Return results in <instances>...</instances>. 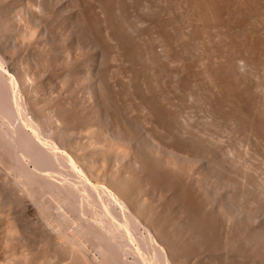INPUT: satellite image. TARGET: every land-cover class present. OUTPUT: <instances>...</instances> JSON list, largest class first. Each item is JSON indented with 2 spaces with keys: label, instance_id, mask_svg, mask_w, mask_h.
<instances>
[{
  "label": "rangeland",
  "instance_id": "374dc122",
  "mask_svg": "<svg viewBox=\"0 0 264 264\" xmlns=\"http://www.w3.org/2000/svg\"><path fill=\"white\" fill-rule=\"evenodd\" d=\"M10 1V2H9ZM14 3H13V2ZM20 1V2H19ZM31 1V2H30ZM44 1V2H43ZM51 1V3H50ZM0 0V61L2 59V63L0 62V76H3L4 73L10 72V63H13L14 66L17 65L19 69L18 72L20 74L19 78L16 79L18 76H16L15 80L12 81V77L9 76V74H4V78L0 77L4 80H8L7 82L9 84H13V86H17L18 88H10V94L13 91H17V89L20 91H17L15 96L17 95L20 97L22 100L21 103L20 99L17 98V100L20 102L19 104L15 103L16 108H14V111H17L18 109L20 111L14 112L13 116L9 115H4L1 114L3 113L0 111V114L3 115L1 117L0 115V262L1 264H264V52L261 57V60L259 63H255L256 65L253 64L254 61H251V58L248 57L247 53L244 52L242 49H238L240 47L239 42H241V38H244V34L246 33L243 30V33L239 31V38L240 35L242 36L239 41L236 42L235 39H237L238 36H236L238 31L236 32L237 28H234L236 24L232 23L236 18H234L235 14L233 15L234 20H232V17H228L224 13V17H228L227 20L231 21H225L227 23V26L229 30H233V33L236 32V34L233 35V39H230L228 34L230 31L228 28L224 30L222 27L219 30H223V34L226 33L224 31H227V36L220 33L219 30H215L216 27H213L212 24H210V27H212V30L214 28V32H212L209 25L207 28L210 32L209 36L212 37L213 39H210L211 42H208L206 40L208 36V31L206 34L203 32L205 30L204 26H207L206 21L202 18L203 23H201V16L199 13L197 15V12L194 15L193 12L196 10H193L194 7H191V2L187 0ZM81 1V2H80ZM129 1V2H128ZM137 1V2H136ZM146 1V2H145ZM175 1V3H174ZM184 1V2H183ZM186 1V3H185ZM261 7L264 8V0H259ZM4 2V3H3ZM19 2V3H18ZM49 2V3H48ZM63 4H62V3ZM77 2V3H76ZM87 2V3H86ZM101 2V3H100ZM107 2L108 4H112L113 9H110V7H107ZM121 2V3H120ZM126 2V3H125ZM147 6H144V3ZM148 2V3H147ZM153 2V3H151ZM159 2V3H158ZM161 2V3H160ZM164 2V3H163ZM167 2V3H166ZM179 6H177L178 4ZM59 3V4H58ZM67 3V4H66ZM72 3V4H71ZM76 3V4H74ZM100 3V4H99ZM129 5H128V4ZM142 3V7H141ZM163 3V4H162ZM184 3V4H183ZM190 3V7L187 6ZM4 4V5H3ZM12 4V5H11ZM27 4V5H26ZM31 4V5H30ZM34 4V5H32ZM41 4V5H40ZM45 4V5H44ZM51 4V6H50ZM107 4V5H106ZM122 4V5H121ZM133 4V5H132ZM138 4V5H137ZM140 4V5H139ZM151 4V5H150ZM156 4V5H154ZM165 4V5H164ZM173 4V5H172ZM15 5V6H14ZM77 5V6H76ZM79 5V6H78ZM89 5V6H88ZM101 5V8H100ZM115 5V6H113ZM131 5V6H130ZM155 7H154V6ZM172 5V9H171ZM176 5V6H175ZM32 6V7H31ZM44 6V7H42ZM103 6V7H102ZM111 6V5H110ZM125 6V7H124ZM150 6V7H149ZM158 6V7H157ZM175 6V7H174ZM182 6V7H181ZM186 6V7H185ZM4 7V8H2ZM64 7V8H63ZM91 7V8H89ZM96 7V9H95ZM139 7V8H138ZM145 7V9H144ZM148 7V8H147ZM166 7V9H165ZM192 8V9H188ZM25 8V9H24ZM84 8V9H83ZM93 8V9H92ZM132 8V9H131ZM135 8V9H134ZM147 8V9H146ZM151 8V9H150ZM157 8V9H156ZM160 8V9H159ZM186 8V10H184ZM261 8L259 9L260 12L258 13L255 12L254 17L250 15V17L255 19L256 18L260 19L262 18V15L264 14V9ZM6 9V10H5ZM24 11H23V10ZM38 11H37V10ZM154 9V10H153ZM180 9H182L180 11ZM34 10V11H33ZM83 10V11H82ZM101 10V11H100ZM111 10V11H109ZM118 10V11H117ZM126 10V11H125ZM142 10V11H141ZM145 10V13H144ZM161 10V11H160ZM167 12H166V11ZM179 10V11H178ZM193 10V11H192ZM263 10V11H262ZM8 11V12H7ZM18 11V12H17ZM41 11V14H39ZM43 11V12H42ZM82 11V12H81ZM89 11V14H88ZM105 11H108V16L112 17L113 20H105L106 18L108 19L109 17L106 15L107 13H104ZM125 11V12H124ZM129 11V12H128ZM160 13L161 15H157L156 13ZM171 11V13H169ZM177 11V12H176ZM187 11V12H186ZM193 15H191L192 13ZM39 12V13H38ZM50 12V13H49ZM78 12V13H76ZM87 12V13H86ZM112 12V13H111ZM137 12V14H136ZM174 12V13H173ZM181 12V13H180ZM189 12V13H188ZM23 13V14H22ZM35 13V14H34ZM58 15H57V14ZM82 13V14H80ZM92 13V14H91ZM110 13V14H109ZM119 13V15H118ZM121 13V14H120ZM124 13V14H123ZM139 13V14H138ZM147 13V14H146ZM166 13V14H165ZM180 15H179V14ZM184 13V16H183ZM188 13V14H187ZM231 13H234L233 11ZM26 14V15H25ZM52 14V15H51ZM88 14V15H87ZM154 16L152 17V15ZM167 14H170L167 15ZM194 16V17H191ZM3 15V16H2ZM55 15V16H53ZM83 17H82V16ZM105 15V16H104ZM126 15V16H125ZM131 17H130V16ZM135 15V16H134ZM172 15V16H171ZM174 15V16H173ZM177 15V16H176ZM202 15V14H201ZM22 16V17H20ZM57 16V17H56ZM93 16V17H92ZM116 16V17H115ZM143 16V17H141ZM157 16L160 17V22H163L165 24L164 29L163 28V33L158 34L159 30L156 28L157 25L156 22H154V19L157 18ZM180 16V17H179ZM182 16V18H181ZM198 18L197 20L195 19L196 17ZM200 16V19H199ZM264 16V15H263ZM64 17V18H63ZM95 17V18H94ZM104 17V18H103ZM128 17V18H127ZM155 17V18H154ZM162 17V18H161ZM169 17V18H168ZM16 18V19H15ZM48 18V19H47ZM69 18V19H68ZM71 18V19H70ZM87 18V19H86ZM89 18V19H88ZM117 18V19H116ZM143 20H142V19ZM152 18V19H151ZM166 18V19H165ZM188 18V19H187ZM194 18L197 25L202 28L201 30L198 26L193 28V22L192 19ZM62 19V20H61ZM116 21H115V20ZM120 19V20H119ZM169 19V20H168ZM173 19V21H172ZM181 21H180V20ZM186 19V20H185ZM255 21V25L258 28H261L260 31L264 28V24L262 20L258 22V20ZM71 20V21H70ZM75 20V21H74ZM78 20V21H77ZM84 20V21H83ZM93 20V21H92ZM105 20V22L103 21ZM119 20V21H118ZM124 20V21H123ZM138 20V21H137ZM145 20V21H144ZM153 20V21H152ZM166 20V21H165ZM188 20V21H187ZM190 20V22H189ZM238 20V19H237ZM252 22L253 19H251ZM250 18L248 21H250ZM264 20V19H263ZM46 21V22H45ZM50 21V22H49ZM60 21V22H59ZM99 21V22H96ZM102 21V22H101ZM114 21V22H113ZM122 21V22H121ZM130 21V22H129ZM132 21V22H131ZM136 21V22H135ZM152 21V22H150ZM171 21V22H170ZM180 21V22H179ZM188 23H187V22ZM236 21V20H235ZM3 22V23H2ZM73 22V23H72ZM85 22V23H84ZM90 22V23H89ZM94 22V23H93ZM96 22V23H95ZM109 22L114 23L119 22L118 24H121L122 28L125 27L126 35L121 34L124 30L120 31L118 36L116 34V30L111 28V31L115 34H112L109 30V33H105L104 28L109 26ZM144 22V23H143ZM176 22V24H175ZM183 22V23H181ZM249 22V23H250ZM258 22V24L256 23ZM2 23V24H1ZM47 25H46V24ZM57 23V24H56ZM87 23V24H86ZM93 23V24H92ZM104 23V24H103ZM106 23L108 25H106ZM171 23V24H170ZM186 23V25H185ZM192 23V24H191ZM202 26H201V24ZM204 23H206L204 25ZM225 25L226 23L223 22ZM247 23V25H249ZM260 23V27L258 26ZM8 24V25H7ZM61 24V25H60ZM70 24V25H69ZM77 25L75 27L74 25ZM99 24V25H97ZM179 24V25H178ZM183 24V25H181ZM232 24L234 26H232ZM252 24V23H251ZM252 24V26H253ZM14 27H13V26ZM49 25V26H48ZM59 25V26H58ZM79 25V26H78ZM82 25V26H81ZM106 25V26H105ZM112 24H110L111 26ZM116 25V24H115ZM133 25V26H131ZM146 25V26H145ZM175 25V26H174ZM212 25V26H211ZM246 25V24H245ZM246 25V26H247ZM2 26V27H1ZM104 26V27H103ZM140 26V27H139ZM143 28H142V27ZM189 26L192 28H189ZM244 26V25H243ZM251 25L248 26V28ZM254 26V27H255ZM7 27V28H6ZM82 27V28H81ZM100 32L99 34V28ZM129 27V28H127ZM152 29H151V28ZM173 27V30H171ZM175 27V28H174ZM178 27V28H176ZM186 27V28H185ZM197 27V28H196ZM233 27V29H231ZM245 27V26H244ZM243 27V28H244ZM254 27H250L251 29ZM255 27V28H256ZM263 27V28H262ZM33 28V29H32ZM52 28V29H51ZM54 28V29H53ZM61 28V29H60ZM76 28V29H75ZM78 28V29H77ZM131 28V29H130ZM136 28V29H135ZM146 28V29H145ZM170 28V30H169ZM247 30L248 28L245 27ZM249 28V29H250ZM14 29V31H12ZM50 29V30H49ZM75 29V31H74ZM98 29V30H97ZM128 29V30H127ZM134 29V30H132ZM142 29V30H141ZM190 29V30H189ZM198 29V32H194V30ZM257 29V28H256ZM255 29V30H256ZM7 30V31H6ZM52 30V31H51ZM60 30V31H59ZM71 30V31H70ZM92 30V31H91ZM150 32H149V31ZM153 30V31H152ZM155 30V31H154ZM188 30V31H187ZM201 30V31H200ZM235 30V31H234ZM254 30V29H252ZM254 30V31H255ZM28 31V32H27ZM132 31V32H131ZM138 31V32H137ZM141 31V32H140ZM144 31V32H143ZM148 31V32H147ZM172 31V32H171ZM183 35L187 34L186 40H183L182 42L180 41L181 37L178 34L179 32L182 33ZM194 33H193V32ZM200 31V32H199ZM257 31V30H256ZM12 32V34H11ZM40 32V33H39ZM43 32V34H42ZM45 32V34H44ZM64 32V33H63ZM69 32V33H68ZM79 32V33H78ZM84 32V33H83ZM88 32V33H87ZM98 32V33H97ZM135 32V33H133ZM141 34H140V33ZM168 32V33H167ZM171 32V33H169ZM177 33L174 36L173 33ZM185 32V33H184ZM193 34H192V33ZM219 34L216 35L217 40L214 38V34L216 33ZM229 32V33H228ZM258 32V31H257ZM8 33V34H7ZM28 33V34H27ZM33 35H32V34ZM82 33V34H81ZM134 37L133 36V34ZM155 33V34H154ZM167 33V36H166ZM191 33V34H190ZM201 33H204L205 36H203ZM231 33V34H233ZM258 33V34H259ZM263 31L259 35H261ZM3 36H2V35ZM11 34V35H10ZM36 34V35H35ZM58 34V35H57ZM63 34V35H62ZM88 34V35H87ZM98 34V35H97ZM103 36H102V35ZM130 34V35H129ZM132 34V35H131ZM138 36H137V35ZM149 34V35H148ZM171 34V39H168V36ZM24 35V36H23ZM30 35V36H29ZM32 35V36H31ZM35 35V36H34ZM41 35V36H40ZM73 35V36H71ZM80 35V36H79ZM83 37H82V36ZM106 35H108L106 37ZM128 35V36H127ZM141 37H140V36ZM161 35V37L159 36ZM191 35V36H190ZM199 35V36H198ZM263 35V34H262ZM261 35V36H262ZM19 36V37H18ZM43 36V37H42ZM59 36V37H58ZM99 36L101 38H99ZM114 36V39L113 37ZM131 36V37H130ZM163 36V37H162ZM182 36V34H181ZM202 36V38H201ZM218 36V37H217ZM222 36V38H221ZM23 37V38H22ZM26 37V38H24ZM30 37V38H28ZM72 37V38H71ZM79 37V38H78ZM105 37V38H104ZM110 37V39H109ZM118 37V38H117ZM139 37V39H138ZM151 37V38H150ZM160 37V38H157ZM167 37V38H166ZM175 40H174V38ZM198 37V38H197ZM33 38V40H32ZM70 38V39H68ZM74 38V39H73ZM121 38V39H120ZM124 38V39H123ZM190 38V39H189ZM195 38L196 40H194ZM221 38V39H220ZM226 42L224 39H226ZM229 38V39H228ZM11 39V40H10ZM46 39V40H45ZM58 39V40H57ZM63 39V40H62ZM66 39V40H65ZM95 39V40H94ZM98 39V40H97ZM100 39V40H99ZM106 39V40H104ZM112 39V40H111ZM116 39V40H115ZM129 39V40H128ZM133 39V40H132ZM150 39V41H149ZM192 39V40H191ZM24 40V41H23ZM26 40V41H25ZM28 40V41H27ZM32 40V41H31ZM35 40V41H34ZM89 40V41H88ZM91 40V41H90ZM104 42H103V41ZM110 40V41H109ZM119 40V41H118ZM126 40V41H125ZM157 40V41H156ZM159 40V42H158ZM165 40V43L164 41ZM174 40V41H173ZM221 40V41H220ZM231 40V41H230ZM238 40V39H237ZM41 43H40V42ZM87 41V42H86ZM95 41V43H93ZM108 41V42H107ZM136 41V42H135ZM156 41V42H155ZM162 41V42H161ZM191 41V42H190ZM205 43H204V42ZM34 44H32V43ZM35 42V43H34ZM44 42V43H42ZM74 42V43H73ZM113 42V44H112ZM123 42V43H122ZM134 42V43H133ZM144 42V43H143ZM151 44L149 45L148 44ZM154 42V43H153ZM168 42V44H167ZM171 44H170V43ZM176 42V43H175ZM178 42V43H177ZM180 42V43H179ZM184 42V44H183ZM189 42V43H188ZM195 42V43H194ZM208 42V43H206ZM223 42V43H222ZM232 42V43H231ZM24 43V45H23ZM103 43H106L103 45ZM109 43V44H108ZM116 45H115V44ZM128 43V44H127ZM130 43L131 48H127ZM141 43V44H140ZM156 43V44H155ZM160 43V44H159ZM182 43V44H181ZM186 43V44H185ZM234 43V44H233ZM50 44V45H49ZM61 44V45H60ZM68 44V45H67ZM90 44V45H89ZM94 46L92 47L91 46ZM134 44V46H132ZM136 44V45H135ZM138 44V46H137ZM140 44V45H139ZM143 44V45H142ZM154 44V45H153ZM158 44V45H157ZM177 44V45H176ZM193 44V45H192ZM195 44V45H194ZM204 44V45H203ZM207 44V45H206ZM226 44V45H225ZM238 44V46L236 45ZM53 45V46H51ZM99 47H98V46ZM103 45V46H102ZM109 45V46H108ZM116 47H115V46ZM122 47H121V46ZM163 45V46H162ZM167 45V46H164ZM176 45V46H174ZM178 45H181L178 47ZM188 45V46H187ZM191 45V46H190ZM199 45V46H198ZM231 45V46H230ZM45 46V47H44ZM86 46V47H85ZM96 46V47H95ZM101 46V47H100ZM108 46V47H106ZM129 46V47H130ZM151 49H149V47ZM153 46V48H152ZM160 46V47H159ZM162 46V47H161ZM190 46V47H189ZM194 46V47H193ZM200 46H203L200 47ZM234 46V47H232ZM12 47V48H11ZM28 47V48H27ZM41 47V48H40ZM158 49H157V48ZM167 47V48H166ZM183 49H182V48ZM204 47L207 49L205 50ZM209 47H214L210 48ZM231 49H230V48ZM16 48V49H14ZM51 48V50H50ZM62 48V49H61ZM87 48V49H86ZM102 48V49H101ZM125 48V49H124ZM137 48L139 53L137 52ZM170 48V49H169ZM173 48V49H172ZM222 48V49H221ZM3 49V50H2ZM34 49V50H33ZM83 49V50H82ZM109 49V50H108ZM116 49V50H113ZM124 49V50H123ZM130 49V50H129ZM169 49V50H168ZM172 49V50H171ZM177 49V50H176ZM188 49V50H187ZM190 49V50H189ZM196 49V50H195ZM199 49V50H198ZM231 51H228V50ZM28 50V51H27ZM80 50V51H79ZM102 50V51H101ZM108 50V51H107ZM112 50V51H111ZM119 50V51H117ZM126 50V51H125ZM134 50V51H133ZM145 50V51H143ZM150 50V51H149ZM157 50V51H156ZM166 53H165V51ZM176 50V51H175ZM199 52H198V51ZM224 52H223V51ZM228 52H227V51ZM233 50V51H232ZM5 51V52H4ZM17 51V52H16ZM31 51V52H30ZM35 51V52H34ZM55 51V52H54ZM58 51V52H57ZM84 51V52H83ZM106 51V52H105ZM123 51V52H122ZM125 51V52H124ZM128 51V52H127ZM130 51V54H129ZM148 51V52H147ZM156 51V52H155ZM169 51V53L167 52ZM178 51V52H177ZM181 51V52H180ZM183 51V53H182ZM191 51V52H190ZM203 51V52H202ZM208 51V53H212L210 55L211 57L208 58L209 55L205 54ZM215 51V53H214ZM217 51L219 52L218 54ZM264 51V50H263ZM7 52V53H6ZM30 52V53H29ZM34 52V53H33ZM52 52V53H51ZM70 52V53H68ZM72 52V53H71ZM80 52V53H79ZM98 52V53H97ZM136 52V54H135ZM143 52V53H142ZM145 52V53H144ZM162 52V53H161ZM180 52V53H179ZM185 52V53H184ZM188 52V55L186 54ZM202 52V53H201ZM235 52V53H234ZM237 52V53H236ZM238 52H244L242 53L243 56L239 55ZM14 53V54H13ZM55 53V54H54ZM57 53V55H56ZM66 53V54H64ZM85 53V55H84ZM87 53V54H86ZM116 53V54H115ZM123 53V54H122ZM148 53V54H147ZM172 53V54H171ZM204 53V54H203ZM234 53V54H233ZM9 54V55H7ZM24 54V55H23ZM29 54V55H28ZM35 54V55H34ZM93 54V55H92ZM110 54V55H109ZM115 54V56L113 55ZM129 54V56H128ZM148 56H147V55ZM167 54V55H166ZM179 54V55H176ZM183 54V55H182ZM185 54V56H184ZM202 54V55H201ZM215 54V55H214ZM219 54H221L219 56ZM229 54V55H228ZM232 54V55H231ZM244 54L246 56H244ZM42 55V58H41ZM54 55V56H53ZM74 55V56H73ZM97 55V56H96ZM118 55V56H117ZM165 55V56H164ZM169 55V58L167 56ZM173 55L174 58L171 56ZM176 55V57H175ZM201 55V56H200ZM225 55V57H224ZM239 55L238 57L244 58L243 60L245 61V57L248 61L250 59V62L247 63L245 69L246 72L244 74L245 69H240L238 70V67L236 66L235 61H237L235 58L236 56ZM10 56V57H9ZM110 57L106 58V57ZM134 56V57H133ZM154 56V57H152ZM159 56V57H158ZM162 56V57H161ZM182 56V57H181ZM190 56V57H189ZM196 56V57H194ZM204 56V59L203 57ZM20 57V58H19ZM76 57V58H75ZM83 57V58H82ZM120 60H118L119 58ZM130 57V58H129ZM148 57V58H147ZM164 57V58H163ZM178 57V58H177ZM183 60H181V58ZM199 57V58H198ZM202 57V58H201ZM216 57V58H215ZM219 57V58H218ZM221 57H223L222 60ZM234 57V58H233ZM237 57V58H238ZM4 58V59H3ZM98 58V59H97ZM103 58V59H102ZM122 58V59H121ZM150 58V59H149ZM155 58V60L153 59ZM158 58V62H157ZM162 58V59H161ZM167 58V59H166ZM197 58V59H196ZM209 60H208V59ZM214 58V59H213ZM227 58V59H226ZM231 58V61H229ZM241 58V59H242ZM6 59V60H5ZM51 59V60H50ZM88 59V60H87ZM148 59V60H147ZM152 59V60H151ZM174 59L176 62H174ZM177 59V60H176ZM189 59V61L187 60ZM193 59V60H192ZM220 59V60H219ZM226 59V60H225ZM5 62H4V61ZM21 60V61H20ZM30 60V61H29ZM60 60V61H59ZM70 60V61H69ZM107 62H104V61ZM128 60V63H127ZM139 60V61H138ZM165 60H168L167 62ZM185 60V62H184ZM204 60V61H203ZM206 60V61H205ZM212 60V61H211ZM218 60V61H217ZM222 60V62H221ZM235 60V61H234ZM14 61V62H13ZM33 61V62H32ZM50 61V62H49ZM90 61V62H89ZM103 61V62H102ZM125 61V62H123ZM155 61V62H154ZM170 61V62H169ZM182 61V62H181ZM190 61H192L190 63ZM211 61V63L209 62ZM214 61V62H213ZM58 64H57V63ZM133 62V63H132ZM182 64H181V63ZM184 62V63H183ZM188 62V63H187ZM195 62V64H194ZM200 62H203L205 67L208 68V70L212 69V72L214 74L216 73L218 76L221 77H226L229 82H234L233 84L236 85V90H239L238 93L233 95V93H236L237 91H233L231 93L230 90L227 89L231 94L229 95V92L226 91V88L223 87V85L220 87L219 83H216V86L212 84L211 80L205 79V77L200 74V71L204 66H201ZM205 62L209 64H205ZM218 62V63H216ZM222 65H220V63ZM229 62V63H228ZM233 62V63H232ZM4 63H6L4 65ZM32 63V64H31ZM34 63V64H33ZM38 63V64H37ZM102 63V65L100 64ZM113 63V64H112ZM122 63V64H121ZM130 63V64H129ZM136 63V64H135ZM150 63L152 64L150 67ZM161 64L162 66L160 70H158L160 67L158 64ZM172 63V64H171ZM179 65H177V64ZM198 63V64H197ZM224 63H228L227 65H231L230 67L226 66ZM251 63V64H250ZM110 64V65H109ZM117 64V65H116ZM125 64V65H123ZM128 64V65H127ZM144 64V65H143ZM165 64V65H164ZM185 64V65H184ZM194 64V65H193ZM250 64V65H248ZM253 64V65H252ZM2 65V67H1ZM80 65V66H79ZM104 65V67H103ZM156 65V66H155ZM169 65V66H168ZM218 65L219 67L217 68ZM255 65V67H254ZM263 67L261 69V66ZM44 66V67H43ZM96 66V67H95ZM122 66L124 67L122 69ZM131 66V67H130ZM140 66V67H139ZM147 66V67H146ZM199 66V67H198ZM211 66V67H210ZM213 66V67H212ZM235 66L237 68H235ZM50 67V68H49ZM76 67V68H75ZM100 67V68H99ZM103 67V69H102ZM118 67V68H117ZM146 67V68H145ZM153 67V68H152ZM157 67V68H156ZM182 67V68H181ZM185 67V68H184ZM188 67L190 70L188 71ZM193 67V68H192ZM216 67V68H215ZM252 67V68H249ZM260 67V68H259ZM58 68V69H57ZM61 68V69H60ZM64 68V70H63ZM79 68V69H78ZM81 68V69H80ZM92 68V69H91ZM111 68V69H110ZM127 68V69H125ZM131 70H130V69ZM142 68V69H140ZM167 68V69H166ZM176 68V69H174ZM180 69V72L177 70ZM196 68V71H194ZM249 70H248V69ZM51 69V70H50ZM70 69V70H69ZM89 69V70H88ZM136 69V70H135ZM169 69V70H168ZM184 71V74H181V72ZM194 69V70H193ZM198 69V70H197ZM223 69V70H222ZM231 69V70H229ZM235 69V70H234ZM256 69V70H255ZM260 71H259V70ZM7 70V71H6ZM24 70V71H22ZM73 70V71H72ZM104 70V71H103ZM115 70V71H113ZM130 70V71H129ZM146 70L148 72H146ZM158 73H157V71ZM253 70V71H251ZM3 71V72H2ZM63 71V72H62ZM69 71V72H68ZM98 73H97V72ZM101 71V72H100ZM118 71V72H117ZM133 71V72H132ZM135 71V72H134ZM144 71V72H143ZM165 71V72H164ZM198 71V72H197ZM222 71V72H221ZM236 71L237 74H236ZM259 71V72H258ZM21 72V73H20ZM52 72V73H51ZM56 72V73H55ZM68 72V73H67ZM74 72V73H73ZM87 72V73H86ZM91 72V73H90ZM127 72V73H126ZM129 72V75H128ZM189 72V73H188ZM228 72V73H227ZM242 72V73H239ZM248 72H250L248 74ZM2 73V75H1ZM23 73V74H22ZM33 73V74H32ZM115 73V74H114ZM137 73V74H136ZM142 73V74H141ZM151 73V74H150ZM153 73V74H152ZM160 73V74H159ZM164 73V74H163ZM166 73V74H165ZM183 73V72H182ZM191 73L194 75H191ZM223 73V74H222ZM235 73V74H234ZM259 73V74H258ZM43 74V76H42ZM62 74V75H61ZM82 74V75H81ZM95 74V75H94ZM123 74V75H122ZM158 74V77H157ZM173 74V75H172ZM196 74V75H195ZM198 74V75H197ZM200 74V75H199ZM222 74V76L220 75ZM230 74V75H229ZM263 74V75H262ZM8 75V76H7ZM26 75V76H25ZM51 75V76H50ZM59 75V76H57ZM99 75V76H98ZM116 75V76H115ZM120 75V76H119ZM135 75V76H133ZM224 75V76H223ZM243 75V77L241 76ZM254 75V76H252ZM258 75L261 77H258ZM104 76V78H103ZM130 76V77H129ZM162 76V77H161ZM192 78H191V77ZM196 76V78H194ZM203 76V77H202ZM232 76V77H231ZM250 76V78H249ZM252 76V77H251ZM10 77V78H6ZM22 77V78H21ZM26 77V79H25ZM32 77V78H31ZM39 77V78H38ZM42 79H41V78ZM46 77V78H45ZM61 77V78H60ZM118 79H117V78ZM127 77V78H126ZM141 77V78H140ZM150 80H149V78ZM170 77V79H169ZM179 77V78H178ZM216 77V76H215ZM236 77V78H235ZM238 77V78H237ZM257 77V79H256ZM263 77V78H262ZM97 78V79H96ZM123 78V79H122ZM130 78V79H129ZM132 78V79H131ZM137 82H134V80ZM145 78V79H144ZM155 78V79H154ZM158 78V79H157ZM198 78V79H197ZM203 78V79H201ZM218 78V77H217ZM243 80V82L240 80ZM20 79V80H19ZM24 79V80H23ZM77 79V80H76ZM93 79V80H92ZM105 79V80H104ZM114 79V80H113ZM116 79V80H115ZM121 79V81H120ZM134 79V80H133ZM165 79V80H164ZM175 79V80H174ZM183 79H185V82L187 85L183 86ZM189 79V80H188ZM192 79V80H191ZM195 79V80H194ZM219 79V78H218ZM217 79V82L220 80ZM247 79V81H245ZM252 79V80H249ZM257 81H256V80ZM19 80V81H18ZM52 80V81H51ZM67 80V81H66ZM71 80V81H70ZM76 80V81H75ZM90 82H89V81ZM126 80V81H125ZM160 80V81H159ZM163 83H161L162 81ZM249 80V81H248ZM261 80L263 82H261ZM3 81V80H1ZM37 81V82H35ZM93 83H92V82ZM139 81V82H138ZM142 81V82H141ZM149 81V83H148ZM168 81V82H167ZM172 81V82H171ZM194 81V82H193ZM203 81V82H202ZM207 81V82H206ZM209 81V82H208ZM240 81L242 82L240 84ZM245 81V82H244ZM250 81H252L250 83ZM254 81V82H253ZM31 82V83H30ZM54 82V83H53ZM74 82V83H72ZM78 82V83H77ZM96 82V83H95ZM101 82V83H99ZM113 82V83H112ZM118 82V83H117ZM127 84H126V83ZM154 82V83H153ZM178 82V83H177ZM197 82V84H196ZM199 82H201L199 84ZM205 82V83H204ZM247 82V83H246ZM249 82V83H248ZM16 83V85H14ZM23 83V84H22ZM25 83V84H24ZM43 83V84H42ZM52 83V84H51ZM61 83V84H60ZM90 83V84H89ZM92 83V84H91ZM139 83V84H137ZM151 83V84H150ZM153 83V84H152ZM160 83V84H159ZM190 83V84H189ZM195 83V84H194ZM260 83V84H259ZM3 84L4 81H3ZM27 84V86H26ZM51 84V85H50ZM104 84V85H102ZM120 84V86H119ZM125 84V85H124ZM129 84V85H128ZM146 84V86H145ZM179 84V85H178ZM218 84V85H217ZM243 84V85H242ZM245 84L247 86H245ZM6 85V84H5ZM21 85V87H20ZM23 85V86H22ZM32 85V86H31ZM40 85V86H38ZM67 85V86H66ZM77 85V86H76ZM141 87H139V86ZM163 85V86H162ZM174 85V86H173ZM194 85V86H193ZM206 85V86H205ZM241 85V86H239ZM261 85V86H260ZM56 86V87H55ZM81 86V87H80ZM93 86V87H92ZM104 86V88H103ZM125 86V87H124ZM136 86V87H135ZM151 86V88L149 87ZM155 86V88H154ZM157 86H159L157 88ZM193 86V87H191ZM196 86V87H195ZM201 86V87H200ZM203 86V87H202ZM210 86V87H209ZM239 86V87H238ZM248 86L250 89H248ZM253 86V87H252ZM80 87V88H78ZM135 87V88H134ZM162 87V88H161ZM179 87V88H178ZM185 87L190 88V90L185 89ZM200 87V88H199ZM210 89H209V88ZM213 87V89H212ZM216 87V88H215ZM239 89H238V88ZM240 87L242 89H240ZM254 89H252V88ZM37 88V89H36ZM68 88V89H67ZM125 88V89H124ZM128 88V89H127ZM145 88V89H144ZM167 88V89H166ZM183 88V90H181ZM192 88V90H191ZM194 88V89H193ZM260 88V89H259ZM12 89V91H11ZM23 89V90H22ZM45 89V90H44ZM77 89V91H76ZM106 89V90H105ZM120 89V91H119ZM123 89V90H122ZM142 89V90H140ZM225 89V91H224ZM245 89V90H244ZM247 89V91H246ZM258 89V90H257ZM67 90V91H66ZM102 90V92H101ZM105 92H104V91ZM113 90V91H112ZM129 92H128V91ZM131 90V91H130ZM136 90V91H135ZM180 90V91H179ZM208 90V91H207ZM213 90V91H212ZM218 90V91H217ZM222 90V91H221ZM241 90V91H240ZM249 90V91H248ZM256 92H255V91ZM65 91V92H64ZM111 93H109V92ZM127 91V92H125ZM135 91V92H134ZM144 91V92H143ZM148 91V92H147ZM198 91V92H196ZM210 91V92H209ZM243 91V92H242ZM251 91V92H250ZM262 91V92H261ZM40 94H39V93ZM90 92V93H89ZM116 92V93H115ZM131 92V93H130ZM141 92V93H140ZM153 92V93H152ZM158 92V93H157ZM180 94H179V93ZM188 92V94H187ZM204 92H207L206 94ZM219 92V93H218ZM245 92V94H244ZM261 92V93H260ZM56 93V94H55ZM68 93V94H67ZM74 93V94H73ZM105 93V94H104ZM109 93V94H108ZM114 93V94H113ZM147 93V94H146ZM151 93V94H150ZM156 93V94H155ZM210 93V95H209ZM214 93V94H213ZM224 93H227L224 95ZM251 93V95H250ZM111 94V95H110ZM122 94V95H121ZM146 94V95H145ZM167 94V95H166ZM179 94V95H178ZM202 94V95H201ZM219 94V95H218ZM248 96H247V95ZM34 95V96H33ZM68 95V96H67ZM85 95V96H84ZM95 95V97H94ZM109 95V97H108ZM187 95V97H186ZM216 97H214V96ZM218 95V96H217ZM262 95V97H261ZM61 96V97H60ZM120 96V97H119ZM136 98H135V97ZM160 96V98H159ZM180 96V97H179ZM227 96V97H225ZM233 96V98H232ZM250 96V97H249ZM24 97V98H23ZM45 97V98H44ZM85 97V98H84ZM132 97V98H131ZM164 97V98H163ZM206 97V98H205ZM225 97V98H224ZM245 97V98H244ZM32 98V99H31ZM53 98V99H52ZM117 98V99H116ZM152 98V99H151ZM192 98V99H190ZM231 98V99H230ZM236 98V101H234ZM256 98V99H255ZM258 98V99H257ZM263 98V100H262ZM96 99V101H94ZM104 100V102L102 100ZM123 99V100H122ZM133 99V100H132ZM147 99V100H146ZM149 99V100H148ZM186 99V101H185ZM207 99V100H206ZM213 99V100H212ZM215 99V100H214ZM217 99V100H216ZM250 101H249V100ZM31 100V101H30ZM35 100V101H34ZM57 100V101H56ZM108 100V101H107ZM151 100V101H150ZM200 100V101H199ZM239 100V101H238ZM243 100V101H242ZM252 100V102H251ZM256 100V101H255ZM17 101V102H18ZM56 101V102H55ZM97 101H99L97 103ZM134 101V102H133ZM172 101V102H171ZM194 101V102H193ZM214 101V103H213ZM230 101V102H228ZM248 101V102H247ZM32 102V103H31ZM77 102V103H76ZM84 102V103H83ZM152 102V103H151ZM156 102V103H155ZM161 103V105L159 104ZM165 102V103H164ZM182 102V103H181ZM201 102V103H200ZM204 102L206 104H204ZM211 102V103H210ZM219 102V103H218ZM226 102V104H225ZM237 102V103H236ZM252 104H249V103ZM254 102V104H253ZM259 102V103H258ZM262 102V103H261ZM91 103V104H90ZM101 103V104H100ZM108 103V104H107ZM118 103V104H116ZM144 103V104H143ZM149 103V104H148ZM154 103L156 105L159 104L158 106H154ZM179 103V104H177ZM181 103V104H180ZM187 103V104H186ZM213 103V104H212ZM222 103V104H221ZM245 103V104H244ZM43 104V105H42ZM112 104V105H111ZM115 104V105H114ZM175 104V105H173ZM193 104V105H192ZM196 104V105H195ZM209 104V105H207ZM232 106H230V105ZM235 104V106H234ZM258 104V105H257ZM17 105H22L21 107L19 106L17 108ZM55 105V106H54ZM103 105V106H102ZM106 105V106H105ZM124 105V106H123ZM164 105V106H163ZM167 105H169L167 107ZM215 105H217L215 107ZM229 105V106H228ZM255 105V106H254ZM111 106V107H110ZM122 106V107H121ZM144 106L146 108H144ZM153 106L156 108V110H164L166 111L169 110L170 113H173V117H169V124H172V130L169 129V124L166 126H162L165 124L159 123L155 117H151L152 114H147L150 113L149 110H153ZM174 106V107H173ZM177 106V107H176ZM182 106V107H181ZM187 106V107H186ZM201 106V107H200ZM206 106V107H205ZM221 106V107H220ZM239 106V107H238ZM247 106V107H246ZM250 106V107H249ZM252 106V107H251ZM261 106V107H260ZM30 107V108H29ZM32 107V108H31ZM34 107V108H33ZM89 107V109H88ZM103 107V108H102ZM118 107L121 109H118ZM129 107V108H128ZM164 109H163V108ZM171 107V108H170ZM186 107V108H185ZM195 107V109H194ZM226 107V108H225ZM256 107H259L258 109ZM26 108V109H25ZM44 108V109H43ZM67 108V109H66ZM82 108V109H81ZM113 110H112V109ZM143 108V109H142ZM152 108V109H150ZM161 108V109H160ZM175 108V109H174ZM181 108L183 110H181ZM191 108V109H190ZM201 108V109H200ZM205 110H204V109ZM219 110H218V109ZM243 108V109H241ZM246 108V109H245ZM250 108H252L250 110ZM256 108V109H255ZM262 108V109H261ZM54 109V111H53ZM58 109V110H57ZM71 109V110H70ZM94 109V110H93ZM138 109V110H137ZM145 109V110H144ZM179 109V110H178ZM187 109V110H186ZM200 109V110H199ZM203 109V110H202ZM211 109V110H209ZM229 109V110H228ZM249 109V110H248ZM68 110V111H67ZM75 110V112H74ZM128 110V111H127ZM132 110V111H131ZM136 110V111H135ZM164 110V111H165ZM176 110V111H175ZM196 110V111H195ZM215 110V111H214ZM223 110V111H222ZM226 110V111H225ZM255 114H254V112ZM262 110V111H259ZM87 111V112H86ZM96 111V112H95ZM100 111V112H99ZM109 111V112H108ZM112 111V113H111ZM130 111V112H129ZM165 111V112H166ZM168 111V112H169ZM176 113H175V112ZM220 113H218V112ZM238 113H237V112ZM25 112V113H23ZM30 112V113H29ZM40 112V113H39ZM54 112V113H53ZM91 112V113H90ZM95 112V113H94ZM118 112V113H116ZM119 112L121 114H119ZM126 112V113H125ZM143 112V113H142ZM144 112H146L144 114ZM192 112V113H191ZM195 112V113H194ZM203 112V114H202ZM227 114H225V113ZM244 112V113H243ZM250 112V113H249ZM258 112V113H256ZM263 112V113H262ZM16 113V114H15ZM23 113V114H22ZM53 113V114H52ZM60 113V114H59ZM74 113V114H73ZM124 113V115H123ZM178 113V114H177ZM185 113V115H184ZM197 113V114H196ZM207 113V114H206ZM232 113V114H231ZM241 113V114H239ZM246 113V114H245ZM6 114V113H5ZM47 114V115H46ZM56 114V115H55ZM114 114V115H113ZM119 114V115H118ZM131 114V115H130ZM144 116H143V115ZM180 114V117L178 115ZM187 114H190L187 115ZM223 114V115H221ZM249 114V115H248ZM253 114V115H251ZM260 114V115H259ZM23 115V116H22ZM38 115V116H37ZM118 115V116H117ZM140 115V116H139ZM142 115V116H141ZM177 115V116H176ZM184 115V116H183ZM193 115V116H192ZM198 115V116H197ZM226 115V116H225ZM5 116V117H4ZM22 118H21V117ZM49 116V117H47ZM54 116V117H53ZM57 116V117H56ZM90 116V117H89ZM112 116V117H111ZM121 116V117H120ZM138 116V117H137ZM175 116V117H174ZM207 116V117H206ZM215 116V117H214ZM224 118H222V117ZM246 116V117H245ZM249 116V117H248ZM255 116V117H254ZM19 117V118H18ZM33 117V118H32ZM55 119H52V118ZM97 117V118H96ZM117 117V118H116ZM134 117V118H133ZM142 117V118H141ZM146 119H144V118ZM150 117V118H149ZM188 117V119H187ZM202 117V118H201ZM206 117V118H205ZM231 117V118H230ZM10 120H9V119ZM15 118V119H14ZM26 118V119H25ZM87 118V119H86ZM113 120H112V119ZM121 118V119H120ZM180 118V119H179ZM216 118V119H215ZM221 118V119H220ZM227 118V119H226ZM230 118V119H229ZM233 118V119H232ZM256 118V119H255ZM3 119V121H2ZM6 119V120H4ZM30 121L31 119L35 122V125L38 127V131H33L30 124H25V120ZM61 119V120H60ZM91 119V120H90ZM103 119V120H102ZM111 119V120H109ZM130 119V120H129ZM140 119V120H139ZM144 119V121L142 120ZM258 119V120H257ZM20 120V121H19ZM45 122H43V121ZM117 120V121H116ZM120 120V121H118ZM124 120V121H123ZM151 120V121H150ZM183 120H186L182 122ZM189 120V121H187ZM6 121V122H5ZM41 121V122H40ZM72 121V123H71ZM122 121V122H121ZM168 121V119H167ZM165 121V122H167ZM180 121V122H179ZM206 121V122H205ZM229 121V122H228ZM234 121V122H232ZM247 121V122H246ZM9 122V123H8ZM19 122V123H18ZM40 122V123H39ZM46 122L48 124H46ZM58 122V124H57ZM63 122V123H62ZM87 122V123H86ZM101 122V123H100ZM120 122V124H119ZM132 122V124H131ZM147 122V123H146ZM154 122V123H153ZM164 122V123H165ZM174 122V123H173ZM189 128H188V125ZM195 122V123H194ZM218 122V123H217ZM238 124H236V123ZM249 122V123H248ZM23 123V124H22ZM38 123V124H37ZM42 123V125H40ZM109 123V124H108ZM111 123V124H110ZM131 125H130V124ZM143 123V124H142ZM156 123V124H155ZM161 125H159V124ZM180 123V124H179ZM208 123V124H207ZM212 123V124H211ZM227 123V124H226ZM233 123V126H232ZM242 123V124H240ZM259 123V124H258ZM262 123V124H261ZM8 124V125H7ZM20 124V128L18 127ZM45 124V126H44ZM60 124V125H59ZM88 124V125H86ZM91 124V125H90ZM106 124V125H105ZM113 124V125H112ZM116 124V125H115ZM155 126H154V125ZM185 126H184V125ZM205 127H204V125ZM207 124V125H206ZM231 124V125H230ZM4 125V126H2ZM23 125V127L21 126ZM26 125V128L24 126ZM31 126L29 128V126ZM39 125V126H38ZM50 125V126H49ZM57 125V126H56ZM63 125V126H62ZM102 125V126H101ZM125 125V127H124ZM127 125V126H126ZM196 125V126H195ZM226 125V126H225ZM12 126V127H11ZM14 126V127H13ZM52 126V127H51ZM100 126V127H98ZM118 126V127H117ZM132 126V129L135 127V131L138 129V133L135 139L131 137V141H129L126 146H122L120 149L122 150V159L124 161L123 165L120 163V168L122 169L121 171H116L115 167H117L118 163L110 162L109 165L108 163L102 164V160L100 161L99 158V164L101 166L105 167L106 174L104 173V178L101 174H98L101 176L100 180L104 181H110L112 178H118V177H111L114 176L115 173H117V176H124L128 175L130 178L131 182H129L128 187L131 190V200L134 202V200L138 201L137 195L139 196L141 193V201L143 206V210L141 207L138 208L141 212L134 208V205L136 202L131 203L132 205L130 206L129 202L127 200H122L125 202L124 204L126 205V210L125 212L131 215L135 220L131 224V226H137L131 227L129 226L130 224H127L126 228L124 224L128 221H125L124 215H123V207L124 205L119 204L118 201L117 203L112 200L114 196L109 197L107 199V195H104L105 191L101 190L98 185H95L98 183L97 180L99 178H95L96 176L93 175L94 180H92V175H87L88 183L83 180L82 177L79 175V171H77L79 168L77 166L76 172L78 173H73L74 170L70 169L67 162H58L59 166L56 164L55 158H53V162H55L53 167H55V170L51 169L50 171L41 168L40 165L38 164L36 158H33V155H30V152L28 149H26L23 146H19L16 138H19V134L21 131H27L25 133H30L29 135L35 136L34 133H36V136L40 133V138L38 140H41L43 143L44 140L50 139V142L54 140L51 144H56L55 146L59 147H65L64 149L67 150L69 158H72L74 161L75 153L76 152H83L82 149L85 142H88L89 139L86 136L87 133L88 135L91 134V138L95 137L94 140H97L96 138L99 139L100 135L104 134L112 139H115L112 135L114 136H119L120 134L122 137V134L124 136H129L127 135L128 132H130V127ZM178 126V127H177ZM235 126V127H234ZM250 126V127H249ZM8 129H7V128ZM19 128L18 129H16ZM43 127V128H41ZM46 127V128H45ZM52 129H51V128ZM54 127V128H53ZM110 127V128H109ZM117 127V128H116ZM122 127V128H121ZM137 127V128H136ZM140 129H139V128ZM153 127V128H152ZM167 129H166V128ZM177 127V128H175ZM199 127V128H198ZM234 127V128H233ZM240 127V128H239ZM245 127V128H244ZM259 127V128H258ZM12 128V129H11ZM147 128V129H145ZM218 128V129H217ZM230 128V130H229ZM233 128V129H232ZM60 129V130H59ZM74 129V131H73ZM95 129V130H94ZM128 129V131H127ZM143 131H142V130ZM153 129V130H151ZM158 131H157V130ZM187 129V130H186ZM194 131H193V130ZM197 129V130H196ZM203 129V130H202ZM237 129V130H236ZM240 129V131H239ZM263 129V130H262ZM8 130V131H7ZM57 130V132H56ZM112 130V131H111ZM140 130V131H139ZM151 130V131H150ZM168 130V133H167ZM174 130V131H173ZM177 132H176V131ZM181 130V131H180ZM212 130V131H211ZM219 130V131H218ZM249 130V131H248ZM251 130V131H250ZM253 130V132H252ZM8 133H7V132ZM14 131V132H13ZM32 131V132H31ZM43 131V132H42ZM64 131V132H63ZM91 131V132H90ZM97 131V132H96ZM100 131L102 134H97ZM120 131V132H119ZM149 131V132H148ZM160 131V132H159ZM190 131L192 133V136L190 135ZM217 133H216V132ZM244 131V133H243ZM255 131V133H254ZM6 132V133H5ZM10 132V133H9ZM52 132V133H50ZM74 132V133H73ZM80 132V133H79ZM90 132V133H89ZM93 132V133H92ZM146 132V133H145ZM169 132H171L169 134ZM173 132V133H172ZM197 132V133H196ZM214 132V133H213ZM219 132V133H218ZM222 132V133H221ZM225 132V133H224ZM227 132V133H226ZM238 134H237V133ZM248 132V133H247ZM5 133V134H4ZM16 133V134H15ZM33 133V134H32ZM38 133V134H37ZM57 133V134H56ZM62 133V134H61ZM116 133V134H115ZM118 133V134H117ZM126 133V134H125ZM165 133V134H164ZM195 133L197 135H195ZM213 135H212V134ZM232 136H230L231 134ZM253 133V134H252ZM86 134V135H85ZM94 134L95 136H92ZM109 134V135H108ZM143 134V138H142ZM152 135V137L157 139V142L161 141L164 146L167 147H172V149H180L182 148L181 151L178 150V154L176 153L177 149L174 150L175 153L177 154L175 156H167V151L165 152V148L162 151L159 149L160 154V159H154L152 156L151 158L149 157L150 155H147L148 153L145 150V147H143L144 143V135ZM178 134V135H176ZM180 134V135H179ZM186 134V135H185ZM227 134V135H225ZM238 136L236 138V136ZM250 134V135H249ZM257 134V135H256ZM45 135V136H44ZM49 135V136H48ZM56 135V136H55ZM65 135V136H64ZM68 135V136H67ZM73 135V136H72ZM84 135V136H83ZM99 135L98 137H96ZM133 135V134H132ZM190 137H187L189 136ZM211 135V136H210ZM217 135L219 136L217 138ZM261 138H257L260 137ZM10 136V137H9ZM42 136V137H41ZM76 136V137H75ZM116 136V137H117ZM131 136V135H130ZM140 136V138H139ZM182 136H185L182 138ZM200 136V137H199ZM213 139L210 140L209 139ZM214 136V137H213ZM234 136V137H233ZM6 137V138H4ZM10 139H9V138ZM15 137V139H14ZM39 137V135L37 136ZM45 137V138H44ZM55 137V138H54ZM81 137V138H80ZM87 138L86 141L84 138ZM171 137V138H170ZM173 137V138H172ZM175 137V138H174ZM193 139H192V138ZM222 137V138H221ZM230 137V138H229ZM244 137V138H243ZM255 139H254V138ZM71 138V139H70ZM139 138V140H137ZM163 138V139H162ZM191 138V139H190ZM227 138V139H226ZM239 138V139H238ZM263 138V139H262ZM3 139V140H2ZM5 139V140H4ZM9 142H8V140ZM61 140V141H58ZM77 141H76V140ZM142 139V141H141ZM159 139L161 141H159ZM180 139V140H179ZM208 141H207V140ZM221 139V140H220ZM249 139V140H247ZM252 139V140H251ZM7 140V141H6ZM16 140V141H15ZM137 140V141H136ZM175 140V141H174ZM190 140V141H189ZM207 142H206V141ZM232 140V141H230ZM238 140V141H237ZM256 140V141H254ZM4 141V142H3ZM14 141V142H13ZM49 141V140H47ZM69 141V142H68ZM72 141V142H71ZM83 141V142H81ZM140 141L142 143H140ZM175 144H174V142ZM186 141V142H185ZM188 141V142H187ZM197 141V142H196ZM212 141V142H211ZM220 141V142H218ZM241 143H240V142ZM248 141V142H246ZM253 141V143H252ZM2 142V143H1ZM8 142V144H6ZM133 142V143H132ZM178 142V144H177ZM183 142V143H182ZM192 142V143H191ZM194 142V143H193ZM237 145H236V143ZM246 142V143H245ZM258 142V143H256ZM16 143V144H15ZM73 143V144H72ZM81 143V144H80ZM131 143V144H129ZM186 145H185V144ZM191 143V145H189ZM196 143V145H195ZM214 143V145H213ZM218 143V144H217ZM235 143V144H234ZM245 143V144H243ZM248 143V146H247ZM261 143V144H260ZM14 148H13V146ZM60 144V145H59ZM78 144V145H77ZM181 144V146H180ZM205 146H204V145ZM230 144V145H229ZM243 144V145H242ZM22 145V144H21ZM81 145V146H80ZM162 145V144H161ZM189 145V146H188ZM199 145V146H198ZM208 145V146H207ZM216 145V146H215ZM233 145V146H232ZM242 145V146H241ZM261 147H260V146ZM7 146V147H6ZM11 148H9V147ZM52 146V145H51ZM68 146V147H67ZM132 146V147H131ZM163 146V147H164ZM176 146V147H175ZM196 146V147H195ZM198 146V147H197ZM214 146V148H212ZM230 146V147H229ZM239 146V147H238ZM16 147V148H15ZM54 148V146H52ZM168 147V148H169ZM175 147V148H174ZM206 147V148H204ZM212 151H209L208 149ZM217 147V149H216ZM226 147V148H225ZM232 147V148H231ZM236 147H238L236 149ZM247 147V148H246ZM250 147V149L247 151V149ZM6 148V149H5ZM52 148V149H53ZM63 148H60L61 150H64ZM125 148V149H124ZM130 148V149H129ZM135 148V149H134ZM141 148V149H140ZM195 148V149H193ZM220 150H219V149ZM234 148V149H233ZM244 148V149H243ZM246 148V150H245ZM253 148V149H252ZM259 148V149H258ZM26 149V150H25ZM50 151V155L52 158L55 154L54 151L56 150V147L54 150ZM128 149V150H127ZM154 149V148H153ZM155 149H157L155 147ZM185 149V150H184ZM188 149V150H186ZM216 149V150H215ZM229 151H226V150ZM232 149V150H231ZM242 149V150H241ZM252 149V150H251ZM13 150V152H12ZM28 150V151H27ZM44 150V149H43ZM78 150V151H77ZM120 150V151H121ZM133 150V151H131ZM231 150V151H230ZM235 150V151H234ZM256 150V151H253ZM259 150V151H258ZM263 150V151H262ZM16 151V152H15ZM29 152V154L26 152ZM45 151V150H44ZM70 151V152H69ZM87 151L90 153V156H94L90 149H87ZM136 151V152H135ZM182 151H187L186 153L182 154ZM189 151V152H188ZM198 151V152H197ZM224 151V152H223ZM234 151V152H232ZM242 153H241V152ZM248 152L247 154L243 152ZM21 152V153H20ZM46 153L49 151H45ZM53 156H52V153ZM87 154L89 155V153ZM125 152H128L125 153ZM139 152V153H138ZM144 152H146L144 154ZM181 152V154L179 153ZM197 154L195 156H192L191 153ZM208 152V153H207ZM212 152V153H211ZM228 152V153H227ZM231 152V153H230ZM56 153V151H55ZM134 153V154H133ZM190 153V154H189ZM234 153V154H232ZM259 153V155H258ZM4 154V156H3ZM11 156H10V155ZM17 156H16V155ZM21 154V155H20ZM28 156H26V155ZM48 154V153H47ZM58 152L55 157L58 156ZM86 154V155H87ZM96 154V153H95ZM184 154H187L191 156L194 160L183 156ZM193 154V155H194ZM221 154V155H220ZM223 154V155H222ZM238 154V155H236ZM49 155V154H48ZM49 155V156H50ZM85 155V154H84ZM100 155L97 153L96 156ZM127 155V156H126ZM140 155V156H139ZM169 155V153H168ZM210 155V156H209ZM215 155V156H213ZM218 155V156H217ZM225 155V156H224ZM235 155V157H234ZM241 157H240V156ZM7 156V157H6ZM83 156V154H82ZM198 156V157H197ZM207 156V157H206ZM211 158L209 159L208 158ZM213 159H212V157ZM258 156V157H257ZM5 160H4V158ZM17 157V158H16ZM23 157V158H22ZM76 157V156H75ZM99 157V156H98ZM144 157V158H143ZM146 157V158H145ZM179 157V158H178ZM205 157V158H204ZM16 160H15V159ZM22 158L24 161L22 162ZM59 158V157H57ZM68 158V159H69ZM101 158V157H100ZM181 158V159H180ZM184 161H183V159ZM224 158V159H223ZM232 158V159H231ZM234 158V159H233ZM261 158V159H260ZM12 159V160H11ZM31 159V160H30ZM129 159V160H127ZM144 159V160H143ZM153 159V161H152ZM179 159V161H178ZM190 161H187V160ZM227 159V160H226ZM3 160V161H2ZM9 160V161H8ZM15 160V162H14ZM52 162V159H50ZM55 160V161H54ZM60 160V159H59ZM75 160H77L75 158ZM138 160V162H137ZM142 160V161H141ZM161 163L160 164V161ZM231 160V161H230ZM261 160V161H260ZM19 163H17V162ZM33 161V163H32ZM64 161V160H63ZM146 161V162H145ZM148 161V162H147ZM157 161V162H155ZM164 161V162H163ZM195 161V162H194ZM207 161V163H206ZM229 161V162H228ZM236 161V162H235ZM244 161V162H243ZM4 162V163H3ZM29 162V163H28ZM37 162V163H36ZM52 162V163H53ZM71 162V160L69 161ZM75 162V161H74ZM118 162V161H117ZM126 162V163H125ZM145 162V163H144ZM152 162V163H151ZM173 162V163H171ZM176 162V163H175ZM183 162V163H182ZM186 162V163H185ZM195 164H194V163ZM239 162V163H238ZM241 162V163H240ZM256 162V163H255ZM17 163V164H16ZM36 163V164H35ZM62 163V164H60ZM132 163V164H131ZM159 163V164H158ZM178 164L177 169H172L171 165L172 164ZM224 163V164H223ZM228 163V164H227ZM230 163V164H229ZM237 163V165H236ZM3 164V165H2ZM22 164V165H21ZM98 164V165H99ZM112 164H115L112 166ZM124 164H127L124 166ZM167 164V165H166ZM198 164V165H197ZM228 165V166H225ZM231 164H233L231 166ZM241 164V165H240ZM245 165L242 167V165ZM257 164V165H256ZM8 165V166H7ZM10 165V166H9ZM15 167H14V166ZM61 165V166H60ZM111 165V166H110ZM130 165V166H129ZM162 165V166H161ZM206 165V166H205ZM253 165V166H252ZM26 166V167H25ZM37 166V167H36ZM39 166V167H38ZM98 166H97V169ZM101 166V167H102ZM110 166V168H109ZM133 166V167H132ZM161 166V167H159ZM171 169H169V167ZM248 166V169H247ZM252 166V167H251ZM20 167V168H19ZM103 167V168H104ZM107 167V168H106ZM126 170H124L123 169ZM128 167V168H127ZM191 167V168H190ZM203 167V168H202ZM245 167V168H244ZM259 167V168H258ZM16 170H15V169ZM25 168V169H24ZM38 168V169H37ZM62 170H61V169ZM118 168V167H117ZM127 168V169H126ZM183 168V169H182ZM186 168V169H185ZM208 168V169H207ZM219 168V169H218ZM233 168V169H232ZM251 168V169H250ZM254 168V170H253ZM5 169V170H4ZM36 169V170H35ZM44 169V170H42ZM185 169V170H184ZM204 169V170H203ZM9 170V171H8ZM28 170V171H27ZM35 174L33 173V171ZM73 170V171H71ZM102 170V169H101ZM111 170V171H110ZM113 170V171H112ZM133 170V171H132ZM167 170V171H166ZM170 170V171H169ZM177 170V172H176ZM224 170V171H223ZM257 170V172H255ZM261 170V171H260ZM55 171V172H53ZM65 171V172H63ZM104 171V169H103ZM143 171V173H142ZM184 171V172H182ZM233 171V172H232ZM246 171V172H244ZM252 171V172H251ZM6 172V173H5ZM11 172V173H10ZM15 172V173H14ZM44 174H41V173ZM57 172V174H56ZM175 172V173H174ZM200 172V173H199ZM231 172V173H230ZM251 172V173H250ZM261 172V173H260ZM7 175H5V174ZM39 173V174H37ZM49 173V174H47ZM73 173V174H72ZM88 173V172H87ZM112 173V174H111ZM169 173V174H168ZM236 173V174H235ZM245 173V174H243ZM259 173V174H258ZM18 174V175H16ZM66 174V175H65ZM70 174V175H69ZM120 174V175H118ZM137 174V175H136ZM168 174V175H166ZM250 176H249V175ZM34 177H33V176ZM44 178H42V176ZM52 177H51V176ZM73 175V176H72ZM260 175V176H259ZM29 176V177H28ZM48 176V177H47ZM69 176V177H68ZM72 176V177H71ZM145 176V177H144ZM176 176V177H175ZM178 176V177H177ZM237 176V177H235ZM246 176V177H245ZM254 176V177H253ZM7 177V178H6ZM10 177V178H8ZM12 177V178H11ZM51 179H50V178ZM57 177V178H56ZM58 177L60 179H58ZM75 177V178H74ZM77 177V178H76ZM139 177V178H138ZM234 177V178H233ZM240 177V178H239ZM249 177V178H248ZM258 177V178H257ZM5 178V179H3ZM31 178V179H30ZM62 178V179H61ZM73 178V180H72ZM108 178V179H107ZM38 179V180H37ZM77 179V180H75ZM80 179V180H79ZM136 179V180H135ZM146 179V180H145ZM151 179V180H150ZM166 179V180H165ZM179 179V180H178ZM212 179V180H211ZM242 179V180H241ZM244 179V180H243ZM248 179V180H246ZM260 179V180H259ZM5 180V181H4ZM19 180V181H18ZM21 180V181H20ZM30 180V181H29ZM36 180V181H35ZM46 180V181H45ZM48 180V181H47ZM69 180V181H68ZM89 180H91L89 182ZM96 180V181H95ZM133 180V181H132ZM214 180V181H213ZM216 180V181H215ZM230 182H229V181ZM257 180V181H256ZM16 181V182H15ZM32 181V182H31ZM35 181V182H34ZM56 181V183H55ZM59 181V182H58ZM64 181V182H62ZM66 181V182H65ZM79 181V182H78ZM107 181V188L110 187L111 185L113 186V183L109 184ZM137 181V182H136ZM254 183H253V182ZM26 182V183H25ZM37 182V183H36ZM41 182V183H40ZM81 182V183H80ZM86 182L85 184H88L89 186L85 185H78ZM136 182V185H135ZM184 182V183H183ZM208 182V183H206ZM213 182V183H212ZM250 182V183H249ZM20 183V184H18ZM59 183H61L59 185ZM130 183H134L130 185ZM8 184V185H7ZM57 184V185H56ZM74 184V185H72ZM77 184V185H76ZM93 184V185H91ZM146 184V185H145ZM202 184V185H201ZM258 184L257 186H255ZM263 186H262V185ZM12 185V186H11ZM18 185V186H17ZM21 185V187H20ZM30 185V186H29ZM33 185V187H32ZM63 185V186H62ZM71 185V189H70ZM95 185V186H94ZM139 185V186H138ZM141 185V186H140ZM143 185V186H142ZM170 185V186H169ZM254 185V186H253ZM11 186V187H10ZM48 186V187H47ZM60 186V187H59ZM68 186V187H66ZM80 186V187H79ZM87 186V187H86ZM95 188V189H100V190H93L94 192L100 191L99 193L94 192H89V188ZM98 186V187H97ZM111 186V187H112ZM135 186V187H134ZM192 186V187H191ZM234 186V187H233ZM236 186V187H235ZM262 186V187H261ZM15 187V188H14ZM45 187V188H44ZM47 187V188H46ZM74 187V188H73ZM88 188V190H85L84 188ZM127 187V188H128ZM143 187V188H142ZM162 187V188H161ZM219 189H217V188ZM258 187H261L260 189ZM22 188V189H21ZM42 188V189H40ZM62 188V189H60ZM73 188V189H72ZM115 190V187H112ZM123 188L124 190L127 189L124 185L120 187V189ZM137 188V189H135ZM247 188V189H246ZM21 189V190H20ZM44 189V190H43ZM51 189V191H50ZM70 189V190H69ZM78 189V191L76 190ZM164 189V190H163ZM209 189V190H208ZM215 189V190H214ZM217 189V190H216ZM243 191H242V190ZM247 191H246V190ZM258 189V190H257ZM29 190V191H28ZM76 190V191H75ZM112 189L110 188L109 191ZM112 190L111 193L115 196H119L115 191L119 190ZM122 190L123 192H126ZM206 190V191H205ZM254 190V192H253ZM27 191V193H26ZM42 191V192H41ZM72 194H71V192ZM81 191V192H80ZM88 191V192H87ZM92 191V189H91ZM102 191V193H101ZM121 191V192H122ZM136 191L138 194L136 195ZM153 191V192H152ZM158 191V192H157ZM163 191V192H162ZM178 191V192H177ZM194 191V192H193ZM211 191V192H210ZM55 192V193H54ZM63 192V193H62ZM79 194H78V193ZM155 192V194H154ZM167 192V193H166ZM203 192V193H202ZM217 192V193H216ZM222 192V193H221ZM241 192V193H239ZM245 192V193H244ZM249 192V193H248ZM252 194H251V193ZM258 192V193H257ZM24 193V194H23ZM37 195H36V194ZM85 195L88 197H86ZM88 193H93V194H88ZM104 193V194H103ZM110 193V192H109ZM116 193V194H115ZM146 193V194H144ZM150 193V194H149ZM169 193V194H168ZM220 193V194H219ZM233 193V196H232ZM256 193V195H255ZM260 193V194H259ZM10 194V195H9ZM27 194V195H26ZM40 194V195H39ZM43 194V195H42ZM51 194V195H50ZM70 194V195H69ZM74 194V195H73ZM183 194V195H182ZM201 194V195H200ZM240 194V195H239ZM245 194V196H244ZM7 195V196H6ZM29 195V196H28ZM34 195V197H33ZM77 195V196H76ZM80 195V196H78ZM83 195V196H82ZM92 195V196H90ZM98 195V196H97ZM123 195V193H121ZM163 195V197H162ZM178 195V196H177ZM237 197H236V196ZM10 196V197H9ZM38 196V197H37ZM42 196V197H41ZM75 196V197H74ZM97 196V197H96ZM101 196V197H100ZM124 196V195H123ZM148 196V197H146ZM157 196V197H156ZM195 196V197H194ZM206 196V197H205ZM228 196V197H227ZM231 196V197H230ZM235 196V197H234ZM239 196V197H238ZM241 196V197H240ZM247 196V197H246ZM258 196V198H257ZM7 197V199H6ZM50 197V198H48ZM70 197V199L68 198ZM74 197V198H73ZM92 197V198H91ZM104 197V198H102ZM137 197V198H136ZM226 197V198H225ZM234 197V198H233ZM243 197V198H242ZM261 197V198H260ZM263 197V198H262ZM37 198V199H36ZM42 198V199H41ZM73 198V199H72ZM77 198V199H75ZM83 198V200H81ZM102 198V200H101ZM121 198V197H120ZM155 198V199H154ZM161 198V199H160ZM163 198V199H162ZM213 198V199H212ZM233 200H232V199ZM14 201H13V200ZM40 199V200H39ZM69 199V200H68ZM76 201H75V200ZM88 199V200H86ZM100 199V200H99ZM104 199V200H103ZM110 199V200H109ZM149 199V200H148ZM158 199V200H157ZM160 199V200H159ZM184 199V200H183ZM236 201H235V200ZM256 199V200H255ZM34 202H33V201ZM42 200V201H41ZM60 200V201H59ZM101 201L105 203L106 201L108 202L109 208L112 207L115 213L112 218L107 217L108 223L102 220L101 215H103L105 218L110 213L112 210L110 209L106 215L105 212H102L101 209L102 206ZM171 200V201H170ZM211 200V201H210ZM224 200V201H223ZM66 201V202H65ZM98 204L96 205V203ZM116 201V200H115ZM146 201V202H145ZM148 201V202H147ZM155 201V202H154ZM170 201V202H169ZM220 201V202H219ZM230 201V202H229ZM233 201V202H232ZM253 201V202H252ZM256 201V202H255ZM263 201V202H262ZM17 202V203H16ZM42 202V203H41ZM56 202V203H55ZM59 202V203H58ZM78 202V203H77ZM181 202V203H180ZM223 202V203H222ZM227 202V203H226ZM235 202V203H234ZM243 202V203H242ZM58 203V204H57ZM65 203V204H64ZM69 203V204H68ZM114 203V204H113ZM175 203V204H174ZM220 203V204H219ZM242 203V204H241ZM249 203V204H248ZM8 205V207L6 206ZM71 204V206H70ZM73 204V205H72ZM75 204V205H74ZM88 204V205H87ZM116 204V205H115ZM164 206H163V205ZM190 204V205H189ZM208 204V205H207ZM216 204V205H215ZM234 204V205H233ZM54 205V206H52ZM81 207V208H79ZM100 205V206H98ZM159 205V206H158ZM231 205V206H230ZM60 206V207H59ZM89 206V207H88ZM92 209H91V207ZM162 206V207H161ZM186 206V207H185ZM207 206V207H206ZM251 206V207H249ZM260 208H259V207ZM75 207V208H74ZM83 207V208H82ZM88 207V209H87ZM99 209L94 210V209ZM116 207V208H115ZM160 207V208H159ZM175 207V208H174ZM179 207V208H178ZM227 207V209L225 208ZM241 207V208H240ZM256 207V208H255ZM60 208V209H59ZM64 208V209H63ZM125 208V207H124ZM187 208V209H186ZM194 208V209H193ZM207 208V209H206ZM223 210H222V209ZM254 208V209H253ZM67 209V210H66ZM69 209V210H68ZM86 214L85 211H87ZM91 209V210H90ZM116 209V211H115ZM185 209V210H184ZM122 210V211H121ZM197 210V211H196ZM249 210V211H248ZM48 211V212H47ZM63 211V212H62ZM93 211V212H92ZM120 211V212H119ZM146 211V212H145ZM152 213H151V212ZM162 211V212H161ZM186 211V212H185ZM191 211V212H190ZM234 213H233V212ZM239 214H237L238 212ZM252 211V212H250ZM59 212V213H58ZM71 212V213H70ZM101 214H99V213ZM148 212V213H147ZM169 212V213H168ZM201 212V213H200ZM204 212V214H203ZM211 212V213H210ZM245 212V213H244ZM261 212V213H260ZM263 212V213H262ZM159 213V215L157 214ZM184 213V214H183ZM186 213V214H185ZM260 213V215H259ZM94 214H96L94 216ZM99 214V215H98ZM113 214V213H111ZM120 214V215H119ZM163 214V215H162ZM197 214V215H196ZM241 214V215H240ZM2 215V216H1ZM41 215V216H40ZM49 215V216H48ZM67 215V216H66ZM88 215V216H86ZM108 215V216H109ZM123 215V216H122ZM172 215V216H170ZM174 215V216H173ZM186 215V217H185ZM221 215V216H220ZM249 215V217H248ZM47 216V217H46ZM80 218H79V217ZM167 216V217H166ZM236 216V217H235ZM240 216V217H239ZM254 216V217H253ZM67 217V218H66ZM97 217V218H96ZM103 217V218H104ZM116 217V218H115ZM122 219H121V218ZM152 217V219L150 218ZM157 219H156V218ZM173 217V218H172ZM178 217V218H177ZM228 217V218H227ZM243 217V218H242ZM47 218V219H46ZM50 218V219H49ZM61 218V219H60ZM69 218V219H68ZM89 218V219H88ZM99 218V219H98ZM101 218V219H100ZM115 218V219H113ZM119 218V219H118ZM160 218V219H158ZM186 218V219H185ZM194 218V219H193ZM207 218V219H206ZM209 218V219H208ZM231 218V219H230ZM233 218V219H232ZM240 218V219H239ZM242 218V220H241ZM77 219V220H76ZM83 221H82V220ZM93 219V220H92ZM112 219V220H110ZM124 219V220H123ZM145 219V220H144ZM171 219V220H170ZM182 219V220H181ZM198 219V220H197ZM228 219V220H227ZM230 219V220H229ZM102 220V221H101ZM152 220V221H151ZM169 220V221H168ZM180 220V222H179ZM214 220V221H213ZM235 220V221H234ZM45 221V222H44ZM52 221V222H51ZM63 221V223H62ZM66 221V222H65ZM116 223H114V222ZM122 221L123 228L120 227V222ZM133 221V220H132ZM161 221V222H160ZM176 221V222H175ZM187 221V222H186ZM189 221V222H188ZM193 221V222H192ZM201 221V222H200ZM241 221V223H240ZM251 221V222H250ZM255 221V222H254ZM87 222V223H86ZM99 222V223H98ZM146 222V223H145ZM149 222V223H148ZM152 222V223H151ZM160 222V223H159ZM182 222V223H181ZM185 222V223H184ZM198 222V223H197ZM203 222V223H202ZM213 222V223H212ZM216 222V223H214ZM48 223V224H47ZM97 223V225H96ZM104 223L105 225H111V226H103L102 224ZM115 225H114V224ZM136 223V224H135ZM148 223V224H147ZM200 223V224H199ZM202 223V224H201ZM86 224V225H85ZM135 224V225H134ZM141 224V225H140ZM181 226H180V225ZM197 224V226H196ZM207 224V225H206ZM214 224V225H213ZM243 224V225H242ZM249 224V225H248ZM262 224V225H261ZM165 225V227H164ZM184 225V226H183ZM188 225V226H187ZM195 225V226H194ZM220 225V226H219ZM238 225V226H237ZM246 225V226H245ZM254 225V226H253ZM71 226V227H70ZM76 226V227H75ZM87 226V227H86ZM151 226V227H150ZM153 226V227H152ZM173 226V227H172ZM202 228H201V227ZM10 227V228H9ZM48 227V228H47ZM85 229H84V228ZM90 227V228H89ZM104 227V228H103ZM114 230H111L110 229ZM178 227V228H175ZM181 227V228H180ZM211 227V228H210ZM233 227V228H232ZM8 228V229H7ZM46 228V229H45ZM87 228V229H86ZM93 228V229H92ZM98 228H103L105 229V232L103 229H98ZM125 228V230H124ZM140 228V230H138ZM146 228V229H145ZM185 229L180 230V229ZM189 228V229H188ZM193 228V229H192ZM225 228V229H224ZM235 228V229H234ZM43 231H42V230ZM50 231H49V230ZM106 234L107 236L109 235V238H114L116 240H111V244L113 245L114 249L117 250V256L115 255L116 253H113L114 256L108 253H103L99 245L104 246V243L98 240V238H95V233L96 231ZM107 229V230H106ZM162 229V230H161ZM173 229V230H172ZM178 229V230H176ZM196 229V230H195ZM52 230V231H51ZM54 230V231H53ZM69 230V231H68ZM71 230V231H70ZM110 232H109V231ZM118 230V231H117ZM120 230V231H119ZM124 230V232H123ZM132 230V231H131ZM198 230V231H197ZM209 230V231H208ZM9 231V232H7ZM48 231V232H47ZM59 231V232H58ZM75 231V232H74ZM88 231H90L88 233ZM115 231V232H113ZM131 233H130V232ZM139 231V232H138ZM149 231V232H148ZM186 231V233H184ZM189 231V232H188ZM191 231V232H190ZM194 231V233H193ZM196 231V232H195ZM219 231V232H218ZM222 231V232H221ZM226 231V232H225ZM248 231V233H247ZM258 233H257V232ZM3 232V233H2ZM51 232V233H50ZM70 232V233H69ZM127 232V233H126ZM138 232V233H137ZM147 232V233H146ZM156 232V233H155ZM188 232V233H187ZM218 232V233H216ZM221 232V233H220ZM9 233V234H8ZM12 233V234H11ZM57 233V235L55 234ZM61 233V234H60ZM74 233V234H73ZM87 233V234H86ZM91 233V234H90ZM113 233V235H112ZM120 235H119V234ZM136 233V235H135ZM141 233V234H140ZM168 233V235H167ZM202 233V234H201ZM241 233V234H239ZM16 234V236L14 235ZM63 234V236H62ZM116 234V235H115ZM124 234V235H123ZM133 236H132V235ZM143 234V235H142ZM159 234V235H158ZM173 234V235H171ZM218 234V235H217ZM237 234V235H236ZM258 234V235H256ZM262 234V235H261ZM12 235V236H11ZM51 235V236H50ZM119 235V236H118ZM157 235V236H156ZM170 235V236H169ZM183 235V236H182ZM185 235V236H184ZM201 235V236H200ZM254 235V236H253ZM46 236V237H45ZM55 236V238H54ZM66 236V237H64ZM68 236V237H67ZM114 236V237H113ZM152 236V237H150ZM163 236V237H162ZM195 236V237H194ZM198 236V237H197ZM213 236V237H212ZM222 236V237H221ZM233 236V238H232ZM239 236V237H238ZM252 236V237H250ZM3 237V238H2ZM14 237L13 239H11ZM61 237V238H60ZM116 237V238H115ZM126 237H129L126 238ZM139 237V238H138ZM158 237V238H157ZM183 237V238H182ZM194 237V238H193ZM238 237V238H236ZM262 237V238H261ZM49 238V239H48ZM66 238V239H65ZM72 238H75L72 240ZM85 238V239H84ZM119 238V239H118ZM121 238V239H120ZM134 241H132V239ZM172 238V239H171ZM198 240H197V239ZM208 238V239H207ZM211 238V239H210ZM218 238V239H217ZM247 240H245V239ZM250 238V239H248ZM62 241H60V240ZM64 239V240H63ZM136 239V240H134ZM139 239H141L139 241ZM143 239V240H142ZM146 239V240H145ZM170 239V240H169ZM174 239H176L174 241ZM185 239V240H184ZM188 239L190 241H188ZM196 239V240H195ZM6 240V242H5ZM90 240V241H89ZM98 242H96V241ZM122 240V241H121ZM152 240V241H151ZM159 240V241H158ZM220 240V241H219ZM50 241V242H49ZM115 241V242H114ZM120 241V242H119ZM155 243H154V242ZM185 241V243H184ZM205 241V242H204ZM214 243H213V242ZM234 241V242H233ZM259 241V243H258ZM52 242V243H51ZM58 242V243H57ZM64 242V243H63ZM66 242V243H65ZM96 242V243H95ZM120 244H118V243ZM124 244H122V243ZM130 244H129V243ZM143 242V243H140ZM149 242V243H148ZM157 242V243H156ZM257 242V243H256ZM10 243V244H9ZM50 243V244H49ZM71 243V244H70ZM103 243V244H102ZM147 246H146V244ZM197 243V244H196ZM211 243V244H210ZM220 243L219 245H217ZM226 243V244H225ZM6 244V245H5ZM73 244V246H72ZM129 244V245H128ZM149 244V245H148ZM163 244V245H162ZM171 244V245H170ZM182 244V246H181ZM208 244V245H207ZM215 244V245H214ZM257 244V245H255ZM4 245V246H3ZM76 245V246H75ZM91 245V246H90ZM116 245V246H115ZM123 245V246H122ZM130 245L131 248L130 249ZM156 245V246H155ZM173 245V246H172ZM186 245V246H185ZM202 248H201V246ZM261 245V246H259ZM3 246V247H2ZM6 246H9L6 247ZM48 246V247H47ZM51 246V247H50ZM70 246V247H69ZM97 246V247H96ZM162 248H161V247ZM230 246V247H229ZM232 246V247H231ZM235 246V247H234ZM6 247V248H5ZM47 247V248H46ZM54 247V249H53ZM72 247V248H71ZM93 247V249H92ZM119 250H118V248ZM129 247V248H128ZM152 247V248H151ZM158 247V248H156ZM262 247V248H261ZM2 248H4L2 250ZM51 250H50V249ZM63 248V249H62ZM74 248V249H73ZM78 248V249H77ZM142 248V249H141ZM144 248V250H143ZM151 248V249H150ZM174 248V250H173ZM179 248V249H178ZM239 248V249H238ZM248 248V249H247ZM44 249V250H43ZM45 249H48L45 251ZM68 249V250H67ZM70 249V250H69ZM77 249V250H76ZM128 249V250H127ZM172 249V250H171ZM214 249V250H213ZM216 249V250H215ZM218 249V250H217ZM226 249V250H225ZM233 249V250H232ZM245 249V250H244ZM11 250V251H10ZM85 250V251H84ZM98 250V251H97ZM121 250V251H120ZM198 250V251H197ZM220 250V251H219ZM254 250V251H253ZM4 251V252H3ZM39 251V252H38ZM63 251V252H62ZM82 251V252H81ZM145 251V252H144ZM158 251V252H157ZM164 251V254H163ZM225 251V252H224ZM239 251V252H238ZM257 251V252H256ZM15 252V253H13ZM17 252V253H16ZM37 252V253H36ZM45 252V253H44ZM86 252V253H85ZM120 252V254H119ZM147 252V253H146ZM160 252V254H159ZM177 252V253H175ZM196 252V253H195ZM229 252V255H228ZM233 252V253H232ZM237 252V253H236ZM61 253V254H60ZM69 253V256L66 254ZM103 256H101L102 254ZM159 254V256L157 255ZM162 253V254H161ZM216 253V254H215ZM218 253V254H217ZM239 253V254H238ZM242 253V254H240ZM245 253V254H243ZM12 254V256H10ZM80 254V255H79ZM173 254V255H172ZM184 254V255H183ZM231 254V255H230ZM234 256H233V255ZM238 254V255H237ZM16 255V256H15ZM39 255V256H38ZM82 255V257H81ZM108 255V256H107ZM120 255V256H119ZM151 255V256H150ZM153 255V256H152ZM158 257H157V256ZM161 255V256H160ZM165 255V256H164ZM176 255V256H175ZM183 255V256H182ZM216 255H218L216 257ZM224 255V256H223ZM15 256V257H14ZM24 256V257H23ZM38 256V257H37ZM47 256V257H46ZM70 258H68V257ZM182 256V257H181ZM201 256V258H200ZM249 256V257H247ZM19 257V258H18ZM26 257V258H25ZM34 257V258H33ZM36 257V258H35ZM78 257V258H77ZM110 257V259H109ZM162 257V258H161ZM170 257V258H169ZM224 257V259H223ZM240 257V258H239ZM12 258V259H11ZM13 258H17L16 260ZM24 258V259H23ZM39 258V259H38ZM96 258V259H95ZM258 258V259H257ZM3 259V260H2ZM9 259V260H8ZM23 259V260H22ZM28 259V260H27ZM102 259V260H101ZM167 259V260H166ZM243 259V261H242ZM13 260V261H12ZM48 260V261H47ZM72 260V261H71ZM74 260V261H73ZM90 260V261H89ZM108 260V261H107ZM118 260V261H117ZM153 260V261H152ZM159 260V262H158ZM216 260V261H215ZM5 261V263L3 262ZM16 261V262H15ZM62 261V262H61ZM68 261V262H67ZM71 261V262H70ZM84 261V262H83ZM106 261V262H105ZM120 261V262H119ZM124 261V263H123ZM127 261V262H126ZM152 261V262H151ZM156 261V262H155ZM163 261V262H162ZM165 261V263H164ZM255 261V262H254ZM12 262V263H10ZM76 262V263H75ZM86 262V263H85ZM104 262V263H103ZM170 262V263H169ZM209 262V263H208ZM222 262V263H221ZM239 262V263H238Z\"/></svg>",
  "mask_w": 264,
  "mask_h": 264
},
{
  "label": "bare ground",
  "instance_id": "6f19581e",
  "mask_svg": "<svg viewBox=\"0 0 264 264\" xmlns=\"http://www.w3.org/2000/svg\"><path fill=\"white\" fill-rule=\"evenodd\" d=\"M36 1H37V0H36ZM38 1H39V0H38ZM45 1H46V0H45ZM56 1H57V0H56ZM56 1H55V2H56ZM60 1H61V0H60ZM78 1H79V0H77V2H78ZM81 1H82V0H81ZM81 1H80V2H81ZM101 1H102V0H101ZM103 1H104V0H103ZM111 1H112V0H111ZM111 1L109 0V2H111ZM115 1H116V0H115ZM120 1H121V0H120ZM122 1H123V0H122ZM142 1H143V0H142ZM142 1L140 0V2H142ZM147 1H148V0H147ZM155 1H156V0H155ZM172 1H173V0H172ZM176 1H177V0H176ZM187 1L189 2V0H187ZM261 1H262V0H261ZM9 2H10V1H9ZM12 2H13V1H12ZM19 2H20V1H19ZM19 2H18V3H19ZM30 2H31V1H30ZM41 2H42V0H41ZM43 2H44V1H43ZM77 2H76V3H77ZM109 2H107V4H108ZM112 2H113V1H112ZM128 2H129V1H128ZM136 2H137V1H136ZM145 2H146V1H145ZM177 2H178V1H177ZM177 2H176V3H177ZM183 2H184V1H183ZM190 2H191V7H194L193 10H196L195 12H193L194 15H196V14H195L196 12H197V15H198L199 13L202 14V15L200 14V16H201V20H199V21H202V18H203V17L205 18V19H204V18H203V19L206 21L207 26L205 25L206 23H204V25H205L204 28H205V27L208 28V25H209V27H210V24H212L213 27H216L215 30H216L218 27H219V28H218L217 30H219L221 27H222L224 30H226V29L228 28V26H229V23L226 22V21H231V18H230V20H227L228 17L231 16V17H232V20H234V18H236V19H235L236 21H235V20H234V22L232 21V23H234V24H236L235 22H237V25H235V26L232 24V26H234V28H237V29H236V32L238 31V32H237L238 34H237L236 36H238L239 34L243 33V31L245 32V30H246V33H245V34L243 33V34H244V38H241V37H242V36H241L242 34L240 35V38L242 39L241 42H239L240 47L238 46V44H236V45L239 47L238 49H242V50H244V52L247 53L248 57L251 58V61H254L253 64H255V63H259V61H260V59H261V57H262V55H263V52H264V51H263V50H264V28L262 27L263 29L261 30V31H263V33H262L263 35H262V34H261L262 36L259 35V34L261 33V31H260V33H259V30H260L261 28L256 27L257 25L255 24V21H254V20L257 19L256 17H257L258 15L255 16V19L253 18L254 15H255V12H258V11H259L258 13L260 14L261 12H260L259 9L263 8V7H261V5H259V4L261 3L259 0H258V2H260V3H258L257 0H190ZM3 3H4V2H3ZM13 3H14V2H13ZM48 3H49V2H48ZM50 3H51V1H50ZM61 3H62V2H61ZM63 3H64V2H63ZM63 3H62V4H63ZM76 3H74V4H76ZM86 3H87V2H86ZM100 3H101V2H100ZM100 3H99V4H100ZM120 3H121V2H120ZM125 3H126V2H125ZM143 3H144V2H143ZM147 3H148V2H147ZM151 3H153V2H151ZM158 3H159V2H158ZM160 3H161V2H160ZM163 3H164V2H163ZM163 3H162V4H163ZM166 3H167V2H166ZM174 3H175V1H174ZM185 3H186V1H185ZM58 4H59V3H58ZM66 4H67V3H66ZM71 4H72V3H71ZM107 4H106V5H107ZM127 4H128V3H127ZM129 4H130V3H129ZM129 4H128V5H129ZM177 4H178V3H177ZM183 4H184V3H183ZM187 4H188L187 6L190 5V3H187ZM3 5H4V4H3ZM11 5H12V4H11ZM26 5H27V4H26ZM30 5H31V4H30ZM32 5H34V4H32ZM40 5H41V4H40ZM44 5H45V4H44ZM110 5H111V6H110ZM121 5H122V4H121ZM132 5H133V4H132ZM137 5H138V4H137ZM139 5H140V4H139ZM143 5H144V6H147L145 3H144ZM150 5H151V4H150ZM154 5H156V4H154ZM154 5H153V6H154ZM164 5H165V4H164ZM172 5H173V4H172ZM172 5H171V9L173 8ZM14 6H15V5H14ZM50 6H51V4H50ZM76 6H77V5H76ZM78 6H79V5H78ZM88 6H89V5H88ZM108 6L110 7V9H113V8H111V7H112V4H108L107 7H108ZM113 6H115V5H113ZM130 6H131V5H130ZM175 6H176V5H175ZM175 6H174V7H175ZM177 6H179V4H178ZM262 6H264V5H262ZM31 7H32V6H31ZM42 7H44V6H42ZM102 7H103V6H102ZM109 7H108V8H109ZM124 7H125V6H124ZM141 7H142V3H141ZM149 7H150V6H149ZM154 7H155V6H154ZM157 7H158V6H157ZM181 7H182V6H181ZM185 7H186V6H185ZM189 7H190V6H189ZM189 7H188V9H192V8H189ZM2 8H4V7H2ZM63 8H64V7H63ZM89 8H91V7H89ZM100 8H101V5H100ZM138 8H139V7H138ZM147 8H148V7H147ZM147 8H146V9H147ZM24 9H25V8H24ZM83 9H84V8H83ZM92 9H93V8H92ZM95 9H96V7H95ZM131 9H132V8H131ZM134 9H135V8H134ZM144 9H145V7H144ZM150 9H151V8H150ZM156 9H157V8H156ZM159 9H160V8H159ZM165 9H166V7H165ZM263 9H264V8H263ZM5 10H6V9H5ZM22 10H23V9H22ZM36 10H37V9H36ZM153 10H154V9H153ZM181 10H182V9H180V11H181ZM184 10H186V8H185ZM193 10H192V11H193ZM23 11H24V10H23ZM33 11H34V10H33ZM37 11H38V10H37ZM82 11H83V10H82ZM82 11H81V12H82ZM100 11H101V10H100ZM109 11H111V10H109ZM117 11H118V10H117ZM125 11H126V10H125ZM125 11H124V12H125ZM141 11H142V10H141ZM160 11H161V10H160ZM165 11H166V10H165ZM178 11H179V10H178ZM192 11H191V13H192ZM232 11H233L234 13H231ZM262 11H263V10H262ZM7 12H8V11H7ZM17 12H18V11H17ZM42 12H43V11H42ZM128 12H129V11H128ZM156 12H157V11H155L154 13H156ZM166 12H167V11H166ZM176 12H177V11H176ZM181 12H182V11H181ZM181 12H180V13H181ZM186 12H187V11H186ZM198 12H199V13H198ZM1 13H2V12H1ZM1 13H0V14H1ZM38 13H39V12H38ZM49 13H50V12H49ZM76 13H78V12H76ZM86 13H87V12H86ZM104 13H107L106 15L108 16V11H105ZM111 13H112V12H111ZM144 13H145V10H144ZM169 13H171V11H170ZM173 13H174V12H173ZM188 13H189V12H188ZM188 13H187V14H188ZM193 13H192L191 15H193ZM224 13H225L228 17L225 18V17H224ZM252 13H254V14H252ZM262 13H263V12H262ZM262 13H261V14H262ZM22 14H23V13H22ZM34 14H35V13H34ZM39 14H41V11H40ZM56 14H57V13H56ZM58 14H59V13H58ZM58 14H57V15H58ZM80 14H82V13H80ZM88 14H89V11H88ZM88 14H87V15H88ZM91 14H92V13H91ZM109 14H110V13H109ZM120 14H121V13H120ZM123 14H124V13H123ZM136 14H137V12H136ZM138 14H139V13H138ZM146 14H147V13H146ZM156 14H157V13H156ZM158 14L161 15L160 13H158ZM158 14H157V15H158ZM165 14H166V13H165ZM178 14H179V13H178ZM232 14H235L234 18H233V15H232ZM251 14H252V15H251ZM25 15H26V14H25ZM51 15H52V14H51ZM118 15H119V13H118ZM167 15L170 16V14H167ZM179 15H180V14H179ZM189 15H190V14H189ZM191 15H190V16H191ZM250 15L253 16V17L251 18ZM263 15H264V14H263ZM263 15H262V18L260 17V19H259V17H258V19H257L258 22H259L260 20H262V21H263L262 24H264V20H263V19H264V16H263ZM2 16H3V15H2ZM53 16H55V15H53ZM81 16H82V15H81ZM104 16H105V15H104ZM110 16H112V15H110ZM110 16H108L109 18H108V19L106 18L105 20L107 21V20H109L110 18L113 20V18L110 17ZM119 16H120V15H119ZM125 16H126V15H125ZM129 16H130V15H129ZM134 16H135V15H134ZM153 16H154V14L152 15V17H153ZM171 16H172V15H171ZM173 16H174V15H173ZM176 16H177V15H176ZM183 16H184V13H183ZM200 16H199V19H200ZM20 17H22V16H20ZM56 17H57V16H56ZM82 17H83V16H82ZM92 17H93V16H92ZM115 17H116V16H115ZM130 17H131V16H130ZM141 17H143V16H141ZM179 17H180V16H179ZM191 17H194V16H191ZM195 17H196V16H195ZM63 18H64V17H63ZM94 18H95V17H94ZM103 18H104V17H103ZM127 18H128V17H127ZM154 18H155V17H154ZM161 18H162V17H161ZM168 18H169V17H168ZM181 18H182V16H181ZM249 18H250V20L253 19L254 22H252V20H251V22L248 21ZM15 19H16V18H15ZM47 19H48V18H47ZM68 19H69V18H68ZM70 19H71V18H70ZM86 19H87V18H86ZM88 19H89V18H88ZM111 19H110V20H111ZM116 19H117V18H116ZM141 19H142V18H141ZM151 19H152V18H151ZM165 19H166V18H165ZM187 19H188V18H187ZM191 19H192V22H193L195 19L197 20L198 18L196 17L195 19H194V18H191ZM225 19H226V21H225ZM237 19H238V20H237ZM61 20H62V19H61ZM105 20H103V21L105 22ZM110 20H109V21H110ZM112 20H111V22H112ZM114 20H115V19H114ZM119 20H120V19H119ZM119 20H118V21H119ZM142 20H143V19H142ZM161 20H162V19H161ZM161 20H160V17L157 16V18H155V19H154V22H153V23L156 22V24H155V25H157L156 28L159 30L158 34H161V33H163V31H164V30H163V28H164V25H163V24H165V23L160 22ZM168 20H169V19H168ZM179 20H180V19H179ZM185 20H186V19H185ZM204 20H203V21H204ZM70 21H71V20H70ZM74 21H75V20H74ZM77 21H78V20H77ZM83 21H84V20H83ZM92 21H93V20H92ZM115 21H116V20H115ZM123 21H124V20H123ZM137 21H138V20H137ZM144 21H145V20H144ZM152 21H153V20H152ZM152 21H150V22H152ZM162 21H163V20H162ZM165 21H166V20H165ZM172 21H173V19H172ZM180 21H181V20H180ZM180 21H179V22H180ZM187 21H188V20H187ZM187 21H186V22H187ZM203 21H202L201 23H203ZM45 22H46V21H45ZM49 22H50V21H49ZM59 22H60V21H59ZM96 22H99V21H96ZM96 22H95V23H96ZM101 22H102V21H101ZM111 22H109V26H107V27L104 28L105 31H104V30H101V32L104 31L105 33H107V32L109 33V30H110V32L116 30V31H117V32L115 31L116 34L113 33V32H111V33L117 35V33L119 32V30L121 29L120 31H122L123 28H124L123 32L121 33V34L125 33V34H123V37H124V35H126V32H127V31H125V27L122 28L121 24H118L119 22H117V23L115 22L114 25H113V23H111ZM113 22H114V21H113ZM121 22H122V21H121ZM129 22H130V21H129ZM131 22H132V21H131ZM135 22H136V21H135ZM170 22H171V21H170ZM189 22H190V20H189ZM223 22H225L226 24L223 25V24H224ZM249 22H250V23H249ZM258 22H256V23L258 24ZM2 23H3V22H2ZM2 23H1V24H2ZM72 23H73V22H72ZM84 23H85V22H84ZM89 23H90V22H89ZM93 23H94V22H93ZM93 23H92V24H93ZM99 23H100V22H99ZM143 23H144V22H143ZM162 23H163V24H162ZM181 23H183V22H181ZM187 23H188V22H187ZM193 23H194V24H193V25H194L193 28H194V27H195V23H196V21H194ZM201 23H200V24H201ZM227 23H228V26H227ZM247 23H249V25H251L250 27H254V26L256 25L255 27H256L257 29H256L255 27L252 28V29H254V30L256 29L258 32H257L256 30H255V31L252 30L250 27H249V28H250V29H249V28H248L249 25H247ZM251 23H252V24L254 23L255 25L253 24V26H252ZM45 24H46V23H45ZM56 24H57V23H56ZM86 24H87V23H86ZM100 24H101V23H100ZM103 24H104V23H103ZM110 24H112V25L110 26ZM115 24H116V25H115ZM170 24H171V23H170ZM175 24H176V22H175ZM191 24H192V23H191ZM197 24H198V23H196V26H198ZM245 24H246L247 26H246ZM262 24H261V25H262ZM7 25H8V24H7ZM46 25H47V24H46ZM60 25H61V24H60ZM69 25H70V24H69ZM73 25H74V24H73ZM97 25H99V24H97ZM106 25H108V24L106 23ZM106 25H105V26H106ZM176 25H177V24H176ZM178 25H179V24H178ZM181 25H183V24H181ZM185 25H186V23H185ZM212 25H211V26H212ZM243 25H244L245 27H247L248 30H247ZM261 25H260V23H259L258 26L260 27ZM12 26H13V25H12ZM48 26H49V25H48ZM58 26H59V25H58ZM74 26L77 27V25H74ZM78 26H79V25H78ZM81 26H82V25H81ZM114 26H115V28H114L115 30H112L111 28H113ZM131 26H133V25H131ZM145 26H146V25H145ZM174 26H175V25H174ZM186 26H187V25H186ZM199 26H200V25H199ZM199 26H198V27H199ZM201 26H202V24H201ZM1 27H2V26H1ZM13 27H14V26H13ZM103 27H104V26H103ZM116 27H117L119 30H118ZM139 27H140V26H139ZM141 27H142V26H141ZM224 27H225V28L227 27V28L225 29ZM243 27H244V28H243ZM6 28H7V27H6ZM81 28H82V27H81ZM127 28H129V27H127ZM142 28H143V27H142ZM150 28H151V27H150ZM174 28H175V27H174ZM176 28H178V27H176ZM185 28H186V27H185ZM189 28H192V26H191V27L189 26ZM196 28H197V27H196ZM199 28H200V27H199ZM207 28H205V30L203 31L205 34L209 31L208 29H211V30H212V27H210V28H208V29H207ZM229 28H230V26H229ZM229 28H228V30H229ZM32 29H33V28H32ZM51 29H52V28H51ZM53 29H54V28H53ZM60 29H61V28H60ZM75 29H76V28H75ZM75 29H74V31H75ZM77 29H78V28H77ZM100 29H101V27L99 28V30L97 29V30L99 31V34L101 33V32H100ZM130 29H131V28H130ZM135 29H136V28H135ZM145 29H146V28H145ZM151 29H152V28H151ZM164 29H167V28H164ZM200 29L203 30V27L200 28ZM231 29H233V27H232ZM243 29H245V30H243ZM258 29H259V30H258ZM49 30H50V29H49ZM127 30H128V29H127ZM132 30H134V29H132ZM141 30H142V29H141ZM169 30H170V28H169ZM171 30H173V27H172ZM189 30H190V29H189ZM201 30H200V31H201ZM206 30H208V31H206ZM213 30H214V28H213ZM213 30H212V32H214ZM228 30H227V31H228ZM241 30H243V31L241 32ZM6 31H7V30H6ZM12 31H14V29H13ZM51 31H52V30H51ZM59 31H60V30H59ZM70 31H71V30H70ZM91 31H92V30H91ZM134 31H135V30H134ZM148 31H149V30H148ZM148 31H147V32H148ZM152 31H153V30H152ZM154 31H155V30H154ZM187 31H188V30H187ZM200 31H199V32H200ZM220 31H221V30H219V32H220ZM227 31H224V32L227 33ZM229 31H230V30H229ZM234 31H235V30H234ZM239 31H240L241 33H239ZM27 32H28V31H27ZM131 32H132V31H131ZM135 32H136V31H135ZM135 32H133V33H135ZM137 32H138V31H137ZM140 32H141V31H140ZM140 32H139V33H140ZM143 32H144V31H143ZM149 32H150V31H149ZM171 32H172V31H171ZM171 32H169V33H171ZM181 32H182V31H181ZM192 32H193V31H192ZM192 32H191V33H192ZM194 32H195V34H196V32H198V29L194 30ZM194 32H193V33H194ZM210 32H211V31H209L207 37L205 36L204 33H201L203 36H205V37L207 38L206 40L209 39L208 42H211L210 39H212V40L214 41V39L212 38L213 35H212V37L209 36ZM221 32H222V34H223V30H222ZM221 32H220V33H221ZM236 32L233 33V30H231L230 33L228 32V33H229L228 36H229V35H230V36H231V35L234 36V34H236ZM39 33H40V32H39ZM63 33H64V32H63ZM68 33H69V32H68ZM78 33H79V32H78ZM83 33H84V32H83ZM87 33H88V32H87ZM97 33H98V32H97ZM119 33H120V32H119ZM119 33H118V36L121 35V34H119ZM133 33H132V34H133ZM167 33H168V32H167ZM167 33H166V36H167ZM177 33H178V32L173 33L174 36L177 35ZM184 33H185V32H184ZM191 33H190V34H191ZM193 33H192V34H193ZM220 33H219V34H220ZM226 33H224V34L227 36ZM231 33H233V34H231ZM258 33H259V34H258ZM7 34H8V33H7ZM11 34H12V32H11ZM11 34H10V35H11ZM27 34H28V33H27ZM31 34H32V33H31ZM42 34H43V32H42ZM44 34H45V32H44ZM81 34H82V33H81ZM109 34H110V33H109ZM132 34H131V35H132ZM140 34H141V33H140ZM154 34H155V33H154ZM178 34H180L179 36L181 37V38H180V39H181V40H180L181 42H182L183 40H186V38H188V37H187L188 35H187V34H186L187 36H186L185 34L183 35V32H182V33L179 32ZM181 34H182V36H181ZM213 34L215 35V36H214L215 40H217L216 35L219 36V34H217V32H216V33H213ZM224 34H223V36H224ZM1 35H2V34H1ZM32 35H33V34H32ZM32 35H31V36H32ZM35 35H36V34H35ZM35 35H34V36H35ZM57 35H58V34H57ZM62 35H63V34H62ZM87 35H88V34H87ZM97 35H98V34H97ZM101 35H102V34H101ZM129 35H130V34H129ZM134 35H135V34H133L132 37H134ZM136 35H137V34H136ZM148 35H149V34H148ZM196 35H197V34H196ZM206 35H207V34H206ZM2 36H3V35H2ZM23 36H24V35H23ZM29 36H30V35H29ZM40 36H41V35H40ZM71 36H73V35H71ZM79 36H80V35H79ZM81 36H82V35H81ZM102 36H103V35H102ZM107 36H108V35H106V37H107ZM127 36H128V35H127ZM137 36H138V35H137ZM139 36H140V35H139ZM159 36L161 37V35H159ZM177 36H178V35H177ZM190 36H191V35H190ZM198 36H199V35H198ZM218 36H217V37H218ZM228 36H227V37H228ZM230 36H229V38H230ZM233 36H231L232 39H233ZM236 36H234V37H236ZM18 37H19V36H18ZM42 37H43V36H42ZM58 37H59V36H58ZM82 37H83V36H82ZM112 37H113V39H114V36H112ZM130 37H131V36H130ZM140 37H141V36H140ZM160 37H157V38H160ZM162 37H163V36H162ZM171 37H172V36H171V34H170V35L168 36V39L170 38L169 40H172ZM175 37H176V36H175ZM22 38H23V37H22ZM24 38H26V37H24ZM28 38H30V37H28ZM71 38H72V37H71ZM78 38H79V37H78ZM99 38H101V37L99 36ZM104 38H105V37H104ZM117 38H118V37H117ZM150 38H151V37H150ZM166 38H167V37H166ZM173 38H174V37H173ZM176 38H179V37H176ZM197 38H198V37H197ZM201 38H202V36H201ZM221 38H222V36H221ZM221 38H220V39H221ZM229 38H228V39H229ZM231 38H230V39H231ZM240 38H239V36H238V37H237L238 40L235 39L236 42L239 41ZM68 39H70V38H68ZM73 39H74V38H73ZM109 39H110V37H109ZM120 39H121V38H120ZM123 39H124V38H123ZM138 39H139V37H138ZM189 39H190V38H189ZM193 39L196 40L195 38H193ZM232 39H231V40H232ZM0 40H1V39H0ZM10 40H11V39H10ZM32 40H33V38H32ZM32 40H31V41H32ZM45 40H46V39H45ZM57 40H58V39H57ZM62 40H63V39H62ZM65 40H66V39H65ZM94 40H95V39H94ZM97 40H98V39H97ZM99 40H100V39H99ZM104 40H106V39H104ZM111 40H112V39H111ZM115 40H116V39H115ZM128 40H129V39H128ZM132 40H133V39H132ZM174 40H175V38H174ZM174 40H173V41H174ZM191 40H192V39H191ZM224 40H225V42H226L227 38L224 39ZM231 40H230V41H231ZM23 41H24V40H23ZM25 41H26V40H25ZM27 41H28V40H27ZM34 41H35V40H34ZM88 41H89V40H88ZM90 41H91V40H90ZM102 41H103V40H102ZM109 41H110V40H109ZM118 41H119V40H118ZM125 41H126V40H125ZM149 41H150V39H149ZM156 41H157V40H156ZM156 41H155V42H156ZM162 41H164V43H165V40H162ZM162 41H161V42H162ZM220 41H221V40H220ZM39 42H40V41H39ZM86 42H87V41H86ZM103 42H104V41H103ZM107 42H108V41H107ZM135 42H136V41H135ZM150 42H151V41H150ZM158 42H159V40H158ZM190 42H191V41H190ZM203 42H204V41H203ZM208 42H206V43H208ZM31 43H32V42H31ZM34 43H35V42H34ZM40 43H41V42H40ZM42 43H44V42H42ZM73 43H74V42H73ZM93 43H95V41H94ZM122 43H123V42H122ZM133 43H134V42H133ZM143 43H144V42H143ZM153 43H154V42H153ZM169 43H170V42H169ZM175 43H176V42H175ZM177 43H178V42H177ZM179 43H180V42H179ZM188 43H189V42H188ZM194 43H195V42H194ZM204 43H205V42H204ZM211 43H212V42H211ZM222 43H223V42H222ZM231 43H232V42H231ZM32 44H33V43H32ZM104 44H106V43H103V45H104ZM108 44H109V43H108ZM112 44H113V42H112ZM114 44H115V43H114ZM116 44H117V43H116ZM116 44H115V45H116ZM127 44H128V43H127ZM140 44H141V43H140ZM140 44H139V45H140ZM148 44H149V42H148ZM155 44H156V43H155ZM159 44H160V43H159ZM167 44H168V42H167ZM170 44H171V43H170ZM181 44H182V43H181ZM183 44H184V42H183ZM185 44H186V43H185ZM233 44H234V43H233ZM23 45H24V43H23ZM33 45H34V44H33ZM49 45H50V44H49ZM60 45H61V44H60ZM67 45H68V44H67ZM89 45H90V44H89ZM103 45H102V46H103ZM115 45H114V46H115ZM135 45H136V44H135ZM142 45H143V44H142ZM149 45H151V44H149ZM153 45H154V44H153ZM157 45H158V44H157ZM176 45H177V44H176ZM176 45H174V46H176ZM192 45H193V44H192ZM194 45H195V44H194ZM203 45H204V44H203ZM206 45H207V44H206ZM225 45H226V44H225ZM51 46H53V45H51ZM91 46H92V44H91ZM97 46H98V45H97ZM108 46H109V45H108ZM108 46H106V47H108ZM120 46H121V45H120ZM129 46H130V43H129ZM129 46H128V47L126 46V49H127V48H131V46H130V47H129ZM132 46H134V44H133ZM137 46H138V44H137ZM162 46H163V45H162ZM162 46H161V47H162ZM164 46H167V45H164ZM179 46H181V45H178V47H179ZM187 46H188V45H187ZM190 46H191V45H190ZM190 46H189V47H190ZM198 46H199V45H198ZM230 46H231V45H230ZM44 47H45V46H44ZM85 47H86V46H85ZM92 47H94V46H92ZM95 47H96V46H95ZM98 47H99V46H98ZM100 47H101V46H100ZM115 47H116V46H115ZM121 47H122V46H121ZM148 47H149V49H151L150 46H148ZM159 47H160V46H159ZM176 47H177V46H176ZM193 47H194V46H193ZM200 47L203 48V46H200ZM232 47H234V46H232ZM11 48H12V47H11ZM27 48H28V47H27ZM40 48H41V47H40ZM152 48H153V46H152ZM156 48H157V47H156ZM166 48H167V47H166ZM181 48H182V47H181ZM210 48H214V47H209V49H210ZM229 48H230V47H229ZM14 49H16V48H14ZM61 49H62V48H61ZM86 49H87V48H86ZM101 49H102V48H101ZM124 49H125V48H124ZM124 49H123V50H124ZM157 49H158V48H157ZM169 49H170V48H169ZM169 49H168V50H169ZM172 49H173V48H172ZM172 49H171V50H172ZM179 49H180V47H179ZM182 49H183V48H182ZM204 49L207 50L208 48L206 49V48L204 47ZM221 49H222V48H221ZM230 49H231V48H230ZM2 50H3V49H2ZM33 50H34V49H33ZM50 50H51V48H50ZM82 50H83V49H82ZM108 50H109V49H108ZM108 50H107V51H108ZM112 50H113V49H112ZM112 50H111V51H112ZM114 50H116V49H114ZM114 50H113V51H114ZM129 50H130V49H129ZM176 50H177V49H176ZM176 50H175V51H176ZM187 50H188V49H187ZM189 50H190V49H189ZM195 50H196V49H195ZM198 50H199V49H198ZM198 50H197V51H198ZM227 50H228V49H227ZM227 50H226V51H227ZM27 51H28V50H27ZM79 51H80V50H79ZM101 51H102V50H101ZM117 51H119V50H117ZM125 51H126V50H125ZM125 51H124V52H125ZM133 51H134V50H133ZM139 51H140V49H139ZM139 51H138V48H137V52H138V53H139ZM143 51H145V50H143ZM149 51H150V50H149ZM156 51H157V50H156ZM156 51H155V52H156ZM164 51H165V50H164ZM222 51H223V50H222ZM228 51H230V50H228ZM228 51H227V52H228ZM232 51H233V50H232ZM4 52H5V51H4ZM16 52H17V51H16ZM30 52H31V51H30ZM30 52H29V53H30ZM34 52H35V51H34ZM34 52H33V53H34ZM54 52H55V51H54ZM57 52H58V51H57ZM83 52H84V51H83ZM105 52H106V51H105ZM114 52H115V51H114ZM122 52H123V51H122ZM127 52H128V51H127ZM147 52H148V51H147ZM167 52L169 53V51H167ZM177 52H178V51H177ZM180 52H181V51H180ZM180 52H179V53H180ZM190 52H191V51H190ZM198 52H199V51H198ZM202 52H203V51H202ZM202 52H201V53H202ZM223 52H224V51H223ZM244 52H241V53L238 52V53H239L240 56H241V55L243 56L242 53H244ZM6 53H7V52H6ZM51 53H52V52H51ZM68 53H70V52H68ZM71 53H72V52H71ZM79 53H80V52H79ZM97 53H98V52H97ZM142 53H143V52H142ZM144 53H145V52H144ZM161 53H162V52H161ZM165 53H166V51H165ZM182 53H183V51H182ZM184 53H185V52H184ZM214 53H215V51H214ZM218 53H219V52L217 51L216 54H218ZM230 53H231V51H230ZM234 53H235V52H234ZM234 53H233V54H234ZM236 53H237V52H236ZM13 54H14V53H13ZM54 54H55V53H54ZM64 54H66V53H64ZM86 54H87V53H86ZM115 54H116V53H115ZM115 54H113V55L115 56ZM122 54H123V53H122ZM129 54H130V51H129ZM129 54H128V56H129ZM135 54H136V52H135ZM147 54H148V53H147ZM147 54H146V55H147ZM171 54H172V53H171ZM186 54L188 55V52H187ZM203 54H204V53H203ZM209 54H210V53H208V51H207L206 54H205V57H206V55H209ZM7 55H9V54H7ZM23 55H24V54H23ZM28 55H29V54H28ZM34 55H35V54H34ZM56 55H57V53H56ZM84 55H85V53H84ZM92 55H93V54H92ZM109 55H110V54H109ZM166 55H167V54H166ZM176 55H179V54H176ZM176 55H175V57H176ZM182 55H183V54H182ZM201 55H202V54H201ZM201 55H200V56H201ZM210 55H212V53H211ZM210 55L208 56V58L211 57ZM214 55H215V54H214ZM220 55H221V54H219V56H220ZM228 55H229V54H228ZM231 55H232V54H231ZM239 55L236 56L235 59H236L237 61L234 60V61H235L234 64H236V62H237L236 66L238 67V70H240V69L242 70V69H245L246 67H248V66H246V65H247V63L250 62V59H248V61H247V59H246L247 56L244 54V56H246V57H245V61H244V60H243L244 58H242V57H238ZM53 56H54V55H53ZM73 56H74V55H73ZM96 56H97V55H96ZM117 56H118V55H117ZM147 56H148V55H147ZM164 56H165V55H164ZM171 56L174 58L173 55H171ZM184 56H185V54H184ZM212 56H213V55H212ZM221 56H222V55H221ZM9 57H10V56H9ZM105 57H106V56H105ZM133 57H134V56H133ZM152 57H154V56H152ZM158 57H159V56H158ZM161 57H162V56H161ZM181 57H182V56H181ZM181 57H180V58H181ZM189 57H190V56H189ZM194 57H196V56H194ZM202 57H203V59H204V56H202ZM202 57H201V58H202ZM224 57H225V55H224ZM237 57H238V58H237ZM248 57H247V58H248ZM0 58H2V57H0ZM19 58H20V57H19ZM41 58H42V55H41ZM75 58H76V57H75ZM82 58H83V57H82ZM106 58H109V59H110V57H108V56H107ZM118 58H119V57H118ZM129 58H130V57H129ZM147 58H148V57H147ZM163 58H164V57H163ZM167 58L171 59V58L169 57V55L167 56ZM167 58H166V59H167ZM177 58H178V57H177ZM198 58H199V57H198ZM208 58H207V59H208ZM211 58H212V57H211ZM215 58H216V57H215ZM218 58H219V57H218ZM222 58H223V57H221V59H222ZM233 58H234V57H233ZM241 58H242V59H241ZM263 58H264V57H263ZM3 59H4V58H3ZM97 59H98V58H97ZM102 59H103V58H102ZM121 59H122V58H121ZM149 59H150V58H149ZM152 59H153V58H152ZM152 59H151V60H152ZM161 59H162V58H161ZM196 59H197V58H196ZM209 59H210V58H209ZM209 59H208V60H209ZM213 59H214V58H213ZM223 59H224V58H223ZM223 59H222V60H223ZM226 59H227V58H226ZM226 59H225V60H226ZM229 59H230L229 61H231V58H229ZM5 60H6V59H5ZM50 60H51V59H50ZM87 60H88V59H87ZM118 60H120V58H119ZM147 60H148V59H147ZM153 60H155V58H154ZM176 60H177V59H176ZM181 60H183V59L181 58ZM187 60L189 61V59H187ZM192 60H193V59H192ZM219 60H220V59H219ZM222 60H221V62H222ZM261 60H262V59H261ZM1 61H2V59H1ZM1 61H0V62H1ZM3 61H4V60H3ZM20 61H21V60H20ZM29 61H30V60H29ZM59 61H60V60H59ZM69 61H70V60H69ZM103 61H104V60H103ZM103 61H102V62H103ZM138 61H139V60H138ZM165 61L167 62L168 60H165ZM203 61H204V60H203ZM205 61H206V60H205ZM211 61H212V60H211ZM211 61H209V62L211 63ZM217 61H218V60H217ZM223 61H224V60H223ZM262 61H263V60H262ZM4 62H5V61H4ZM13 62H14V61H13ZM32 62H33V61H32ZM49 62H50V61H49ZM89 62H90V61H89ZM104 62H106V61H104ZM107 62H108V60H107ZM107 62H106V64H107ZM123 62H125V61H123ZM154 62H155V61H154ZM157 62H158V58H157ZM169 62H170V61H169ZM174 62H176L175 59H174ZM181 62H182V61H181ZM181 62H180V63H181ZM184 62H185V60H184ZM184 62H183V63H184ZM191 62H192V61H190V63H191ZM213 62H214V61H213ZM1 63H2V62H1ZM56 63H57V62H56ZM127 63H128V60H127ZM132 63H133V62H132ZM185 63H186V62H185ZM187 63H188V62H187ZM202 63H203V62H200V64H202ZM206 63H207V62H205V64H206ZM216 63H218V62H216ZM219 63H220V62H219ZM228 63H229V62H228ZM228 63H227V64H228ZM232 63H233V62H232ZM5 64H6V63H4V65H5ZM31 64H32V63H31ZM33 64H34V63H33ZM37 64H38V63H37ZM57 64H58V63H57ZM100 64L102 65V63H100ZM112 64H113V63H112ZM121 64H122V63H121ZM129 64H130V63H129ZM135 64H136V63H135ZM171 64H172V63H171ZM176 64H177V63H176ZM181 64H182V63H181ZM194 64H195V62H194ZM194 64H193V65H194ZM197 64H198V63H197ZM207 64H209V63H207ZM224 64H225L226 66H228V67H230V66L232 65V64H231V65H227L226 63H224ZM250 64H251V63H250ZM250 64H248V65H250ZM253 64H252V65H253ZM259 64H262V63H259ZM259 64H257V65H259ZM107 65H108V64H107ZM109 65H110V64H109ZM116 65H117V64H116ZM123 65H125V64H123ZM127 65H128V64H127ZM143 65H144V64H143ZM151 65H152V64L150 63L149 67H150ZM158 65L160 66L161 64L159 63ZM164 65H165V64H164ZM177 65H178V64H177ZM184 65H185V64H184ZM220 65H222V64L220 63ZM255 65H256V64H255ZM255 65H254V67H255ZM257 65H256V66H257ZM5 66H6V65H5ZM9 66H10V72H8V71L6 70L7 73H4V74H9V76L12 77V80H9V79H8V80L11 81V83H13L12 81L15 80L16 76H18L16 79H18L19 76H20V74H19V72H18L19 70H17V69H19V68L17 67V65L14 66L13 63H10ZM79 66H80V65H79ZM155 66H156V65H155ZM162 66H163V65H162ZM162 66L158 67V68H159L158 70H160V68H161ZM168 66H169V65H168ZM178 66H179V65H178ZM201 66H204V64H202ZM216 66H217V68L219 67L218 65H216ZM222 66H224V65H222ZM236 66H235V68H237ZM260 66H261V65H260ZM262 66H264V65H262ZM262 66H261V69L263 68ZM1 67H2V65H1ZM43 67H44V66H43ZM95 67H96V66H95ZM103 67H104V65H103ZM103 67H102V69H103ZM130 67H131V66H130ZM139 67H140V66H139ZM146 67H147V66H146ZM146 67H145V68H146ZM198 67H199V66H198ZM210 67H211V66H210ZM212 67H213V66H212ZM224 67H225V66H224ZM49 68H50V67H49ZM75 68H76V67H75ZM99 68H100V67H99ZM117 68H118V67H117ZM123 68H124V67L122 66V69H123ZM152 68H153V67H152ZM156 68H157V67H156ZM162 68H163V67H162ZM181 68H182V67H181ZM184 68H185V67H184ZM190 68H191V67H190ZM190 68L188 67V71L190 70ZM192 68H193V67H192ZM215 68H216V67H215ZM249 68H252V67H249ZM259 68H260V67H259ZM57 69H58V68H57ZM60 69H61V68H60ZM78 69H79V68H78ZM80 69H81V68H80ZM91 69H92V68H91ZM110 69H111V68H110ZM125 69H127V68H125ZM129 69H130V68H129ZM140 69H142V68H140ZM166 69H167V68H166ZM174 69H176V68H174ZM178 69H179V68H178ZM247 69H248V68H247ZM252 69H253V68H252ZM261 69H260V70H261ZM0 70H1V69H0ZM50 70H51V69H50ZM63 70H64V68H63ZM69 70H70V69H69ZM88 70H89V69H88ZM130 70H131V69H130ZM130 70H129V71H130ZM135 70H136V69H135ZM168 70H169V69H168ZM193 70H194V69H193ZM197 70H198V69H197ZM222 70H223V69H222ZM229 70H231V69H229ZM234 70H235V69H234ZM241 70H240V71H241ZM248 70H249V69H248ZM253 70H254V69H253ZM253 70H251V71H253ZM255 70H256V69H255ZM258 70H259V69H258ZM260 70H259V71H260ZM22 71H24V70H22ZM72 71H73V70H72ZM103 71H104V70H103ZM113 71H115V70H113ZM156 71H157V70H156ZM178 71L180 72V69L177 70V72H178ZM184 71H185V69L182 71L183 73L181 72V74H184ZM194 71H196V68H195ZM259 71H258V72H259ZM2 72H3V71H2ZM62 72H63V71H62ZM68 72H69V71H68ZM68 72H67V73H68ZM96 72H97V71H96ZM100 72H101V71H100ZM117 72H118V71H117ZM132 72H133V71H132ZM134 72H135V71H134ZM143 72H144V71H143ZM146 72H148V71L146 70ZM164 72H165V71H164ZM197 72H198V71H197ZM221 72H222V71H221ZM237 72H238V71H236V74H237ZM245 72H246V69H245V71H244V74H245ZM253 72H254V71H253ZM20 73H21V72H20ZM51 73H52V72H51ZM55 73H56V72H55ZM73 73H74V72H73ZM86 73H87V72H86ZM90 73H91V72H90ZM97 73H98V72H97ZM126 73H127V72H126ZM157 73H158V71H157ZM188 73H189V72H188ZM227 73H228V72H227ZM239 73H242V72H239ZM246 73H247V72H246ZM249 73H250V72H248V74H249ZM4 74H3V76H4ZM22 74H23V73H22ZM32 74H33V73H32ZM114 74H115V73H114ZM136 74H137V73H136ZM141 74H142V73H141ZM150 74H151V73H150ZM152 74H153V73H152ZM159 74H160V73H159ZM163 74H164V73H163ZM165 74H166V73H165ZM200 74H202V75L205 77V79H209V81L211 80V82H212V84H214V86H216V83H219V85H220L219 88H221V86L223 85V87L226 88V91H227V89L230 90L231 93H233V91H234V92L237 91L236 93H233V95H234V94L236 95V94L238 93V91H239V90H236V86H237L238 83H237L236 85H234V84H233L234 82H229V81L226 79L227 76H226V77H222V79H221V77L218 76L219 74L217 75L216 73L214 74V72H212V69H211V70H210V69L208 70V68L204 66V68H202V70L200 71ZM200 74H199V75H200ZM222 74H223V73H222ZM222 74H220V75L222 76ZM234 74H235V73H234ZM242 74H243V73H242ZM258 74H259V73H258ZM1 75H2V73H1ZM61 75H62V74H61ZM81 75H82V74H81ZM94 75H95V74H94ZM122 75H123V74H122ZM128 75H129V72H128ZM172 75H173V74H172ZM191 75H194V73H193V74L191 73ZM195 75H196V74H195ZM197 75H198V74H197ZM229 75H230V74H229ZM245 75H246V74H245ZM262 75H263V74H262ZM3 76H0V77H3ZM7 76H8V75H7ZM25 76H26V75H25ZM42 76H43V74H42ZM50 76H51V75H50ZM57 76H59V75H57ZM98 76H99V75H98ZM115 76H116V75H115ZM119 76H120V75H119ZM133 76H135V75H133ZM203 76H202V77H203ZM215 76H216V77H215ZM223 76H224V75H223ZM241 76L243 77V75H241ZM252 76H254V75H252ZM252 76H251V77H252ZM260 76H261V75H260ZM260 76L258 75V77H260ZM10 77H6V78H10ZM14 77H15V78H14ZM129 77H130V76H129ZM157 77H158V74H157ZM161 77H162V76H161ZM190 77H191V76H190ZM217 77H218L219 79H218ZM231 77H232V76H231ZM263 77H264V76H263ZM263 77H262V78H263ZM3 78H4V77H3ZM13 78H14V80H13ZM21 78H22V77H21ZM31 78H32V77H31ZM38 78H39V77H38ZM40 78H41V77H40ZM45 78H46V77H45ZM60 78H61V77H60ZM103 78H104V76H103ZM116 78H117V77H116ZM126 78H127V77H126ZM140 78H141V77H140ZM148 78H149V77H148ZM178 78H179V77H178ZM191 78H192V77H191ZM194 78H196V76H195ZM235 78H236V77H235ZM237 78H238V77H237ZM249 78H250V76H249ZM260 78H261V77H260ZM25 79H26V77H25ZM41 79H42V78H41ZM96 79H97V78H96ZM117 79H118V78H117ZM122 79H123V78H122ZM129 79H130V78H129ZM131 79H132V78H131ZM144 79H145V78H144ZM154 79H155V78H154ZM157 79H158V78H157ZM169 79H170V77H169ZM197 79H198V78H197ZM201 79H203V78H201ZM217 79L220 80V81L217 82ZM256 79H257V77H256ZM256 79H255V80H256ZM1 80H3L4 83H5L6 85L3 84V81H1ZM8 80H4V79L0 78V111L3 112V113H1V114L9 115V117H10V116H13V115H14V112L17 113V111H20V110H21V108H22L21 106H22V105H17V108H18L19 106L21 107V108H18V109H20V110L16 109L17 111H14V110H15L14 108H16V106H14V105H16L15 103L19 104L22 100L20 99V97H18L20 94L18 95V93H17V91H19V90H18V89H19V88H18V87H19V86H18L19 84L17 85L18 87L15 86L16 88H18L17 91H16V92L13 91L15 94L17 93V95H18V96H17V95L15 96L14 94H12L13 92L10 94V88H11V86H13V84H12V85L9 84L10 82L8 83V82H7ZM19 80H20V79H19ZM19 80H18V81H19ZM23 80H24V79H23ZM76 80H77V79H76ZM76 80H75V81H76ZM92 80H93V79H92ZM104 80H105V79H104ZM113 80H114V79H113ZM115 80H116V79H115ZM133 80H134V79H133ZM149 80H150V78H149ZM164 80H165V79H164ZM170 80H171V79H170ZM174 80H175V79H174ZM188 80H189V79H188ZM191 80H192V79H191ZM194 80H195V79H194ZM240 80H241V78H240ZM243 80H244V79H243ZM243 80H241V81L243 82ZM249 80H252V79H249ZM249 80H248V81H249ZM51 81H52V80H51ZM66 81H67V80H66ZM70 81H71V80H70ZM88 81H89V80H88ZM120 81H121V79H120ZM125 81H126V80H125ZM159 81H160V80H159ZM161 81H162V80H161ZM209 81H208V82H209ZM241 81H240V84L242 83ZM245 81H247V79H246ZM245 81H244V82H245ZM256 81H257V80H256ZM35 82H37V81H35ZM89 82H90V81H89ZM91 82H92V81H91ZM134 82H137V78H136V81L134 80ZM138 82H139V81H138ZM141 82H142V81H141ZM167 82H168V81H167ZM171 82H172V81H171ZM186 82H187V81H186ZM186 82H185V79H183V86H184V85L189 86V85L186 84ZM193 82H194V81H193ZM202 82H203V81H202ZM206 82H207V81H206ZM251 82H252V81H250V83H251ZM253 82H254V81H253ZM261 82H263V81L261 80ZM30 83H31V82H30ZM53 83H54V82H53ZM72 83H74V82H72ZM77 83H78V82H77ZM92 83H93V82H92ZM92 83H91V84H92ZM95 83H96V82H95ZM99 83H101V82H99ZM112 83H113V82H112ZM117 83H118V82H117ZM125 83H126V82H125ZM148 83H149V81H148ZM153 83H154V82H153ZM153 83H152V84H153ZM161 83H163V81H162ZM177 83H178V82H177ZM200 83H201V82H199V84H200ZM204 83H205V82H204ZM246 83H247V82H246ZM248 83H249V82H248ZM22 84H23V83H22ZM24 84H25V83H24ZM42 84H43V83H42ZM51 84H52V83H51ZM51 84H50V85H51ZM60 84H61V83H60ZM89 84H90V83H89ZM126 84H127V83H126ZM137 84H139V83H137ZM150 84H151V83H150ZM159 84H160V83H159ZM189 84H190V83H189ZM194 84H195V83H194ZM196 84H197V82H196ZM251 84H252V83H251ZM259 84H260V83H259ZM14 85H16V83H14ZM102 85H104V84H102ZM124 85H125V84H124ZM128 85H129V84H128ZM178 85H179V84H178ZM217 85H218V84H217ZM242 85H243V84H242ZM247 85H248V84H247ZM247 85L245 84V86H247ZM22 86H23V85H22ZM26 86H27V84H26ZM31 86H32V85H31ZM38 86H40V85H38ZM66 86H67V85H66ZM76 86H77V85H76ZM119 86H120V84H119ZM138 86H139V85H138ZM145 86H146V84H145ZM162 86H163V85H162ZM173 86H174V85H173ZM193 86H194V85H193ZM193 86H191V87H193ZM205 86H206V85H205ZM239 86H241V85H239ZM239 86H238V87H239ZM260 86H261V85H260ZM15 87L13 86L12 88H15ZM20 87H21V85H20ZM55 87H56V86H55ZM80 87H81V86H80ZM80 87H78V88H80ZM92 87H93V86H92ZM120 87H121V86H120ZM124 87H125V86H124ZM135 87H136V86H135ZM135 87H134V88H135ZM139 87H140V86H139ZM148 87H149V86H148ZM158 87H159V86H157V88H158ZM195 87H196V86H195ZM200 87H201V86H200ZM200 87H199V88H200ZM202 87H203V86H202ZM209 87H210V86H209ZM209 87H208V88H209ZM216 87H217V86H216ZM216 87H215V88H216ZM238 87H237V88H238ZM252 87H253V86H252ZM252 87H251V88H252ZM103 88H104V86H103ZM140 88H141V87H140ZM149 88H151V86H150ZM154 88H155V86H154ZM161 88H162V87H161ZM178 88H179V87H178ZM187 88H188V87H187ZM187 88L185 87V89H187ZM254 88H256V87H254ZM254 88H252V89H254ZM36 89H37V88H36ZM67 89H68V88H67ZM124 89H125V88H124ZM127 89H128V88H127ZM144 89H145V88H144ZM151 89H152V88H151ZM166 89H167V88H166ZM193 89H194V88H193ZM209 89H210V88H209ZM212 89H213V87H212ZM238 89H239V88H238ZM240 89H242V88L240 87ZM248 89H250L249 86H248ZM259 89H260V88H259ZM22 90H23V89H22ZM44 90H45V89H44ZM105 90H106V89H105ZM122 90H123V89H122ZM140 90H142V89H140ZM152 90H153V89H152ZM181 90H183V88H182ZM188 90H190V88H188ZM191 90H192V88H191ZM244 90H245V89H244ZM257 90H258V89H257ZM257 90H256V91H257ZM11 91H12V89H11ZM66 91H67V90H66ZM76 91H77V89H76ZM103 91H104V90H103ZM112 91H113V90H112ZM119 91H120V89H119ZM127 91H128V90H127ZM127 91H125V92H127ZM130 91H131V90H130ZM135 91H136V90H135ZM135 91H134V92H135ZM179 91H180V90H179ZM207 91H208V90H207ZM212 91H213V90H212ZM217 91H218V90H217ZM221 91H222V90H221ZM224 91H225V89H224ZM240 91H241V90H240ZM246 91H247V89H246ZM248 91H249V90H248ZM254 91H255V90H254ZM256 91H255V92H256ZM19 92H20V91H19ZM64 92H65V91H64ZM101 92H102V90H101ZM104 92H105V91H104ZM108 92H109V91H108ZM128 92H129V91H128ZM128 92H127V93H128ZM143 92H144V91H143ZM147 92H148V91H147ZM196 92H198V91H196ZM209 92H210V91H209ZM227 92H229V91H227ZM242 92H243V91H242ZM250 92H251V91H250ZM261 92H262V91H261ZM261 92H260V93H261ZM263 92H264V91H263ZM38 93H39V92H38ZM89 93H90V92H89ZM109 93H111V92H109ZM109 93H108V94H109ZM115 93H116V92H115ZM130 93H131V92H130ZM140 93H141V92H140ZM152 93H153V92H152ZM157 93H158V92H157ZM178 93H179V92H178ZM180 93H181V92H180ZM180 93H179V94H180ZM204 93L206 94L207 92H204ZM218 93H219V92H218ZM231 93L229 92V95H230ZM239 93H240V92H239ZM239 93H238V94H239ZM39 94H40V93H39ZM55 94H56V93H55ZM67 94H68V93H67ZM73 94H74V93H73ZM104 94H105V93H104ZM113 94H114V93H113ZM146 94H147V93H146ZM146 94H145V95H146ZM150 94H151V93H150ZM155 94H156V93H155ZM179 94H178V95H179ZM187 94H188V92H187ZM213 94H214V93H213ZM225 94H227V93H224V95H225ZM240 94H241V93H240ZM244 94H245V92H244ZM110 95H111V94H110ZM121 95H122V94H121ZM166 95H167V94H166ZM201 95H202V94H201ZM209 95H210V93H209ZM218 95H219V94H218ZM218 95H217V96H218ZM231 95H232V94H231ZM246 95H247V94H246ZM250 95H251V93H250ZM33 96H34V95H33ZM67 96H68V95H67ZM84 96H85V95H84ZM213 96H214V95H213ZM236 96H237V95H236ZM247 96H248V95H247ZM60 97H61V96H60ZM94 97H95V95H94ZM108 97H109V95H108ZM119 97H120V96H119ZM134 97H135V96H134ZM179 97H180V96H179ZM186 97H187V95H186ZM214 97H216V96H214ZM225 97H227V96H225ZM225 97H224V98H225ZM249 97H250V96H249ZM261 97H262V95H261ZM17 98L20 99V102L17 100ZM23 98H24V97H23ZM44 98H45V97H44ZM84 98H85V97H84ZM131 98H132V97H131ZM135 98H136V97H135ZM159 98H160V96H159ZM163 98H164V97H163ZM205 98H206V97H205ZM232 98H233V96H232ZM244 98H245V97H244ZM31 99H32V98H31ZM52 99H53V98H52ZM116 99H117V98H116ZM151 99H152V98H151ZM190 99H192V98H190ZM230 99H231V98H230ZM255 99H256V98H255ZM257 99H258V98H257ZM101 100H102V99H101ZM122 100H123V99H122ZM132 100H133V99H132ZM146 100H147V99H146ZM148 100H149V99H148ZM206 100H207V99H206ZM212 100H213V99H212ZM214 100H215V99H214ZM216 100H217V99H216ZM248 100H249V99H248ZM262 100H263V98H262ZM17 101H18V102H17ZM30 101H31V100H30ZM34 101H35V100H34ZM56 101H57V100H56ZM56 101H55V102H56ZM94 101H96V99H95ZM102 101L104 102V100H102ZM107 101H108V100H107ZM150 101H151V100H150ZM185 101H186V99H185ZM199 101H200V100H199ZM234 101H236V98H235ZM238 101H239V100H238ZM242 101H243V100H242ZM249 101H250V100H249ZM255 101H256V100H255ZM98 102H99V101H97V103H98ZM133 102H134V101H133ZM171 102H172V101H171ZM193 102H194V101H193ZM228 102H230V101H228ZM247 102H248V101H247ZM251 102H252V100H251ZM251 102H250L249 104H252ZM21 103H24V102H21ZM31 103H32V102H31ZM76 103H77V102H76ZM83 103H84V102H83ZM151 103H152V102H151ZM155 103H156V102H155ZM155 103H154V106L156 105ZM164 103H165V102H164ZM181 103H182V102H181ZM181 103H180V104H181ZM200 103H201V102H200ZM210 103H211V102H210ZM213 103H214V101H213ZM213 103H212V104H213ZM218 103H219V102H218ZM236 103H237V102H236ZM258 103H259V102H258ZM261 103H262V102H261ZM263 103H264V102H263ZM90 104H91V103H90ZM100 104H101V103H100ZM107 104H108V103H107ZM116 104H118V103H116ZM143 104H144V103H143ZM148 104H149V103H148ZM159 104L161 105L160 102H159ZM159 104L156 105V106H158V108H159ZM177 104H179V103H177ZM186 104H187V103H186ZM204 104H206V103L204 102ZM221 104H222V103H221ZM225 104H226V102H225ZM244 104H245V103H244ZM253 104H254V102H253ZM42 105H43V104H42ZM111 105H112V104H111ZM114 105H115V104H114ZM173 105H175V104H173ZM192 105H193V104H192ZM195 105H196V104H195ZM207 105H209V104H207ZM226 105H227V104H226ZM229 105H230V104H229ZM229 105H228V106H229ZM257 105H258V104H257ZM54 106H55V105H54ZM102 106H103V105H102ZM105 106H106V105H105ZM123 106H124V105H123ZM163 106H164V105H163ZM168 106H169V105H167V107H168ZM216 106H217V105H215V107H216ZM230 106H231V105H230ZM234 106H235V104H234ZM254 106H255V105H254ZM110 107H111V106H110ZM121 107H122V106H121ZM150 107H152L153 110H149L150 113H147V114H149V115L152 114L151 117H153V118L155 117V119H156L159 123L165 124V125H162V124H161L163 127L169 124V122H170V121H169V117H171V116L173 117V114H174L173 111H172V113H173V114H172V113H170L169 110H167V111L165 110V109H168V108H165V109H164V108L162 107V108L166 111V112H165V111L162 110L161 108H160L161 110H158V109L156 110L155 107H153V106H150ZM173 107H174V106H173ZM176 107H177V106H176ZM181 107H182V106H181ZM186 107H187V106H186ZM186 107H185V108H186ZM200 107H201V106H200ZM205 107H206V106H205ZM220 107H221V106H220ZM231 107H232V106H231ZM238 107H239V106H238ZM246 107H247V106H246ZM249 107H250V106H249ZM251 107H252V106H251ZM260 107H261V106H260ZM29 108H30V107H29ZM31 108H32V107H31ZM33 108H34V107H33ZM102 108H103V107H102ZM128 108H129V107H128ZM144 108H146V107L144 106ZM152 108H150V109H152ZM170 108H171V107H170ZM225 108H226V107H225ZM256 108L258 109L259 107H256ZM256 108H255V109H256ZM25 109H26V108H25ZM43 109H44V108H43ZM66 109H67V108H66ZM81 109H82V108H81ZM88 109H89V107H88ZM111 109H112V108H111ZM118 109H120V108L118 107ZM142 109H143V108H142ZM174 109H175V108H174ZM190 109H191V108H190ZM194 109H195V107H194ZM200 109H201V108H200ZM200 109H199V110H200ZM203 109H204V108H203ZM203 109H202V110H203ZM217 109H218V108H217ZM241 109H243V108H241ZM245 109H246V108H245ZM251 109H252V108H250V110H251ZM261 109H262V108H261ZM22 110H23V109H22ZM22 110H21V111H22ZM57 110H58V109H57ZM70 110H71V109H70ZM93 110H94V109H93ZM112 110H113V109H112ZM120 110H121V109H120ZM137 110H138V109H137ZM144 110H145V109H144ZM178 110H179V109H178ZM181 110H183V109L181 108ZM186 110H187V109H186ZM204 110H205V109H204ZM209 110H211V109H209ZM218 110H219V109H218ZM228 110H229V109H228ZM248 110H249V109H248ZM263 110H264V108H263ZM23 111H24V110H23ZM53 111H54V109H53ZM67 111H68V110H67ZM127 111H128V110H127ZM131 111H132V110H131ZM135 111H136V110H135ZM168 111H169V112H168ZM175 111H176V110H175ZM175 111H174V112H175ZM195 111H196V110H195ZM211 111H212V110H211ZM214 111H215V110H214ZM222 111H223V110H222ZM225 111H226V110H225ZM259 111H262V110H259ZM74 112H75V110H74ZM86 112H87V111H86ZM95 112H96V111H95ZM95 112H94V113H95ZM99 112H100V111H99ZM108 112H109V111H108ZM129 112H130V111H129ZM217 112H218V111H217ZM236 112H237V111H236ZM253 112H254V110H253ZM5 113H6V114H5ZM16 113H15V114H16ZM23 113H25V112H23ZM23 113H22V114H23ZM29 113H30V112H29ZM39 113H40V112H39ZM53 113H54V112H53ZM53 113H52V114H53ZM90 113H91V112H90ZM111 113H112V111H111ZM116 113H118V112H116ZM121 113H122V112H121ZM121 113L119 112V114H121ZM125 113H126V112H125ZM142 113H143V112H142ZM145 113H146V112H144V114H145ZM175 113H176V112H175ZM191 113H192V112H191ZM194 113H195V112H194ZM218 113H219V112H218ZM224 113H225V112H224ZM237 113H238V112H237ZM243 113H244V112H243ZM249 113H250V112H249ZM256 113H258V112H256ZM262 113H263V112H262ZM1 114H0V115H1ZM59 114H60V113H59ZM73 114H74V113H73ZM119 114H118V115H119ZM177 114H178V113H177ZM196 114H197V113H196ZM202 114H203V112H202ZM206 114H207V113H206ZM219 114H220V113H219ZM225 114H227V113H225ZM231 114H232V113H231ZM239 114H241V113H239ZM245 114H246V113H245ZM254 114H255V112H254ZM263 114H264V113H263ZM46 115H47V114H46ZM55 115H56V114H55ZM113 115H114V114H113ZM118 115H117V116H118ZM123 115H124V113H123ZM130 115H131V114H130ZM142 115H143V114H142ZM142 115H141V116H142ZM174 115H175V114H174ZM184 115H185V113H184ZM184 115H183V116H184ZM187 115L190 116V114H187ZM221 115H223V114H221ZM248 115H249V114H248ZM251 115H253V114H251ZM259 115H260V114H259ZM2 116H3V115H1V117H2ZM14 116H15V115H14ZM22 116H23V115H22ZM37 116H38V115H37ZM139 116H140V115H139ZM143 116H144V115H143ZM176 116H177V115H176ZM192 116H193V115H192ZM197 116H198V115H197ZM223 116H224V115H223ZM225 116H226V115H225ZM4 117H5V116H4ZM20 117H21V116H20ZM47 117H49V116H47ZM53 117H54V116H53ZM56 117H57V116H56ZM89 117H90V116H89ZM111 117H112V116H111ZM120 117H121V116H120ZM137 117H138V116H137ZM172 117H171V118H172ZM174 117H175V116H174ZM178 117H180V114L178 115ZM206 117H207V116H206ZM206 117H205V118H206ZM214 117H215V116H214ZM221 117H222V116H221ZM245 117H246V116H245ZM248 117H249V116H248ZM254 117H255V116H254ZM2 118H3V117H2ZM10 118H11V117H10ZM18 118H19V117H18ZM21 118H22V117H21ZM32 118H33V117H32ZM51 118H52V117H51ZM96 118H97V117H96ZM116 118H117V117H116ZM133 118H134V117H133ZM141 118H142V117H141ZM143 118H144V117H143ZM149 118H150V117H149ZM180 118H181V117H180ZM180 118H179V119H180ZM201 118H202V117H201ZM222 118H224V117H222ZM230 118H231V117H230ZM230 118H229V119H230ZM8 119H9V118H8ZM14 119H15V118H14ZM25 119H26V118H25ZM52 119H55V118H52ZM86 119H87V118H86ZM111 119H112V118H111ZM111 119H109V120H111ZM120 119H121V118H120ZM144 119H146V118H144ZM144 119H142V120L144 121ZM167 119H168V121H167ZM181 119H182V118H181ZM187 119H188V117H187ZM215 119H216V118H215ZM220 119H221V118H220ZM226 119H227V118H226ZM232 119H233V118H232ZM255 119H256V118H255ZM4 120H6V119H4ZM9 120H10V119H9ZM55 120H56V119H55ZM60 120H61V119H60ZM90 120H91V119H90ZM102 120H103V119H102ZM112 120H113V119H112ZM129 120H130V119H129ZM139 120H140V119H139ZM257 120H258V119H257ZM2 121H3V119H2ZM19 121H20V120H19ZM25 121H26V122H25V124H26L27 121H28V119L25 120ZM34 121H35V119H34ZM34 121L31 119L30 121H28L27 124H30V125L32 126V127H31V126L28 125L29 128H30V127H31L32 129L35 128V129L33 130L34 132H35V131H38V132H39V129H38V127L35 125ZM42 121H43V120H42ZM116 121H117V120H116ZM118 121H120V120H118ZM123 121H124V120H123ZM150 121H151V120H150ZM165 121H167V122H165ZM184 121H186V120H183L182 122H184ZM187 121H189V120H187ZM5 122H6V121H5ZM35 122H38V121H35ZM40 122H41V121H40ZM40 122H39V123H40ZM43 122H45V121H43ZM121 122H122V121H121ZM164 122H165V123H164ZM179 122H180V121H179ZM189 122H190V121H189ZM205 122H206V121H205ZM228 122H229V121H228ZM232 122H234V121H232ZM246 122H247V121H246ZM8 123H9V122H8ZM18 123H19V122H18ZM62 123H63V122H62ZM71 123H72V121H71ZM86 123H87V122H86ZM100 123H101V122H100ZM146 123H147V122H146ZM153 123H154V122H153ZM159 123H158V124H159ZM173 123H174V122H173ZM184 123H185V122H184ZM194 123H195V122H194ZM217 123H218V122H217ZM235 123H236V122H235ZM248 123H249V122H248ZM22 124H23V123H22ZM37 124H38V123H37ZM46 124H48V123L46 122ZM57 124H58V122H57ZM108 124H109V123H108ZM110 124H111V123H110ZM119 124H120V122H119ZM129 124H130V123H129ZM131 124H132V122H131ZM131 124H130V125H131ZM142 124H143V123H142ZM155 124H156V123H155ZM179 124H180V123H179ZM186 124H187V122H186ZM207 124H208V123H207ZM207 124H206V125H207ZM211 124H212V123H211ZM226 124H227V123H226ZM236 124H238V123H236ZM240 124H242V123H240ZM258 124H259V123H258ZM261 124H262V123H261ZM7 125H8V124H7ZM40 125H42V123H41ZM59 125H60V124H59ZM86 125H88V124H86ZM90 125H91V124H90ZM105 125H106V124H105ZM112 125H113V124H112ZM115 125H116V124H115ZM132 125H133V124H132ZM153 125H154V124H153ZM159 125H160V124H159ZM161 125H160V126H161ZM183 125H184V124H183ZM187 125H188V124H187ZM189 125H190V124H189ZM189 125H188V128H189ZM203 125H204V124H203ZM230 125H231V124H230ZM2 126H4V125H2ZM21 126L23 127V125H21ZM38 126H39V125H38ZM42 126H43V125H42ZM44 126H45V124H44ZM49 126H50V125H49ZM56 126H57V125H56ZM62 126H63V125H62ZM101 126H102V125H101ZM126 126H127V125H126ZM154 126H155V125H154ZM184 126H185V125H184ZM195 126H196V125H195ZM225 126H226V125H225ZM232 126H233V123H232ZM11 127H12V126H11ZM13 127H14V126H13ZM18 127L20 128V124H19ZM51 127H52V126H51ZM51 127H50V128H51ZM98 127H100V126H98ZM117 127H118V126H117ZM117 127H116V128H117ZM124 127H125V125H124ZM129 127H130V126H129ZM166 127H167V126H166ZM166 127H165V128H166ZM177 127H178V126H177ZM177 127H175V128H177ZM204 127H205V125H204ZM234 127H235V126H234ZM234 127H233V128H234ZM249 127H250V126H249ZM6 128H7V127H6ZM19 128L16 127V129H18V130H19ZM24 128H26V125L24 126ZM41 128H43V127H41ZM45 128H46V127H45ZM53 128H54V127H53ZM109 128H110V127H109ZM121 128H122V127H121ZM136 128H137V127H136ZM138 128H139V127H138ZM152 128H153V127H152ZM198 128H199V127H198ZM233 128H232V129H233ZM239 128H240V127H239ZM244 128H245V127H244ZM258 128H259V127H258ZM0 129H1V128H0ZM7 129H8V128H7ZM11 129H12V128H11ZM20 129H21V128H20ZM51 129H52V128H51ZM134 129H135V127H134L133 129H132V126L130 127V132H128L127 135H129V134L131 133V134H130L131 136H130V135H129V136H124V135L122 134V137H120L121 135L117 133L119 136L116 135V136H117V137H116V136H114V134H113L112 136L115 137V139L110 138V136L108 137L107 134L104 135V134L100 133V131H99L97 134L100 133V134H102V135H100L99 139L96 138L97 140H94L95 137H94V138H93V137L91 138V137H90L91 134H90V135H88V133H87V135L85 134V135L88 137L89 141H88V142H85L86 144L82 145V146H84L83 148H79V146H78V149H80V150L82 149V151L84 150L83 152L80 153V152H76V151L74 150V153H75V156H76V157H75V156H73V157H74V161H75V162L73 161L72 158H69L68 153H67V150L64 149L65 147L63 148V147H59V146H58V149H57V146H55V145L58 144V143H56V144H51L52 142H54V140H53L52 142H50V139H47V140H49V141H47V140L45 139L44 142H43V143L41 142V144H40L39 142L43 139V138H40V133H39V134L37 133V134L39 135V137H37L38 135L36 136V133H34L35 136H33V135H29L30 133H25V132H27V131H25V129H24V131H21L20 133H17V134H19V138H16V139H17V142H16V143H18L19 146H23V147H25L26 149H28L29 152H30V155H33V156H34L33 158H36L35 161L38 162V164L40 165L41 168H44V169L47 168V169H46L47 171H48V170L50 171V170L53 169V168H54L53 170H55V167H53V165H52V164L55 163V162H53V158H55V160L57 161L56 164H57L58 162H60V161L63 162V163H64V162H67V163H68L67 166H69L70 169H73V170H74L73 173H76V175H77V174L80 172L79 175H80V177L83 178L82 181L85 180V181L87 182L88 179L90 178L89 176H88V177H89V178H88L87 175H92V180H94L93 175H95V176L97 175L95 178H99V177L101 178V176L98 175V174H101V171H102V174H101V175H102L103 178H104V175H103V174H104V173L106 174V171H105V167L102 166V164H105V166H106V163H108V165H109L110 162H114L115 164L118 163V165L116 164L118 168L115 167V166H113V165H115V164H112V166L115 167L116 171H118V172L121 171V172H122V169H121L122 167L120 168V166L123 165V163H124V161H123V160H124V159H123L124 157H123V158L121 157V156H122L121 154L123 153L122 150H121V149H122L121 147H122V146H126L125 144H127L129 141H131V137H132V138L135 137V139H136L137 136H135V135L139 134L140 132L138 133V132H137L138 129H137V131H135ZM139 129H140V128H139ZM145 129H147V128H145ZM166 129H167V128H166ZM169 129L172 130V124H169ZM217 129H218V128H217ZM59 130H60V129H59ZM94 130H95V129H94ZM141 130H142V129H141ZM151 130H153V129H151ZM151 130H150V131H151ZM156 130H157V129H156ZM186 130H187V129H186ZM192 130H193V129H192ZM196 130H197V129H196ZM202 130H203V129H202ZM229 130H230V128H229ZM236 130H237V129H236ZM262 130H263V129H262ZM7 131H8V130H7ZM7 131H6V132H7ZM73 131H74V129H73ZM111 131H112V130H111ZM127 131H128V129H127ZM139 131H140V130H139ZM142 131H143V130H142ZM157 131H158V130H157ZM173 131H174V130H173ZM175 131H176V130H175ZM180 131H181V130H180ZM193 131H194V130H193ZM211 131H212V130H211ZM218 131H219V130H218ZM239 131H240V129H239ZM248 131H249V130H248ZM250 131H251V130H250ZM0 132H1V131H0ZM2 132H3V131H2ZM2 132H1V133H2ZM6 132H5V133H6ZM13 132H14V131H13ZM31 132H32V131H31ZM42 132H43V131H42ZM56 132H57V130H56ZM63 132H64V131H63ZM90 132H91V131H90ZM90 132H89V133H90ZM96 132H97V131H96ZM119 132H120V131H119ZM148 132H149V131H148ZM159 132H160V131H159ZM176 132H177V131H176ZM191 132H192V131H190V135L192 136V133H193V132H192V133H191ZM215 132H216V131H215ZM252 132H253V130H252ZM5 133H4V134H5ZM7 133H8V132H7ZM9 133H10V132H9ZM50 133H52V132H50ZM73 133H74V132H73ZM79 133H80V132H79ZM92 133H93V132H92ZM145 133H146V132H145ZM167 133H168V130H167ZM170 133H171V132H169V134H170ZM172 133H173V132H172ZM196 133H197V132H196ZM196 133H195V135H197ZM213 133H214V132H213ZM216 133H217V132H216ZM218 133H219V132H218ZM221 133H222V132H221ZM224 133H225V132H224ZM226 133H227V132H226ZM236 133H237V132H236ZM243 133H244V131H243ZM247 133H248V132H247ZM254 133H255V131H254ZM15 134H16V133H15ZM32 134H33V133H32ZM56 134H57V133H56ZM61 134H62V133H61ZM115 134H116V133H115ZM125 134H126V133H125ZM132 134H133V135H132ZM140 134H141V133H140ZM164 134H165V133H164ZM211 134H212V133H211ZM230 134H231V133H230ZM237 134H238V133H237ZM252 134H253V133H252ZM108 135H109V134H108ZM176 135H178V134H176ZM179 135H180V134H179ZM185 135H186V134H185ZM190 135L187 136V137H190ZM193 135H194V133H193ZM212 135H213V134H212ZM225 135H227V134H225ZM232 135H233V134H231L230 136H232ZM249 135H250V134H249ZM256 135H257V134H256ZM44 136H45V135H44ZM48 136H49V135H48ZM55 136H56V135H55ZM64 136H65V135H64ZM67 136H68V135H67ZM72 136H73V135H72ZM83 136H84V135H83ZM92 136H95V135L92 134ZM98 136H99V135H97L96 137H98ZM133 136H134V137H133ZM210 136H211V135H210ZM210 136H209V139H210ZM235 136H236V134H235ZM9 137H10V136H9ZM9 137H8V138H9ZM41 137H42V136H41ZM75 137H76V136H75ZM183 137H185V136H182V138H183ZM199 137H200V136H199ZM213 137H214V136H213ZM218 137H219V136L217 135V138H218ZM233 137H234V136H233ZM237 137H238V136H236V138H237ZM4 138H6V137H4ZM37 138H38V139H41V140H38ZM44 138H45V137H44ZM54 138H55V137H54ZM80 138H81V137H80ZM139 138H140V136H139ZM139 138H138L137 140H139ZM142 138H143V134H142ZM170 138H171V137H170ZM172 138H173V137H172ZM174 138H175V137H174ZM191 138H192V137H191ZM191 138H190V139H191ZM221 138H222V137H221ZM229 138H230V137H229ZM243 138H244V137H243ZM253 138H254V137H253ZM257 138H261V135H260V137H257ZM9 139H10V138H9ZM14 139H15V137H14ZM70 139H71V138H70ZM84 139H85V141H86L87 138L85 137ZM162 139H163V138H162ZM183 139H184V138H183ZM192 139H193V138H192ZM226 139H227V138H226ZM238 139H239V138H238ZM254 139H255V138H254ZM262 139H263V138H262ZM2 140H3V139H2ZM4 140H5V139H4ZM7 140H8V139H7ZM7 140H6V141H7ZM75 140H76V139H75ZM77 140H78V139H77ZM77 140H76V141H77ZM137 140H136V141H137ZM143 140H144L143 147H145V150H144V151H146V152L148 153V154H147L146 152H144V154L146 153L147 155H150V156H149L150 158H151V156H152L155 160H156V159L159 160L160 157H161V156H160L161 153L159 152V149H161L162 151L165 150V152L167 151L166 154H167L168 157H169V156H171V157H172V156H175V157H176V155L178 154V150H179V149L175 148L176 146L174 147L175 149H172V150H171L172 147H169L170 144H169V146H168L169 148H168V147H167L168 144H167L166 146H164L165 144H163L162 141L159 139V141H161V144H162V145H161L160 142H157V141H156L157 139H155V136H154V138H153L151 134H150V135L148 134L147 136L144 135V139H143ZM179 140H180V139H179ZM184 140H185V139H184ZM206 140H207V139H206ZM206 140H205V141H206ZM210 140H213V139H210ZM220 140H221V139H220ZM247 140H249V139H247ZM251 140H252V139H251ZM15 141H16V140H15ZM58 141H61V140L58 139ZM141 141H142V139H141ZM141 141H140V143H142ZM174 141H175V140H174ZM174 141H173V142H174ZM189 141H190V140H189ZM207 141H208V140H207ZM207 141H206V142H207ZM230 141H232V140H230ZM237 141H238V140H237ZM254 141H256V140H254ZM3 142H4V141H3ZM8 142H9V140H8ZM8 142H7L6 144H8ZM10 142H11V141H10ZM10 142H9V143H10ZM13 142H14V141H13ZM68 142H69V141H68ZM71 142H72V141H71ZM81 142H83V141H81ZM185 142H186V141H185ZM187 142H188V141H187ZM196 142H197V141H196ZM211 142H212V141H211ZM218 142H220V141H218ZM239 142H240V141H239ZM246 142H248V141H246ZM246 142H245V143H246ZM1 143H2V142H1ZM16 143H15V144H16ZM83 143H84V142H83ZM124 143H125V144H124ZM132 143H133V142H132ZM182 143H183V142H182ZM191 143H192V142H191ZM191 143H190L189 145H191ZM193 143H194V142H193ZM235 143H236V142H235ZM235 143H234V144H235ZM237 143H238V142H237ZM237 143H236V145H237ZM240 143H241V142H240ZM245 143H243V144H245ZM252 143H253V141H252ZM256 143H258V142H256ZM21 144H22V145H21ZM72 144H73V143H72ZM80 144H81V143H80ZM129 144H131V143H129ZM174 144H175V142H174ZM177 144H178V142H177ZM184 144H185V143H184ZM217 144H218V143H217ZM243 144H242V145H243ZM260 144H261V143H260ZM51 145L54 146V148L56 147V150H55L56 153H55V151H54V154H55L54 156H53V153L51 152V153H52V156H53L52 158H50V157H51V155H50V151H51V149L53 148ZM59 145H60V144H59ZM77 145H78V144H77ZM127 145H128V144H127ZM131 145H132V144H131ZM185 145H186V144H185ZM189 145H188V146H189ZM192 145H193V144H192ZM192 145H191V146H192ZM195 145H196V143H195ZM203 145H204V144H203ZM213 145H214V143H213ZM229 145H230V144H229ZM242 145H241V146H242ZM12 146H13V144H12ZM80 146H81V145H80ZM163 146H164V147H163ZM180 146H181V144H180ZM198 146H199V145H198ZM198 146H197V147H198ZM204 146H205V145H204ZM207 146H208V145H207ZM215 146H216V145H215ZM232 146H233V145H232ZM247 146H248V143H247ZM259 146H260V145H259ZM6 147H7V146H6ZM8 147H9V146H8ZM67 147H68V146H67ZM131 147H132V146H131ZM155 147H156L157 149H155ZM192 147H193V146H192ZM195 147H196V146H195ZM229 147H230V146H229ZM238 147H239V146H238ZM238 147H236V149H237ZM260 147H261V146H260ZM263 147H264V146H263ZM9 148H11V147H9ZM13 148H14V146H13ZM15 148H16V147H15ZM54 148H53L52 150H54ZM60 148H63L64 150H61ZM120 148H121V149H120ZM153 148H154V149H153ZM164 148H165V149H164ZM204 148H206V147H204ZM212 148H214V146H213ZM225 148H226V147H225ZM231 148H232V147H231ZM246 148H247V147H246ZM246 148H245V150H246ZM5 149H6V148H5ZM11 149H12V148H11ZM26 149H25V150H26ZM43 149H44L45 151H46V150L49 151V152H47V153H48L50 156H49V155H48ZM87 149L92 150V151H91V154H92V152H95L96 154L93 153L94 156H90V153L87 151ZM124 149H125V148H124ZM129 149H130V148H129ZM134 149H135V148H134ZM140 149H141V148H140ZM163 149H164V150H163ZM176 149H177V150H176ZM180 149L182 150L181 147H180ZM193 149H195V148H193ZM207 149H208V147H207ZM216 149H217V147H216ZM216 149H215V150H216ZM218 149H219V148H218ZM220 149H221V148H220ZM220 149H219V150H220ZM233 149H234V148H233ZM243 149H244V148H243ZM249 149H250V147L247 149V151H248ZM252 149H253V148H252ZM252 149H251V150H252ZM258 149H259V148H258ZM28 150H27V151H28ZM120 150H121V151H120ZM127 150H128V149H127ZM174 150L177 151V152H176L177 154L175 153ZM181 150H179V151H181ZM184 150H185V149H184ZM186 150H188V149H186ZM208 150H209V151H212V150L210 149V147H209ZM224 150H226V149H224ZM231 150H232V149H231ZM231 150H230V151H231ZM241 150H242V149H241ZM27 151H25L26 154H27V153L29 154V152H27ZM77 151H78V150H77ZM131 151H133V150H131ZM226 151H229V150H226ZM234 151H235V150H234ZM234 151H232V152H234ZM253 151H256V150H253ZM258 151H259V150H258ZM262 151H263V150H262ZM12 152H13V150H12ZM15 152H16V151H15ZM57 152L59 153L58 156H57V157H59V158L55 157L56 154H57ZM69 152H70V151H69ZM87 152L89 153V155L87 154ZM121 152H122V153H121ZM133 152H134V151H133ZM135 152H136V151H135ZM186 152H187V151H185V152L182 151V154H183V153H186ZM188 152H189V151H188ZM197 152H198V151H197ZM223 152H224V151H223ZM240 152H241V151H240ZM248 152H249V151H248ZM248 152H245V151H244L243 153H244V154H245V153L247 154ZM256 152H257V151H256ZM0 153H1V152H0ZM20 153H21V152H20ZM97 153L100 154V155H98L99 157H98V156L95 157V155H97ZM125 153L128 154V152H125ZM138 153H139V152H138ZM168 153H169V155H168ZM179 153L181 154V152H179ZM194 153H195V152H194ZM194 153H193V152L191 153L192 156L197 155V154H194ZM207 153H208V152H207ZM211 153H212V152H211ZM227 153H228V152H227ZM230 153H231V152H230ZM241 153H242V152H241ZM249 153H250V152H249ZM26 154H25V155H26ZM82 154H83V156H82ZM84 154H85V155H84ZM86 154H87V155H86ZM93 154H92V155H93ZM133 154H134V153H133ZM189 154H190V153H189ZM193 154H194V155H193ZM232 154H234V153H232ZM9 155H10V154H9ZM15 155H16V154H15ZM20 155H21V154H20ZM178 155H179V154H178ZM185 155H186V157H187V154H184L183 156H185ZM220 155H221V154H220ZM222 155H223V154H222ZM236 155H238V154H236ZM258 155H259V153H258ZM3 156H4V154H3ZM10 156H11V155H10ZM16 156H17V155H16ZM26 156H27V155H26ZM28 156H29V155H28ZM28 156H27V157H28ZM126 156H127V155H126ZM139 156H140V155H139ZM181 156H182V155H181ZM181 156L179 155V157H181ZM189 156H190V155H188V157H189ZM209 156H210V155H209ZM209 156H208V158H209ZM213 156H215V155H213ZM217 156H218V155H217ZM224 156H225V155H224ZM239 156H240V155H239ZM0 157H1V154H0ZM6 157H7V156H6ZM100 157H101V158H100ZM179 157H178V158H179ZM188 157H187V158H188ZM197 157H198V156H197ZM206 157H207V156H206ZM211 157H212V156H211ZM234 157H235V155H234ZM240 157H241V156H240ZM257 157H258V156H257ZM3 158H4V157H3ZM16 158H17V157H16ZM22 158H23V157H22ZM22 158H20V159H22ZM68 158H69V159H68ZM75 158H76L77 160H75ZM98 158H99V160L101 159L102 162H103V163L101 164L102 167H101L100 164L98 163V162H99ZM121 158H122L123 160H122ZM143 158H144V157H143ZM145 158H146V157H145ZM172 158H173V157H172ZM190 158H191V156H190ZM190 158H188V159H190ZM204 158H205V157H204ZM14 159H15V158H14ZM50 159H52V162H53V163L51 162ZM59 159H60V160H59ZM180 159H181V158H180ZM182 159H183V158H182ZM191 159L194 160L193 158H191ZM191 159H190V160H191ZM209 159H211V158H209ZM212 159H213V157H212ZM223 159H224V158H223ZM231 159H232V158H231ZM233 159H234V158H233ZM260 159H261V158H260ZM4 160H5V158H4ZM11 160H12V159H11ZM15 160H16V159H15ZM15 160H14V162H15ZM24 160H25V159H24ZM24 160L22 159V162H23ZM30 160H31V159H30ZM55 160H54V161H55ZM63 160H64V161H63ZM70 160H71V162H69ZM101 160H100V161H101ZM127 160H129V159H127ZM143 160H144V159H143ZM185 160H187V159H185ZM190 160H187V161H190ZM192 160H191V161H192ZM226 160H227V159H226ZM2 161H3V160H2ZM8 161H9V160H8ZM117 161H118V162H117ZM141 161H142V160H141ZM152 161H153V159H152ZM178 161H179V159H178ZM183 161H184V159H183ZM191 161H190V162H191ZM230 161H231V160H230ZM260 161H261V160H260ZM16 162H17V161H16ZM37 162H36V163H37ZM137 162H138V160H137ZM145 162H146V161H145ZM145 162H144V163H145ZM147 162H148V161H147ZM155 162H157V161H155ZM159 162H160V164H162V163H161V160H160ZM163 162H164V161H163ZM194 162H195V161H194ZM194 162H193V163H194ZM228 162H229V161H228ZM235 162H236V161H235ZM243 162H244V161H243ZM3 163H4V162H3ZM17 163H18V162H17ZM17 163H16V164H17ZM28 163H29V162H28ZM32 163H33V161H32ZM36 163H35V164H36ZM120 163H121V165H120ZM125 163H126V162H125ZM151 163H152V162H151ZM171 163H173V162H171ZM175 163H176V162H175ZM175 163L171 165L172 169H173V168H174V169H177V167H178L177 165H178V164L175 165ZM182 163H183V162H182ZM185 163H186V162H185ZM206 163H207V161H206ZM238 163H239V162H238ZM240 163H241V162H240ZM255 163H256V162H255ZM0 164H1V163H0ZM18 164H19V163H18ZM60 164H62V163H60ZM64 164H66V163H64ZM98 164H99V165H98ZM131 164H132V163H131ZM158 164H159V163H158ZM194 164H195V163H194ZM223 164H224V163H223ZM227 164H228V163H227ZM229 164H230V163H229ZM2 165H3V164H2ZM21 165H22V164H21ZM125 165H127V164H124V166H125ZM166 165H167V164H166ZM197 165H198V164H197ZM232 165H233V164H231V166H232ZM236 165H237V163H236ZM240 165H241V164H240ZM256 165H257V164H256ZM7 166H8V165H7ZM9 166H10V165H9ZM13 166H14V165H13ZM57 166H59V164H57ZM60 166H61V165H60ZM75 166H77L79 169H78V170L75 169V168H77V167H75ZM97 166H98V169H99V166H100V168H101L102 170H101V169L98 170V169H97ZM110 166H111V165H110ZM110 166H109V168H110ZM129 166H130V165H129ZM161 166H162V165H161ZM161 166H159V167H161ZM205 166H206V165H205ZM225 166H228V165L225 164ZM243 166H245V165L243 164L242 167H243ZM252 166H253V165H252ZM252 166H251V167H252ZM14 167H15V166H14ZM25 167H26V166H25ZM36 167H37V166H36ZM38 167H39V166H38ZM74 167H75V168H74ZM103 167H104V168H103ZM132 167H133V166H132ZM168 167H169V166H168ZM19 168H20V167H19ZM106 168H107V167H106ZM127 168H128V167H127ZM127 168H126V169H127ZM178 168H179V167H178ZM190 168H191V167H190ZM202 168H203V167H202ZM244 168H245V167H244ZM258 168H259V167H258ZM14 169H15V168H14ZM24 169H25V168H24ZM37 169H38V168H37ZM44 169H42V170H44ZM60 169H61V168H60ZM103 169H104V171H103ZM123 169H124V167H123ZM169 169H171V168L169 167ZM182 169H183V168H182ZM185 169H186V168H185ZM185 169H184V170H185ZM207 169H208V168H207ZM218 169H219V168H218ZM232 169H233V168H232ZM247 169H248V166H247ZM250 169H251V168H250ZM263 169H264V167H263ZM4 170H5V169H4ZM15 170H16V169H15ZM35 170H36V169H35ZM56 170H57V169H56ZM56 170H55V171H56ZM61 170H62V169H61ZM73 170H71V171H73ZM76 170L79 171V172L77 173ZM124 170H125V169H124ZM203 170H204V169H203ZM253 170H254V168H253ZM8 171H9V170H8ZM27 171H28V170H27ZM32 171H33V170H32ZM51 171H52V170H51ZM55 171H53V172H55ZM110 171H111V170H110ZM112 171H113V170H112ZM125 171H126V170H125ZM132 171H133V170H132ZM166 171H167V170H166ZM169 171H170V170H169ZM223 171H224V170H223ZM260 171H261V170H260ZM44 172H45V170H44ZM57 172H58V170H57ZM57 172H56V174H57ZM63 172H65V171H63ZM87 172H88V173H87ZM103 172H104V173H103ZM176 172H177V170H176ZM182 172H184V171H182ZM232 172H233V171H232ZM244 172H246V171H244ZM251 172H252V171H251ZM251 172H250V173H251ZM255 172H257V170H255ZM5 173H6V172H5ZM5 173H4V174H5ZM10 173H11V172H10ZM14 173H15V172H14ZM33 173L35 174L34 171H33ZM39 173H41V172H39ZM39 173H37V174H39ZM73 173H72V174H73ZM119 173H120V172H119ZM142 173H143V171H142ZM174 173H175V172H174ZM199 173H200V172H199ZM230 173H231V172H230ZM260 173H261V172H260ZM41 174H44V173H41ZM47 174H49V173H47ZM111 174H112V173H111ZM143 174H144V173H143ZM168 174H169V173H168ZM168 174H166V175H168ZM235 174H236V173H235ZM243 174H245V173H243ZM258 174H259V173H258ZM5 175H6V174H5ZM16 175H18V174H16ZM57 175H58V174H57ZM65 175H66V174H65ZM69 175H70V174H69ZM106 175H107V174H106ZM118 175H120V174H118ZM136 175H137V174H136ZM245 175H246V174H245ZM248 175H249V174H248ZM6 176H7V175H6ZM32 176H33V175H32ZM41 176H42V175H41ZM50 176H51V175H50ZM72 176H73V175H72ZM72 176H71V177H72ZM98 176H99V177H98ZM249 176H250V175H249ZM259 176H260V175H259ZM0 177H1V176H0ZM28 177H29V176H28ZM33 177H34V176H33ZM47 177H48V176H47ZM51 177H52V176H51ZM68 177H69V176H68ZM107 177H108V175H107ZM111 177H118V178H112L110 181H108L110 178H109V179L107 178V179H108L107 181L109 182V184L113 183V186H112V185H111V186H112V187H115V190H117V188H119V190H121V189L124 190L123 188L120 189V187H122V186L124 185V186L127 188L128 185H129V182H131V180H130V178L128 177L127 174L124 175V176H122V177H120V176H117V173H115L114 176L111 175ZM144 177H145V176H144ZM175 177H176V176H175ZM177 177H178V176H177ZM235 177H237V176H235ZM245 177H246V176H245ZM253 177H254V176H253ZM6 178H7V177H6ZM8 178H10V177H8ZM11 178H12V177H11ZM42 178H44V177L42 176ZM49 178H50V177H49ZM56 178H57V177H56ZM74 178H75V177H74ZM76 178H77V177H76ZM100 178L97 179V180H100ZM138 178H139V177H138ZM233 178H234V177H233ZM239 178H240V177H239ZM248 178H249V177H248ZM257 178H258V177H257ZM3 179H5V178H3ZM30 179H31V178H30ZM50 179H51V178H50ZM58 179H60V178L58 177ZM61 179H62V178H61ZM90 179H91V178H90ZM37 180H38V179H37ZM72 180H73V178H72ZM75 180H77V179H75ZM79 180H80V179H79ZM135 180H136V179H135ZM145 180H146V179H145ZM150 180H151V179H150ZM165 180H166V179H165ZM178 180H179V179H178ZM211 180H212V179H211ZM241 180H242V179H241ZM243 180H244V179H243ZM246 180H248V179H246ZM259 180H260V179H259ZM263 180H264V178H263ZM4 181H5V180H4ZM18 181H19V180H18ZM20 181H21V180H20ZM29 181H30V180H29ZM35 181H36V180H35ZM35 181H34V182H35ZM45 181H46V180H45ZM47 181H48V180H47ZM68 181H69V180H68ZM90 181H91V180H89V182H90ZM95 181H96V180H95ZM107 181H106V183H105V180H104V181L100 180V181H98V183H96L95 185H98L99 188H100L101 190L105 191V192H104L105 194H104V193H103V194H104V195H107V196H106L107 199H108V195H109V197H111V198H112V196H114V198H112V200H114L115 203H117V201H118L117 204L120 203L118 206H120L121 204L124 205L123 207L121 206V208H123V210H124V212H123V215H124V218H125L124 223L126 222V220L128 221V223L126 222V223L124 224V223H122V221H121V222L119 221V222H120V224L122 223V224L120 225L121 228H123V227H122L123 224H124V226L126 225V226H125L126 228H128V227H127V224H130L129 226H131V224L134 222L135 219H134L133 217H131V215L128 214V212H127V213L125 212L126 208H128V207H126V205L124 204L125 202H123L122 200H127V201L129 202L130 206L132 205L131 203H132L133 201L131 200V190L129 189L130 187H128L127 189L124 190V191H126V192H123L122 190H121L122 192H121V191L118 192V190L115 191L114 188H112L111 186L107 188V185H108V184H107ZM132 181H133V180H132ZM213 181H214V180H213ZM215 181H216V180H215ZM228 181H229V180H228ZM256 181H257V180H256ZM15 182H16V181H15ZM31 182H32V181H31ZM58 182H59V181H58ZM62 182H64V181H62ZM65 182H66V181H65ZM78 182H79V181H78ZM86 182H84V183H82V184H78V185H82V186L87 185V186H89V185H88V184H89L88 182H87L88 184H85ZM110 182H111V183H110ZM136 182H137V181H136ZM136 182H135V185H136ZM229 182H230V181H229ZM252 182H253V181H252ZM25 183H26V182H25ZM36 183H37V182H36ZM40 183H41V182H40ZM55 183H56V181H55ZM80 183H81V182H80ZM183 183H184V182H183ZM206 183H208V182H206ZM212 183H213V182H212ZM249 183H250V182H249ZM253 183H254V182H253ZM18 184H20V183H18ZM60 184H61V183H59V185H60ZM83 184H85V185H83ZM106 184H107V185H106ZM132 184H134V183H130V185H132ZM7 185H8V184H7ZM56 185H57V184H56ZM72 185H74V184H72ZM76 185H77V184H76ZM91 185H93V184H91ZM95 185H94V186H95ZM145 185H146V184H145ZM201 185H202V184H201ZM257 185H258V184H256L255 186H257ZM261 185H262V184H261ZM11 186H12V185H11ZM11 186H10V187H11ZM17 186H18V185H17ZM29 186H30V185H29ZM62 186H63V185H62ZM87 186H86V187H87ZM98 186H97V187H98ZM108 186H109V185H108ZM138 186H139V185H138ZM140 186H141V185H140ZM142 186H143V185H142ZM169 186H170V185H169ZM253 186H254V185H253ZM262 186H263V185H262ZM262 186H261V187H262ZM20 187H21V185H20ZM32 187H33V185H32ZM47 187H48V186H47ZM47 187H46V188H47ZM59 187H60V186H59ZM66 187H68V186H66ZM79 187H80V186H79ZM86 187H85V188H86ZM91 187H92V186H90V188H89V189H90L89 192H94L93 190H94L95 188H91ZM134 187H135V186H134ZM191 187H192V186H191ZM233 187H234V186H233ZM235 187H236V186H235ZM261 187H258V188L260 189ZM14 188H15V187H14ZM44 188H45V187H44ZM73 188H74V187H73ZM73 188H72V189H73ZM83 188H84V187H83ZM85 188H84V189H85ZM110 188H111L112 190H114L119 196L117 197V196L113 195L114 192L111 193L112 190L109 191ZM142 188H143V187H142ZM161 188H162V187H161ZM216 188H217V187H216ZM21 189H22V188H21ZM21 189H20V190H21ZM40 189H42V188H40ZM60 189H62V188H60ZM70 189H71V185H70ZM70 189H69V190H70ZM91 189H92V191H91ZM97 189H98V188H97ZM97 189H95V190H97ZM100 189H98V190H100ZM135 189H137V188H135ZM217 189H218V188H217ZM217 189H216V190H217ZM246 189H247V188H246ZM246 189H245V190H246ZM43 190H44V189H43ZM76 190L78 191V189H76ZM76 190H75V191H76ZM85 190H88V188H86ZM163 190H164V189H163ZM208 190H209V189H208ZM214 190H215V189H214ZM218 190H219V189H218ZM241 190H242V189H241ZM257 190H258V189H257ZM28 191H29V190H28ZM50 191H51V189H50ZM205 191H206V190H205ZM242 191H243V190H242ZM246 191H247V190H246ZM41 192H42V191H41ZM70 192H71V191H70ZM80 192H81V191H80ZM87 192H88V191H87ZM96 192L99 193L100 191H99V192L96 191ZM96 192H94V194H95ZM109 192H110V193H109ZM135 192H136V191H135ZM135 192H134V193H135ZM137 192H139V191H137ZM137 192H136V195L138 194ZM152 192H153V191H152ZM157 192H158V191H157ZM162 192H163V191H162ZM177 192H178V191H177ZM193 192H194V191H193ZM210 192H211V191H210ZM253 192H254V190H253ZM26 193H27V191H26ZM54 193H55V192H54ZM62 193H63V192H62ZM77 193H78V192H77ZM101 193H102V191H101ZM116 193H115V194H116ZM121 193H123L124 196L121 195ZM132 193H133V191H132ZM134 193H133V195H135ZM166 193H167V192H166ZM202 193H203V192H202ZM216 193H217V192H216ZM221 193H222V192H221ZM239 193H241V192H239ZM244 193H245V192H244ZM248 193H249V192H248ZM250 193H251V192H250ZM257 193H258V192H257ZM23 194H24V193H23ZM35 194H36V193H35ZM71 194H72V192H71ZM78 194H79V193H78ZM83 194L85 195V193H83ZM88 194H93V193H88ZM139 194L141 195V193H139ZM144 194H146V193H144ZM149 194H150V193H149ZM154 194H155V192H154ZM168 194H169V193H168ZM219 194H220V193H219ZM251 194H252V193H251ZM259 194H260V193H259ZM9 195H10V194H9ZM26 195H27V194H26ZM36 195H37V194H36ZM39 195H40V194H39ZM42 195H43V194H42ZM50 195H51V194H50ZM69 195H70V194H69ZM73 195H74V194H73ZM140 195H139V196L137 195V197H138V198L140 197V198L138 199V201L134 200V202H136V203L134 204V202H133L134 205H132V206L136 207V208H134L135 211H136V209L138 210V208H140V210H141V207H142V210H143V206H144V205H142V204H144V203H142L143 200L141 201L142 198H141ZM182 195H183V194H182ZM200 195H201V194H200ZM239 195H240V194H239ZM255 195H256V193H255ZM6 196H7V195H6ZM28 196H29V195H28ZM76 196H77V195H76ZM78 196H80V195H78ZM82 196H83V195H82ZM85 196H86V195H85ZM90 196H92V195H90ZM97 196H98V195H97ZM97 196H96V197H97ZM177 196H178V195H177ZM232 196H233V193H232ZM235 196H236V195H235ZM235 196H234V197H235ZM244 196H245V194H244ZM9 197H10V196H9ZM33 197H34V195H33ZM37 197H38V196H37ZM41 197H42V196H41ZM74 197H75V196H74ZM74 197H73V198H74ZM86 197H87V196H86ZM100 197H101V196H100ZM120 197H121V198H120ZM137 197H136V198H137ZM146 197H148V196H146ZM156 197H157V196H156ZM162 197H163V195H162ZM194 197H195V196H194ZM205 197H206V196H205ZM227 197H228V196H227ZM230 197H231V196H230ZM234 197H233V198H234ZM236 197H237V196H236ZM238 197H239V196H238ZM240 197H241V196H240ZM246 197H247V196H246ZM48 198H50V197H48ZM68 198L70 199V197H68ZM73 198H72V199H73ZM87 198H88V197H87ZM91 198H92V197H91ZM102 198H104V197H102ZM102 198H101V200H102ZM225 198H226V197H225ZM242 198H243V197H242ZM257 198H258V196H257ZM260 198H261V197H260ZM262 198H263V197H262ZM6 199H7V197H6ZM36 199H37V198H36ZM41 199H42V198H41ZM69 199H68V200H69ZM75 199H77V198H75ZM75 199H74V200H75ZM104 199H105V198H104ZM104 199H103V200H104ZM154 199H155V198H154ZM160 199H161V198H160ZM160 199H159V200H160ZM162 199H163V198H162ZM212 199H213V198H212ZM231 199H232V198H231ZM12 200H13V199H12ZM39 200H40V199H39ZM81 200H83V198H81ZM86 200H88V199H86ZM99 200H100V199H99ZM109 200H110V199H109ZM115 200H116V201H115ZM148 200H149V199H148ZM157 200H158V199H157ZM183 200H184V199H183ZM232 200H233V199H232ZM234 200H235V199H234ZM255 200H256V199H255ZM13 201H14V200H13ZM32 201H33V200H32ZM41 201H42V200H41ZM59 201H60V200H59ZM75 201H76V200H75ZM88 201H89V200H88ZM97 201H98V200H97ZM97 201H96V202H97ZM170 201H171V200H170ZM170 201H169V202H170ZM210 201H211V200H210ZM223 201H224V200H223ZM235 201H236V200H235ZM33 202H34V201H33ZM65 202H66V201H65ZM98 202H101V201H98ZM98 202L96 203V205L98 204ZM108 202H109V201H108ZM108 202L106 201L105 203H103V202L99 203V204H101V206H102V203H103V206H102L103 209H101V208L98 207V209L96 208V209H94V210H97V211H98L99 209H101L102 212H105L106 215H107L108 211L111 209L112 211H111V212L109 211L110 213H108V215L110 214V215L114 216L115 213H117V212L114 213V210L112 209V207H110V209H108V208H109V205H110V204L108 205ZM110 202L112 203V201H110ZM110 202H109V203H110ZM130 202H131V203H130ZM145 202H146V201H145ZM147 202H148V201H147ZM154 202H155V201H154ZM219 202H220V201H219ZM229 202H230V201H229ZM232 202H233V201H232ZM252 202H253V201H252ZM255 202H256V201H255ZM262 202H263V201H262ZM16 203H17V202H16ZM41 203H42V202H41ZM55 203H56V202H55ZM58 203H59V202H58ZM58 203H57V204H58ZM77 203H78V202H77ZM180 203H181V202H180ZM222 203H223V202H222ZM226 203H227V202H226ZM234 203H235V202H234ZM242 203H243V202H242ZM242 203H241V204H242ZM64 204H65V203H64ZM68 204H69V203H68ZM113 204H114V203H113ZM174 204H175V203H174ZM219 204H220V203H219ZM248 204H249V203H248ZM72 205H73V204H72ZM74 205H75V204H74ZM87 205H88V204H87ZM115 205H116V204H115ZM162 205H163V204H162ZM189 205H190V204H189ZM207 205H208V204H207ZM215 205H216V204H215ZM233 205H234V204H233ZM6 206L8 207L7 204H6ZM52 206H54V205H52ZM70 206H71V204H70ZM77 206H78V205H77ZM98 206H100V205H98ZM158 206H159V205H158ZM163 206H164V205H163ZM230 206H231V205H230ZM59 207H60V206H59ZM78 207H79V206H78ZM88 207H89V206H88ZM88 207H87V209H88ZM90 207H91V206H90ZM124 207H125V208H124ZM161 207H162V206H161ZM185 207H186V206H185ZM206 207H207V206H206ZM249 207H251V206H249ZM258 207H259V206H258ZM74 208H75V207H74ZM79 208H81V207H79ZM82 208H83V207H82ZM115 208H116V207H115ZM159 208H160V207H159ZM174 208H175V207H174ZM178 208H179V207H178ZM225 208L227 209V207H225ZM240 208H241V207H240ZM255 208H256V207H255ZM259 208H260V207H259ZM59 209H60V208H59ZM63 209H64V208H63ZM87 209H86V210H87ZM91 209H92V207H91ZM91 209H90V210H91ZM186 209H187V208H186ZM193 209H194V208H193ZM206 209H207V208H206ZM221 209H222V208H221ZM253 209H254V208H253ZM66 210H67V209H66ZM68 210H69V209H68ZM88 210H89V209H88ZM88 210L85 211V213L88 212ZM140 210H138V213H139ZM184 210H185V209H184ZM222 210H223V209H222ZM115 211H116V209H115ZM121 211H122V210H121ZM196 211H197V210H196ZM248 211H249V210H248ZM47 212H48V211H47ZM62 212H63V211H62ZM92 212H93V211H92ZM119 212H120V211H119ZM141 212H144V211H140V213H141ZM145 212H146V211H145ZM150 212H151V211H150ZM161 212H162V211H161ZM185 212H186V211H185ZM190 212H191V211H190ZM232 212H233V211H232ZM237 212H238V211H237ZM250 212H252V211H250ZM58 213H59V212H58ZM70 213H71V212H70ZM98 213H99V212H98ZM111 213H113V214H111ZM147 213H148V212H147ZM151 213H152V212H151ZM168 213H169V212H168ZM200 213H201V212H200ZM210 213H211V212H210ZM233 213H234V212H233ZM244 213H245V212H244ZM260 213H261V212H260ZM260 213H259V215H260ZM262 213H263V212H262ZM86 214H88V213H86ZM99 214H100V213H99ZM99 214H98V215H99ZM157 214L159 215V213H157ZM183 214H184V213H183ZM185 214H186V213H185ZM203 214H204V212H203ZM237 214H239V212H238ZM95 215H96V214H94V216H95ZM100 215H101V214H100ZM108 215L106 216V218H105L103 215H101L102 220L104 221V219H105V221H106V220L108 221L109 218H112V216H110V215L108 216ZM119 215H120V214H119ZM123 215H122V216H123ZM162 215H163V214H162ZM196 215H197V214H196ZM240 215H241V214H240ZM1 216H2V215H1ZM40 216H41V215H40ZM48 216H49V215H48ZM66 216H67V215H66ZM86 216H88V215H86ZM117 216H118V213H117ZM170 216H172V215H170ZM173 216H174V215H173ZM220 216H221V215H220ZM46 217H47V216H46ZM78 217H79V216H78ZM103 217H104V218H103ZM107 217H109V218L107 219ZM118 217H119V216H118ZM166 217H167V216H166ZM185 217H186V215H185ZM235 217H236V216H235ZM239 217H240V216H239ZM248 217H249V215H248ZM253 217H254V216H253ZM0 218H2V217H0ZM66 218H67V217H66ZM79 218H80V217H79ZM96 218H97V217H96ZM101 218H100V219H101ZM115 218H116V217H115ZM115 218H113V219H115ZM120 218H121V217H120ZM150 218L152 219V217H150ZM155 218H156V217H155ZM172 218H173V217H172ZM177 218H178V217H177ZM227 218H228V217H227ZM242 218H243V217H242ZM242 218H241V220H242ZM46 219H47V218H46ZM49 219H50V218H49ZM60 219H61V218H60ZM68 219H69V218H68ZM88 219H89V218H88ZM98 219H99V218H98ZM118 219H119V218H118ZM121 219H122V218H121ZM156 219H157V218H156ZM158 219H160V218H158ZM185 219H186V218H185ZM193 219H194V218H193ZM206 219H207V218H206ZM208 219H209V218H208ZM230 219H231V218H230ZM230 219H229V220H230ZM232 219H233V218H232ZM239 219H240V218H239ZM76 220H77V219H76ZM81 220H82V219H81ZM92 220H93V219H92ZM102 220H101V221H102ZM110 220H112V219H110ZM123 220H124V219H123ZM132 220H133V221H132ZM144 220H145V219H144ZM152 220H153V219H152ZM152 220H151V221H152ZM170 220H171V219H170ZM181 220H182V219H181ZM197 220H198V219H197ZM227 220H228V219H227ZM82 221H83V220H82ZM105 221H104V222H105ZM107 221H106V222H107ZM135 221H136V220H135ZM168 221H169V220H168ZM213 221H214V220H213ZM234 221H235V220H234ZM44 222H45V221H44ZM51 222H52V221H51ZM65 222H66V221H65ZM112 222H114V221H112ZM160 222H161V221H160ZM160 222H159V223H160ZM175 222H176V221H175ZM179 222H180V220H179ZM186 222H187V221H186ZM188 222H189V221H188ZM192 222H193V221H192ZM200 222H201V221H200ZM250 222H251V221H250ZM254 222H255V221H254ZM62 223H63V221H62ZM86 223H87V222H86ZM98 223H99V222H98ZM107 223H108V222H107ZM114 223H116V222H114ZM114 223H113V224H114ZM145 223H146V222H145ZM148 223H149V222H148ZM148 223H147V224H148ZM151 223H152V222H151ZM181 223H182V222H181ZM184 223H185V222H184ZM197 223H198V222H197ZM202 223H203V222H202ZM202 223H201V224H202ZM212 223H213V222H212ZM214 223H216V222H214ZM240 223H241V221H240ZM47 224H48V223H47ZM135 224H136V223H135ZM135 224H134V225H135ZM199 224H200V223H199ZM85 225H86V224H85ZM96 225H97V223H96ZM102 225L104 226V223H103ZM108 225H109V224H108ZM108 225H105V226H108ZM114 225H115V224H114ZM140 225H141V224H140ZM179 225H180V224H179ZM206 225H207V224H206ZM213 225H214V224H213ZM242 225H243V224H242ZM248 225H249V224H248ZM261 225H262V224H261ZM105 226H104V227H105ZM109 226H111V225H109ZM180 226H181V225H180ZM183 226H184V225H183ZM187 226H188V225H187ZM194 226H195V225H194ZM196 226H197V224H196ZM219 226H220V225H219ZM237 226H238V225H237ZM245 226H246V225H245ZM253 226H254V225H253ZM70 227H71V226H70ZM75 227H76V226H75ZM86 227H87V226H86ZM104 227H103V228H104ZM131 227H135V226H131ZM150 227H151V226H150ZM152 227H153V226H152ZM164 227H165V225H164ZM172 227H173V226H172ZM200 227H201V226H200ZM202 227H203V226H202ZM202 227H201V228H202ZM9 228H10V227H9ZM47 228H48V227H47ZM83 228H84V227H83ZM89 228H90V227H89ZM103 228H98V229H103ZM105 228H106V227H105ZM114 228H116V227H113V229H111V227H110L111 230H114ZM135 228H137V226H136ZM175 228H178V227H175ZM180 228H181V227H180ZM180 228H179V229H180ZM210 228H211V227H210ZM232 228H233V227H232ZM7 229H8V228H7ZM45 229H46V228H45ZM84 229H85V228H84ZM86 229H87V228H86ZM92 229H93V228H92ZM98 229H97L96 233L94 234V235H95V238L97 237L98 240L100 239V241H102V242L104 243V246H102V247H101V245H99L100 250H101L103 253H108V254L111 253L112 255H113V253H116L115 255L117 256V253H118V252H117V250L114 249L113 245L111 244V240H115V239H114V238H113V239H112V238H109V235L111 234L112 231L110 232V231L108 230V231L110 232V234H108V236H107V233H108V232L104 235V234L100 233V232L98 231ZM145 229H146V228H145ZM188 229H189V228H188ZM192 229H193V228H192ZM224 229H225V228H224ZM234 229H235V228H234ZM41 230H42V229H41ZM48 230H49V229H48ZM103 230H104V232H105V229H103ZM106 230H107V229H106ZM124 230H125V228H124ZM124 230H123V232H124ZM127 230H129V228H128ZM138 230H140V228H139ZM161 230H162V229H161ZM172 230H173V229H172ZM176 230H178V229H176ZM180 230H183V229H180ZM184 230H185V229H184ZM184 230H183V231H184ZM195 230H196V229H195ZM42 231H43V230H42ZM49 231H50V230H49ZM51 231H52V230H51ZM53 231H54V230H53ZM68 231H69V230H68ZM70 231H71V230H70ZM117 231H118V230H117ZM119 231H120V230H119ZM131 231H132V230H131ZM197 231H198V230H197ZM208 231H209V230H208ZM7 232H9V231H7ZM47 232H48V231H47ZM58 232H59V231H58ZM74 232H75V231H74ZM89 232H90V231H88V233H89ZM113 232H115V231H113ZM129 232H130V231H129ZM138 232H139V231H138ZM138 232H137V233H138ZM148 232H149V231H148ZM188 232H189V231H188ZM188 232H187V233H188ZM190 232H191V231H190ZM195 232H196V231H195ZM218 232H219V231H218ZM218 232H216V233H218ZM221 232H222V231H221ZM221 232H220V233H221ZM225 232H226V231H225ZM256 232H257V231H256ZM2 233H3V232H2ZM50 233H51V232H50ZM69 233H70V232H69ZM124 233H125V232H124ZM126 233H127V232H126ZM130 233H131V232H130ZM146 233H147V232H146ZM155 233H156V232H155ZM184 233H186V231H185ZM193 233H194V231H193ZM247 233H248V231H247ZM257 233H258V232H257ZM8 234H9V233H8ZM11 234H12V233H11ZM55 234L57 235V233H55ZM60 234H61V233H60ZM73 234H74V233H73ZM86 234H87V233H86ZM90 234H91V233H90ZM118 234H119V233H118ZM140 234H141V233H140ZM201 234H202V233H201ZM239 234H241V233H239ZM14 235L16 236V234H14ZM112 235H113V233H112ZM115 235H116V234H115ZM119 235H120V234H119ZM119 235H118V236H119ZM123 235H124V234H123ZM131 235H132V234H131ZM135 235H136V233H135ZM142 235H143V234H142ZM158 235H159V234H158ZM167 235H168V233H167ZM171 235H173V234H171ZM217 235H218V234H217ZM236 235H237V234H236ZM256 235H258V234H256ZM261 235H262V234H261ZM11 236H12V235H11ZM50 236H51V235H50ZM62 236H63V234H62ZM132 236H133V235H132ZM156 236H157V235H156ZM169 236H170V235H169ZM182 236H183V235H182ZM184 236H185V235H184ZM200 236H201V235H200ZM253 236H254V235H253ZM45 237H46V236H45ZM64 237H66V236H64ZM67 237H68V236H67ZM113 237H114V236H113ZM150 237H152V236H150ZM162 237H163V236H162ZM194 237H195V236H194ZM194 237H193V238H194ZM197 237H198V236H197ZM212 237H213V236H212ZM221 237H222V236H221ZM238 237H239V236H238ZM238 237H236V238H238ZM250 237H252V236H250ZM2 238H3V237H2ZM13 238H14V237H12L11 239H13ZM54 238H55V236H54ZM60 238H61V237H60ZM115 238H116V237H115ZM126 238L129 239V237H126ZM138 238H139V237H138ZM157 238H158V237H157ZM182 238H183V237H182ZM232 238H233V236H232ZM261 238H262V237H261ZM48 239H49V238H48ZM65 239H66V238H65ZM73 239H75V238H72V240H73ZM84 239H85V238H84ZM118 239H119V238H118ZM120 239H121V238H120ZM131 239H132V238H131ZM171 239H172V238H171ZM196 239H197V238H196ZM196 239H195V240H196ZM207 239H208V238H207ZM210 239H211V238H210ZM217 239H218V238H217ZM244 239H245V238H244ZM248 239H250V238H248ZM59 240H60V239H59ZM63 240H64V239H63ZM116 240H117V238H116ZM116 240H115V241H116ZM134 240H136V239H134ZM140 240H141V239H139V241H140ZM142 240H143V239H142ZM145 240H146V239H145ZM169 240H170V239H169ZM175 240H176V239H174V241H175ZM184 240H185V239H184ZM197 240H198V239H197ZM245 240H247V239H245ZM60 241H62V240H60ZM89 241H90V240H89ZM94 241H96V240H94ZM115 241H114V242H115ZM121 241H122V240H121ZM132 241H133V239H132ZM151 241H152V240H151ZM158 241H159V240H158ZM188 241H190V240L188 239ZM219 241H220V240H219ZM5 242H6V240H5ZM49 242H50V241H49ZM96 242H98V241H96ZM96 242H95V243H96ZM119 242H120V241H119ZM153 242H154V241H153ZM204 242H205V241H204ZM212 242H213V241H212ZM233 242H234V241H233ZM51 243H52V242H51ZM57 243H58V242H57ZM63 243H64V242H63ZM65 243H66V242H65ZM103 243H102V244H103ZM117 243H118V242H117ZM121 243H122V242H121ZM128 243H129V242H128ZM133 243H134V241H133ZM139 243H140V242H139ZM141 243H143V242H141ZM141 243H140V244H141ZM148 243H149V242H148ZM154 243H155V242H154ZM156 243H157V242H156ZM184 243H185V241H184ZM213 243H214V242H213ZM256 243H257V242H256ZM258 243H259V241H258ZM9 244H10V243H9ZM49 244H50V243H49ZM70 244H71V243H70ZM118 244H120V243H118ZM122 244H124V243H122ZM129 244H130V243H129ZM129 244H128V245H129ZM134 244H135V243H134ZM143 244H144V243H143ZM145 244H146V243H145ZM196 244H197V243H196ZM210 244H211V243H210ZM219 244H220V243H218L217 245H219ZM225 244H226V243H225ZM5 245H6V244H5ZM148 245H149V244H148ZM162 245H163V244H162ZM170 245H171V244H170ZM207 245H208V244H207ZM214 245H215V244H214ZM255 245H257V244H255ZM3 246H4V245H3ZM3 246H2V247H3ZM72 246H73V244H72ZM75 246H76V245H75ZM90 246H91V245H90ZM115 246H116V245H115ZM122 246H123V245H122ZM146 246H147V244H146ZM155 246H156V245H155ZM172 246H173V245H172ZM181 246H182V244H181ZM185 246H186V245H185ZM200 246H201V245H200ZM259 246H261V245H259ZM6 247L9 248V246H6ZM6 247H5V248H6ZM47 247H48V246H47ZM47 247H46V248H47ZM50 247H51V246H50ZM69 247H70V246H69ZM96 247H97V246H96ZM160 247H161V246H160ZM229 247H230V246H229ZM231 247H232V246H231ZM234 247H235V246H234ZM71 248H72V247H71ZM117 248H118V247H117ZM128 248H129V247H128ZM151 248H152V247H151ZM151 248H150V249H151ZM156 248H158V247H156ZM161 248H162V247H161ZM201 248H202V246H201ZM261 248H262V247H261ZM3 249H4V248H2V250H3ZM49 249H50V248H49ZM53 249H54V247H53ZM62 249H63V248H62ZM73 249H74V248H73ZM77 249H78V248H77ZM77 249H76V250H77ZM92 249H93V247H92ZM130 249L133 250V248H131V245H130ZM141 249H142V248H141ZM178 249H179V248H178ZM238 249H239V248H238ZM247 249H248V248H247ZM43 250H44V249H43ZM46 250H48V249H45V251H46ZM50 250H51V249H50ZM67 250H68V249H67ZM69 250H70V249H69ZM118 250H119V248H118ZM127 250H128V249H127ZM143 250H144V248H143ZM171 250H172V249H171ZM173 250H174V248H173ZM213 250H214V249H213ZM215 250H216V249H215ZM217 250H218V249H217ZM225 250H226V249H225ZM232 250H233V249H232ZM244 250H245V249H244ZM10 251H11V250H10ZM84 251H85V250H84ZM97 251H98V250H97ZM120 251H121V250H120ZM197 251H198V250H197ZM219 251H220V250H219ZM253 251H254V250H253ZM3 252H4V251H3ZM38 252H39V251H38ZM62 252H63V251H62ZM81 252H82V251H81ZM112 252H113V253H112ZM144 252H145V251H144ZM157 252H158V251H157ZM224 252H225V251H224ZM238 252H239V251H238ZM256 252H257V251H256ZM13 253H15V252H13ZM16 253H17V252H16ZM36 253H37V252H36ZM44 253H45V252H44ZM85 253H86V252H85ZM146 253H147V252H146ZM175 253H177V252H175ZM195 253H196V252H195ZM232 253H233V252H232ZM236 253H237V252H236ZM60 254H61V253H60ZM66 254L69 256V253H66ZM101 254H102V253H101ZM119 254H120V252H119ZM159 254H160V252H159ZM159 254L157 253L158 256H159ZM161 254H162V253H161ZM163 254H164V251H163ZM215 254H216V253H215ZM217 254H218V253H217ZM238 254H239V253H238ZM238 254H237V255H238ZM240 254H242V253H240ZM243 254H245V253H243ZM79 255H80V254H79ZM157 255H156V256H157ZM172 255H173V254H172ZM183 255H184V254H183ZM183 255H182V256H183ZM228 255H229V252H228ZM230 255H231V254H230ZM232 255H233V254H232ZM10 256H12V254H11ZM15 256H16V255H15ZM15 256H14V257H15ZM38 256H39V255H38ZM38 256H37V257H38ZM68 256H67V257H68ZM101 256H103V254H102ZM107 256H108V255H107ZM109 256H110V254H109ZM113 256H114V255H113ZM119 256H120V255H119ZM150 256H151V255H150ZM152 256H153V255H152ZM158 256H157V257H158ZM160 256H161V255H160ZM164 256H165V255H164ZM175 256H176V255H175ZM182 256H181V257H182ZM217 256H218V255H216V257H217ZM223 256H224V255H223ZM233 256H234V255H233ZM23 257H24V256H23ZM46 257H47V256H46ZM81 257H82V255H81ZM110 257H111V256H110ZM110 257H109V259H110ZM247 257H249V256H247ZM18 258H19V257H18ZM25 258H26V257H25ZM33 258H34V257H33ZM35 258H36V257H35ZM68 258H69V257H68ZM77 258H78V257H77ZM113 258H115V256H114ZM116 258H117V257H116ZM116 258H115V259H116ZM161 258H162V257H161ZM169 258H170V257H169ZM200 258H201V256H200ZM239 258H240V257H239ZM11 259H12V258H11ZM13 259L16 260L17 258H13ZM23 259H24V258H23ZM23 259H22V260H23ZM38 259H39V258H38ZM69 259H70V258H69ZM95 259H96V258H95ZM223 259H224V257H223ZM257 259H258V258H257ZM2 260H3V259H2ZM8 260H9V259H8ZM27 260H28V259H27ZM101 260H102V259H101ZM166 260H167V259H166ZM0 261H1V260H0ZM12 261H13V260H12ZM47 261H48V260H47ZM71 261H72V260H71ZM71 261H70V262H71ZM73 261H74V260H73ZM89 261H90V260H89ZM107 261H108V260H107ZM117 261H118V260H117ZM152 261H153V260H152ZM152 261H151V262H152ZM215 261H216V260H215ZM242 261H243V259H242ZM3 262L5 263V261H3ZM15 262H16V261H15ZM61 262H62V261H61ZM67 262H68V261H67ZM83 262H84V261H83ZM105 262H106V261H105ZM119 262H120V261H119ZM126 262H127V261H126ZM155 262H156V261H155ZM158 262H159V260H158ZM162 262H163V261H162ZM254 262H255V261H254ZM7 263H8V261H7ZM7 263H6V264H7ZM10 263H12V262H10ZM13 263H14V262H13ZM13 263H12V264H13ZM75 263H76V262H75ZM85 263H86V262H85ZM103 263H104V262H103ZM123 263H124V261H123ZM164 263H165V261H164ZM169 263H170V262H169ZM208 263H209V262H208ZM221 263H222V262H221ZM238 263H239V262H238ZM0 264H1V262H0ZM16 264H17V263H16ZM50 264H51V263H50ZM66 264H67V263H66ZM68 264H72V263H68ZM76 264H77V263H76ZM92 264H93V263H92ZM113 264H114V263H113ZM129 264H132V263H129ZM152 264H153V263H152ZM158 264H159V263H158ZM205 264H206V263H205ZM226 264H227V263H226Z\"/></svg>",
  "mask_w": 264,
  "mask_h": 264
}]
</instances>
